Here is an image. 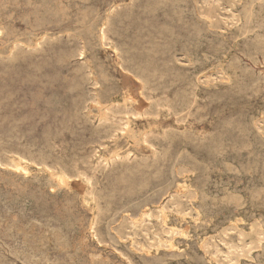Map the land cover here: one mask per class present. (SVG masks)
<instances>
[{
  "label": "rangeland",
  "instance_id": "1",
  "mask_svg": "<svg viewBox=\"0 0 264 264\" xmlns=\"http://www.w3.org/2000/svg\"><path fill=\"white\" fill-rule=\"evenodd\" d=\"M1 5L0 7H2L0 9V24L4 25V34L1 38H0V201L3 202L4 200H8V201H4V204L0 202V217H2V219L0 218V264H55V262L57 263L59 261V263L57 264H70L72 261L74 263L71 264H93L94 262L96 264H102V262L104 264H225V261H223L222 259H217L214 260L212 258V255H210L209 253H202L201 251V244H202V239L205 238H210V237H215L217 239V237L220 236V231L226 226L225 221H227L229 218H231L232 216H238V218L242 219V223H240L241 226H244V228L246 229L248 227V225H250L252 222H254L255 220H259L262 221L264 223V191L262 193L263 189V181H264V169H262L264 167V62H262L264 59H262L261 56L264 57V45L257 43L258 42V38H256L254 36V34H252V37L250 34H246L248 35V37H244L243 33L244 30L240 29L239 30V26L243 24L244 26V19L243 21L239 22V24L231 26L228 22H230V17L231 16V12L232 11L234 13V15H243L244 17V12L246 8H248L250 5V0L248 2V0H168V3L166 0H146L148 1V3L145 0H33V1H29V0H0ZM13 1V2H12ZM15 1V2H14ZM20 1V3H19ZM28 1V2H27ZM39 1V3H38ZM44 1V2H42ZM48 1V3L46 2ZM55 1L57 3L61 4H57L55 3ZM82 1V2H80ZM109 1V2H108ZM115 1V2H114ZM135 1V2H134ZM138 1V2H137ZM143 1V2H141ZM173 1H175L173 3ZM184 1V3L182 4V2ZM189 4H187L186 2ZM194 1V3L192 2ZM217 1V2H216ZM232 1V2H231ZM243 3H242V2ZM247 1V2H246ZM27 2V3H26ZM37 2V3H36ZM63 4H62V3ZM71 4H69V3ZM78 2V3H76ZM91 2H95V3H91ZM124 2V3H123ZM131 2V3H130ZM137 2V3H136ZM161 4H160V3ZM171 2V3H169ZM196 2V3H195ZM201 2V3H200ZM240 2V3H239ZM11 3V4H9ZM44 3V4H43ZM47 3V6L46 4ZM52 3V4H51ZM54 3V4H53ZM75 3V4H74ZM108 3V4H106ZM112 3V4H111ZM138 3H140L142 5L141 6ZM146 8H145V5ZM156 3V4H155ZM159 3V4H158ZM176 3V4H175ZM5 4V5H2ZM26 4V6H25ZM30 4V6H29ZM34 4V5H32ZM37 4V5H36ZM41 4V5H38ZM51 4V6L49 5ZM57 4V5H56ZM81 6H80V5ZM83 4V6H82ZM89 6H88V5ZM118 4V5H117ZM123 4V5H122ZM135 4V5H134ZM170 4V5H169ZM179 4L181 6H179ZM186 4V5H185ZM195 4V5H194ZM229 4V5H228ZM239 4V5H238ZM243 4V5H242ZM256 4V2H255ZM8 5H11L9 7H7ZM14 5V6H13ZM16 5V6H15ZM20 5V6H19ZM24 5V6H23ZM53 5V6H52ZM66 5V7H65ZM70 5V6H69ZM77 5V6H74ZM93 5V7H91ZM113 7H112V6ZM169 5V6H168ZM175 5V7H174ZM179 6L178 8H176L177 6ZM185 5V6H182ZM194 5V7H193ZM212 5V6H211ZM232 5V6H231ZM242 5V6H241ZM249 5V6H247ZM264 4H262V7H260L259 10V19L261 20V18H263V12H264ZM19 6V7H17ZM37 7V8H34ZM41 6V7H39ZM44 6V7H43ZM72 8H69L71 7ZM80 6V7H79ZM99 8H95V7ZM102 11H101V8ZM119 6V7H118ZM135 6V7H134ZM165 8H162V7ZM168 6V7H167ZM171 6V7H170ZM189 6V7H188ZM211 6V7H210ZM6 7V8H5ZM12 7V8H10ZM21 7V9H19ZM30 7V8H29ZM32 7L34 9H32ZM47 7H50L47 8ZM52 7V8H51ZM56 7L58 9V7L62 10V9H66L68 10L65 12L64 10H62V13L60 9L54 8ZM76 7V8H75ZM86 7V8H85ZM89 7V8H88ZM110 7V8H109ZM112 7V8H111ZM118 7V8H117ZM127 7V8H126ZM139 10H137V8ZM144 7V8H142ZM159 7V8H158ZM170 7V8H169ZM174 7V8H173ZM185 11H184V9ZM239 7V8H238ZM242 9H241V8ZM44 9L45 11H43L42 9ZM106 8V9H105ZM115 8V9H114ZM143 10H142V9ZM153 8V9H151ZM169 8V9H167ZM180 8H182L180 10ZM193 8V9H192ZM206 9V8H210L214 15H215V22L212 26L209 25L205 20H203L202 18H200L199 14L201 12L202 9ZM238 8V9H237ZM245 8V9H244ZM263 8V9H262ZM23 9H25V11H23ZM32 9V10H31ZM47 9V10H46ZM49 9V10H48ZM74 9V10H73ZM77 9V10H76ZM80 9V10H79ZM105 11H104V10ZM109 11H108V10ZM146 9V10H145ZM148 9V10H147ZM156 9V10H155ZM158 9V10H157ZM161 9V10H160ZM165 9V10H163ZM174 9V10H172ZM188 11H187V10ZM225 9V10H224ZM261 9L263 11H261ZM30 12H29V11ZM36 10V12H35ZM39 10V12H38ZM43 12H42V11ZM52 10L54 12H52ZM114 10V11H112ZM152 10V11H150ZM175 12H172V11ZM239 10V11H238ZM5 11V12H4ZM23 11V12H22ZM41 11V12H40ZM50 11V15L48 12ZM77 11V12H76ZM98 11V13H97ZM142 11V12H141ZM144 11V12H143ZM156 13H155V12ZM162 11V12H159ZM170 11V12H168ZM179 11V12H178ZM181 11H184L182 13H180ZM238 11V12H237ZM260 11L263 13L261 14ZM19 12V13H18ZM46 14H45V13ZM52 12V13H51ZM56 12V13H55ZM74 14H73V13ZM82 12V13H81ZM109 12V13H108ZM138 12L140 14H138ZM148 12V13H147ZM153 12V13H152ZM178 12V13H177ZM187 12V14L185 13ZM190 12V14H189ZM228 12V13H227ZM12 13V14H11ZM26 13V14H25ZM33 13V16L32 14ZM35 13V14H34ZM40 15H39V14ZM44 13V14H43ZM49 15H48V14ZM58 16H56L57 14H59ZM67 13V14H66ZM85 13H86V18L85 17ZM107 13V14H106ZM135 13V14H134ZM137 13V14H136ZM142 13V14H141ZM166 13V14H163ZM174 13V14H173ZM180 13V14H179ZM184 13V14H183ZM194 15H193V14ZM218 13V14H217ZM242 13V14H241ZM7 14V16H6ZM11 16H10V15ZM19 16H18V15ZM29 14L28 18H26V20H24L23 18L27 17L24 15ZM37 14V15H36ZM64 14H66L64 16ZM100 14V15H99ZM103 14V15H102ZM147 14V15H146ZM157 14V15H156ZM169 14V15H168ZM177 14V15H176ZM179 14V15H178ZM186 14V15H185ZM220 14V15H219ZM261 14V15H260ZM2 15V17H1ZM21 15V16H20ZM39 15V16H38ZM46 15V16H45ZM61 15H63L61 17ZM69 17H68V16ZM80 15V16H79ZM98 15V16H97ZM102 15V16H101ZM106 15V16H105ZM108 15V16H107ZM125 17H123V16ZM130 15V16H129ZM138 15V16H137ZM147 16V19L146 16ZM149 15V16H148ZM156 15V16H154ZM184 15V16H183ZM188 15V16H187ZM225 15V16H224ZM227 15V16H226ZM15 16V17H14ZM50 16V17H48ZM81 18L80 20H85V21H80L79 17ZM101 18H100V17ZM161 16L163 18H161ZM168 18H166V17ZM171 16H172V20H171ZM176 16H178V18H176ZM20 17V18H18ZM34 17L36 18L34 20ZM39 17H42L40 19H37ZM46 17V18H45ZM58 17V18H56ZM65 17V19L63 18ZM90 17V21L88 20V18ZM98 17V18H97ZM138 17V19H137ZM143 17V18H140ZM145 17V18H144ZM153 17V18H152ZM165 17V18H164ZM227 17V18H225ZM14 18V19H13ZM45 18V19H44ZM54 20H53V19ZM56 18V19H55ZM68 18V19H67ZM96 18V19H95ZM105 18V19H103ZM118 18L120 20H118ZM132 18V19H130ZM160 18V19H159ZM170 18V19H169ZM186 18V19H184ZM192 18V19H191ZM30 19V20H29ZM52 19V21H51ZM60 19V20H59ZM62 19V20H61ZM64 19V20H63ZM93 19V21L91 20ZM127 19V20H126ZM149 19V22H148ZM158 21H157V20ZM164 19V20H163ZM177 19V20H175ZM180 19H182L183 21L178 22V20L180 21ZM191 19V20H190ZM196 19V21H195ZM20 20H23L20 22ZM47 20V21H46ZM49 20L51 22H49ZM59 22H58V21ZM88 20V21H87ZM97 20V21H96ZM144 20V23L143 21ZM172 22H171V21ZM221 20V21H220ZM64 24H62V22ZM66 21V22H65ZM77 21V22H76ZM100 21V22H98ZM122 21V23H121ZM148 23H147V22ZM150 21L152 23H150ZM170 21V24L169 22ZM176 21V22H175ZM187 21V22H186ZM191 21H193L191 23ZM228 21V22H227ZM263 24H264V18H263ZM9 22V23H8ZM31 22V23H29ZM35 22V23H34ZM42 22V24H41ZM46 22V24H45ZM76 22V23H75ZM86 22V23H85ZM92 25H91V23ZM98 22V23H97ZM105 22L107 23V28L105 31L106 34V39L105 40H101L100 37H98L99 34V30L101 27V25ZM124 22V23H123ZM133 22V23H132ZM158 24H157V23ZM165 22V25H163ZM168 24H167V23ZM175 22V23H174ZM178 22V23H177ZM183 22V24H182ZM197 24H196V23ZM206 22V23H205ZM219 24H218V23ZM11 23V24H10ZM15 23V24H14ZM75 23V24H74ZM78 23V24H77ZM80 23V25H79ZM88 23V25H87ZM97 23V24H96ZM119 23V24H118ZM135 23V24H134ZM149 25H147V24ZM155 23V24H154ZM160 23V24H159ZM172 23V24H171ZM186 23V24H184ZM205 23V24H204ZM225 23V24H224ZM14 24V25H13ZM27 24V25H26ZM35 24L37 25V27L35 28ZM77 24V25H76ZM84 24V26H83ZM95 24V25H94ZM138 24V25H137ZM144 24V25H143ZM152 24L155 25V28L153 26L150 25ZM175 24V25H174ZM190 24V25H189ZM192 24V25H191ZM199 24V26H197ZM204 26H202V25ZM9 25V26H8ZM31 25V26H30ZM47 25V26H46ZM91 25V26H89ZM125 25V26H124ZM136 25V26H134ZM161 25H163V27L165 26V28H163ZM168 27H167V26ZM170 25L171 28H170ZM179 25V26H178ZM181 25H183L181 27ZM189 25V26H188ZM11 26V27H10ZM13 26V27H12ZM28 26V27H27ZM34 26V27H33ZM68 26H71L70 28H68ZM93 26V27H92ZM97 28H96V27ZM151 26V27H150ZM157 26V27H156ZM174 26L177 27L174 29ZM186 26V27H185ZM193 27L190 29V27ZM197 28H194V27ZM225 26V27H224ZM228 26V27H227ZM30 27V28H29ZM46 27V28H45ZM91 27V28H89ZM95 27V28H94ZM141 27V29H139ZM144 29H143V28ZM180 27V28H179ZM184 27V28H183ZM199 27V28H198ZM201 27V28H200ZM15 30H12V29ZM17 28V29H16ZM25 28V30H23ZM34 28V29H33ZM90 30H88V29ZM134 28V29H133ZM137 28H138V32H137ZM154 29V31L152 29ZM169 28V29H168ZM173 28V29H172ZM210 30H209V29ZM227 28V29H226ZM237 30L240 31V33ZM27 29V30H26ZM72 29V30H70ZM147 29V30H145ZM160 29V30H156ZM172 29V30H171ZM190 29V30H189ZM198 29V30H196ZM203 29V30H202ZM33 30V31H32ZM74 30V31H73ZM76 30V31H75ZM84 30V31H81ZM91 30L95 31L91 34ZM142 30V31H141ZM152 30V31H151ZM163 30H167L165 31V35ZM171 30V31H170ZM177 30V31H176ZM179 30V31H178ZM185 30V31H184ZM189 30V31H188ZM201 31L202 34H200ZM218 30L219 33L217 32ZM225 30V31H224ZM243 30V31H242ZM14 31V32H13ZM22 33H21V32ZM25 31V32H23ZM27 31V32H26ZM29 31V32H28ZM32 31V34H31ZM42 31V32H41ZM64 31V32H62ZM70 31V32H69ZM78 31V32H77ZM81 31V33H80ZM150 31V32H148ZM181 31V32H180ZM183 31V32H182ZM206 31V32H204ZM12 32V33H11ZM36 32V33H35ZM41 32V34L39 33ZM45 32H48L49 34L47 35V33L45 34ZM53 32V33H52ZM56 32V33H55ZM62 35V36H60ZM68 32V34H67ZM85 32V33H84ZM142 32V33H141ZM146 32V33H145ZM154 32V33H153ZM159 32V33H158ZM163 35H161L162 33ZM172 32L174 34L177 35V39L176 37H174L175 35L172 34ZM200 34L198 37V35ZM225 32V33H224ZM234 33V34H230V33ZM62 33V34H61ZM72 33H77L76 35L79 36H75ZM79 33V34H78ZM96 33V34H95ZM119 33V34H118ZM121 33V34H120ZM171 33V34H170ZM179 33V34H178ZM192 33V34H191ZM204 33V34H203ZM206 33V34H205ZM14 34V35H12ZM30 34V35H29ZM35 34V35H34ZM64 34V35H63ZM72 34V35H71ZM85 34V35H84ZM89 34V35H87ZM113 36H112V35ZM152 34V35H151ZM154 34V35H153ZM158 34V35H157ZM188 34V35H187ZM230 34V35H228ZM25 35V36H23ZM38 35V36H37ZM46 35V36H45ZM59 35V36H58ZM94 35V37H93ZM95 35H97L95 37ZM134 35V36H133ZM141 35V36H140ZM172 35H174L172 37ZM179 35V36H178ZM187 35V36H186ZM210 35V36H209ZM213 35V36H211ZM240 35V36H238ZM245 35V34H244ZM245 35V36H246ZM20 36V37H19ZM32 36V37H31ZM43 36V37H42ZM49 36V37H48ZM58 36V37H57ZM147 36V37H145ZM150 36V38L148 37ZM152 36L156 37L155 39L152 40ZM189 36V37H188ZM193 37L194 39H192L191 37ZM234 36L236 38H234ZM10 37V38H9ZM17 37V38H16ZM25 37V38H23ZM29 37V38H27ZM35 37V38H34ZM44 38L43 43H41L38 47H35V42L40 39V38ZM51 37V38H50ZM53 37V39H52ZM67 37V38H66ZM80 37V38H79ZM91 37V38H90ZM135 37V39H134ZM139 37V38H138ZM153 37V38H154ZM170 37V38H169ZM188 37V38H187ZM207 37V38H206ZM213 37V38H212ZM254 37V38H253ZM19 38V39H18ZM21 38V39H20ZM23 38V39H22ZM27 38V40H26ZM37 38V39H36ZM50 38V40H49ZM79 38V40H78ZM95 38V40H94ZM99 38V39H97ZM110 42L107 43V41ZM149 38V39H148ZM173 38V39H172ZM179 38V39H178ZM182 38V39H181ZM196 38H199L198 40ZM207 40H204V39ZM215 38V39H214ZM216 38H219L218 40ZM223 38L225 41H223ZM240 38V40L238 39ZM241 38H243L241 40ZM247 38V39H244ZM14 39V40H12ZM29 39V40H28ZM31 39V40H30ZM48 39V41H47ZM52 39V41H51ZM64 39V40H63ZM93 39V40H92ZM181 39V40H180ZM188 39V40H187ZM209 39L210 42L209 43ZM238 42H237V40ZM252 40L249 41V40ZM256 39V40H254ZM11 40V42H10ZM36 40V41H35ZM56 40V41H55ZM88 40V42L86 41ZM98 40V41H97ZM136 40V41H135ZM151 40V41H150ZM157 40V41H156ZM160 40V41H159ZM165 40V41H164ZM190 40V41H189ZM201 40V41H200ZM212 40V41H211ZM217 40V41H216ZM222 40V41H221ZM236 41L234 43V41ZM244 40V42H243ZM248 42H245V41ZM14 41H18L20 44L22 43V45L19 44V47L13 51V55L10 54L11 52V48L12 45L14 43ZM31 41L33 43H31ZM81 41V42H80ZM105 41V42H104ZM116 41V42H115ZM164 41V42H162ZM177 41V42H176ZM180 41V42H179ZM203 41V42H202ZM229 41V42H228ZM240 41V42H239ZM257 41V42H255ZM2 42H7V43H3L1 46ZM9 42V43H8ZM53 42L56 44H53ZM65 42V43H64ZM68 42V44H66ZM74 44H73V43ZM100 42V43H99ZM127 42V43H126ZM170 44H169V43ZM184 42V43H183ZM188 42H193V43H188ZM197 42V44H196ZM207 42V43H206ZM222 48H220L221 46ZM227 42V43H226ZM35 43V44H34ZM90 43V44H89ZM99 43V44H98ZM113 43V44H112ZM180 43V45L178 44ZM226 45H225V44ZM239 43V44H238ZM246 43V46H244L245 48L248 45V49L244 47H242V44ZM254 43V44H253ZM29 44V45H28ZM65 44V46H64ZM89 44V45H87ZM150 44V45H149ZM157 44V45H156ZM163 44V45H162ZM173 44V45H171ZM176 44V45H175ZM183 44V45H182ZM187 44V45H186ZM195 44V45H194ZM229 44V45H228ZM250 44V45H249ZM255 46H253V45ZM10 45V46H9ZM63 45V46H62ZM74 45V46H73ZM82 45H84V47H82ZM86 45V46H85ZM93 45V46H92ZM96 45V46H95ZM118 45H120L118 47ZM149 45V46H148ZM156 45V46H155ZM170 45V47H169ZM191 48L188 50V48ZM201 45V47H200ZM234 45L232 48L231 46ZM239 45V46H238ZM245 45V44H243ZM253 47H252V46ZM258 45V46H256ZM7 46V47H6ZM30 48H29V47ZM56 46V47H55ZM61 46V47H58ZM67 46L69 48H67ZM78 46V47H77ZM100 46V47H99ZM116 46V47H114ZM152 46V48H151ZM177 46V47H176ZM186 46V47H185ZM197 46V47H196ZM225 46V48H224ZM231 49H228V47ZM238 46V47H237ZM251 46V47H250ZM263 46V47H262ZM5 49H4V48ZM55 47V48H54ZM60 48V50L58 48ZM62 47H66L62 48ZM73 47H75L74 49H72ZM93 47V48H91ZM96 47V49H95ZM102 47V49H101ZM105 47V48H104ZM107 47V48H106ZM146 47V48H145ZM182 47V50L180 49ZM185 47V49H184ZM195 47V49H194ZM212 49H210V48ZM215 47V49H214ZM242 47V48H241ZM250 47V48H249ZM261 47V48H260ZM34 48V49H33ZM78 48V49H77ZM124 48V49H123ZM136 48V49H134ZM154 48V49H153ZM158 48V49H157ZM168 48V49H167ZM171 48V50H170ZM179 48V49H178ZM201 48V49H200ZM219 48V49H218ZM239 48V49H237ZM255 50H253V49ZM263 48V49H262ZM53 49V50H52ZM63 49V51H62ZM77 49V50H76ZM86 49V50H85ZM138 49V50H137ZM150 49V50H149ZM175 49V50H174ZM178 49V50H177ZM184 49V50H183ZM200 49V50H199ZM217 49V50H216ZM241 49V50H240ZM9 50V51H8ZM58 50V51H57ZM65 50V51H64ZM74 50V51H73ZM76 50V51H75ZM83 50V51H82ZM121 50V51H120ZM134 50V51H133ZM141 52H140V51ZM153 50V52H152ZM159 50V51H158ZM188 50V51H187ZM198 50V51H197ZM223 50H225V52H222ZM244 50V52L242 51ZM259 50V51H258ZM66 51L68 54H66ZM70 51V52H69ZM88 51V52H87ZM97 51V52H94ZM105 51V52H104ZM140 53H138V52ZM146 51V52H145ZM151 51V52H150ZM158 51V52H155ZM168 53H167V52ZM173 51V52H172ZM178 51V52H177ZM183 53L180 54L179 53ZM186 51V52H185ZM205 51V52H204ZM207 51L209 52L207 54ZM231 51V52H230ZM233 51V52H232ZM247 51V52H246ZM255 51V52H253ZM53 52V54H52ZM56 52V54H55ZM64 52V53H62ZM80 54H79V53ZM84 52V53H82ZM87 52V53H86ZM101 52V53H100ZM145 52V54L143 53ZM162 52V53H161ZM164 52V54H163ZM166 52V53H165ZM170 52V53H169ZM219 52V53H218ZM222 52V53H221ZM238 52V54H237ZM251 52V53H250ZM35 53V54H34ZM44 53V54H43ZM60 54V59L59 58V54ZM95 53V54H94ZM105 53V54H103ZM115 53V54H114ZM121 53V54H120ZM150 53V54H149ZM156 53V55H154ZM189 53V55L187 54ZM196 53V54H195ZM218 53V54H217ZM229 53V54H228ZM232 53V54H231ZM235 53V54H234ZM244 53V54H243ZM249 53V55H247ZM253 53V54H252ZM255 53V54H254ZM263 53V54H262ZM94 54V55H93ZM143 54V55H142ZM169 54V55H168ZM170 54H174V55H170ZM177 54V55H176ZM195 54V55H194ZM237 54V55H236ZM241 54V55H240ZM246 54V55H245ZM262 54V55H261ZM68 55V56H67ZM81 55V56H79ZM84 55V56H83ZM93 55V56H92ZM100 55V57H99ZM135 55V57H133ZM137 55V56H136ZM145 55V56H144ZM205 55V56H203ZM213 55V56H212ZM217 55V57L215 56ZM234 55L236 58H234ZM245 55V57L243 56ZM255 56L254 59L252 56ZM10 56V57H9ZM42 56V57H41ZM58 56V58H57ZM64 56V57H62ZM97 56V57H96ZM145 58H143V57ZM147 56V57H146ZM168 56V58H167ZM171 56V57H169ZM181 58H180V57ZM184 56V57H183ZM191 56V57H189ZM209 56V57H208ZM223 56V57H222ZM229 56V57H226ZM241 56V57H240ZM257 56V57H256ZM67 57V59H66ZM80 57V59H79ZM94 57V59H93ZM107 57V58H106ZM130 57V59H129ZM137 57V58H136ZM164 57V58H163ZM196 57V58H195ZM198 57V58H197ZM206 57V59H204ZM222 57V58H221ZM226 57V59H225ZM252 57V58H251ZM61 58H63L61 60ZM91 60H90V59ZM96 58V60H95ZM100 58V59H98ZM118 58V59H117ZM136 58V59H135ZM140 58V59H139ZM153 58V59H151ZM163 60L162 59H165ZM172 61H170L171 59ZM175 58V59H174ZM187 58V59H186ZM190 58V59H189ZM203 58V59H202ZM212 58V59H211ZM214 58V59H213ZM229 58V59H228ZM233 60H232V59ZM239 58V59H238ZM245 58V59H244ZM251 58V59H250ZM258 58V59H257ZM124 59V61H123ZM144 59V60H143ZM157 59V60H155ZM159 59V61H158ZM169 59V60H168ZM189 59V60H188ZM192 59H196L194 61H192ZM241 59V60H240ZM248 59V60H247ZM249 59L251 61H249ZM252 59L257 63H255L254 61H252ZM257 59V60H256ZM261 59V60H260ZM84 60V62H83ZM89 60V61H88ZM100 60L102 61L100 63ZM118 60V61H117ZM142 60V61H141ZM153 63H150L152 62ZM206 62H204V61ZM209 60V61H208ZM211 60V61H210ZM215 62L216 60V64L213 62ZM35 61V62H34ZM60 61V62H59ZM82 61V62H81ZM87 61V62H86ZM121 61V62H120ZM144 61V62H143ZM149 61V62H148ZM158 61V63H157ZM184 61V62H183ZM190 61V63H189ZM218 61V62H217ZM224 61V62H221ZM226 61V62H225ZM229 61H231L229 63ZM237 64H236V62ZM242 61V63H241ZM55 62V63H54ZM81 62V63H80ZM89 62V63H88ZM104 62V63H103ZM106 62V63H105ZM126 62L128 64H126ZM137 62H139L137 64ZM170 62V63H169ZM194 62V63H192ZM200 64H199V63ZM211 62V63H210ZM221 62V63H220ZM234 62V63H233ZM240 62V63H239ZM253 62V64H252ZM83 63V64H82ZM87 63V64H86ZM93 63V64H91ZM97 63V64H95ZM100 63V65H98ZM108 63V64H107ZM110 63L112 65H110ZM148 63V64H147ZM167 66H170L167 67ZM175 63V64H174ZM178 63V64H177ZM204 63V65H203ZM208 63V64H207ZM213 63V64H212ZM218 63V65H217ZM225 65H224V64ZM247 63V64H246ZM31 64V65H30ZM50 64V65H49ZM74 64V65H73ZM92 66H91V65ZM102 64V65H101ZM105 64V65H103ZM125 64V65H123ZM197 64V65H195ZM199 64V65H198ZM215 64V66H213ZM220 64V66H219ZM224 66H223V65ZM232 64H234V68L232 66ZM242 64V65H241ZM8 65V66H7ZM16 65V66H15ZM69 65V66H68ZM98 65V66H96ZM117 67H116V66ZM129 65V66H128ZM141 65V66H140ZM149 65V66H148ZM161 65V66H160ZM211 65V66H210ZM232 66V68H230L229 66ZM252 67H251V66ZM254 65V66H253ZM256 65V68H255ZM262 65V66H261ZM89 66V67H88ZM91 66V67H90ZM106 69H105V67ZM109 66V68H108ZM131 66V67H130ZM140 66V67H138ZM159 66V67H158ZM165 68H164V67ZM174 66V67H172ZM194 66V67H193ZM198 66V67H197ZM210 66V67H208ZM222 66V67H221ZM240 66V67H239ZM245 66V67H242ZM250 66V67H249ZM12 67V68H11ZM24 67V68H23ZM28 67V68H27ZM53 67V68H52ZM67 67V68H66ZM111 67V69H110ZM121 69H120V68ZM126 67V68H125ZM148 67V68H147ZM173 69H172V68ZM197 69H196V68ZM202 67V69H201ZM210 68V69H206V68ZM215 67V68H213ZM225 67V71H224V75L220 74L221 68ZM249 67V68H248ZM5 68H8L5 70ZM14 68V69H13ZM23 68V69H22ZM27 68V69H26ZM80 68V70H79ZM93 68V70L91 69ZM99 71H98V69ZM113 68V69H112ZM125 68V69H124ZM157 68V69H156ZM160 70H159V69ZM168 68V70H167ZM179 68V69H178ZM213 68V69H212ZM220 68V69H219ZM236 68V70H235ZM241 68V69H240ZM246 70H245V69ZM10 69V70H9ZM45 69V70H44ZM62 69V71H61ZM86 69V70H85ZM110 69V70H109ZM120 69V70H119ZM123 69V70H122ZM127 69V70H126ZM152 69V70H151ZM175 69V70H174ZM177 69L179 70V72L177 71ZM182 69V70H181ZM185 69V70H184ZM193 69V70H192ZM215 69V70H214ZM230 71H229V70ZM239 72H238V70ZM17 70V71H16ZM21 70V73H20ZM25 70V71H23ZM27 70V71H26ZM61 73H58L60 71ZM68 70V71H67ZM94 72H92V71ZM102 70V71H100ZM105 70V72L103 71ZM157 70V71H156ZM163 70V71H162ZM189 70V71H188ZM207 70V71H205ZM235 72H233V71ZM244 70V71H243ZM57 71V72H56ZM66 71V72H65ZM75 71V72H74ZM80 71V72H79ZM111 71V74L113 75L112 77L110 76L111 74L109 73ZM113 71V72H112ZM116 75H115V72ZM159 71V73H158ZM177 71V72H176ZM186 71V72H185ZM188 71V72H187ZM200 71V72H199ZM205 71V72H204ZM237 71V73H236ZM242 71V72H240ZM246 71V72H245ZM3 72V75H2ZM19 72V73H18ZM63 72V74H62ZM69 72L71 74H69ZM122 72V73H121ZM125 72V73H124ZM128 74H127V73ZM145 72V73H144ZM170 72V73H168ZM174 72V73H173ZM194 72V73H192ZM204 74H203V73ZM232 72V74L230 73ZM253 72V73H252ZM259 72V73H257ZM15 73V75H14ZM24 73V74H23ZM25 73L27 75H25ZM43 73V75H42ZM57 73V74H56ZM71 75V76H69ZM114 73V74H113ZM121 73V74H120ZM153 75H152V74ZM163 73V74H162ZM165 73L170 74V76ZM178 73V74H177ZM184 73V74H183ZM196 73V74H195ZM201 73V74H200ZM228 73V74H227ZM242 73V75H241ZM247 76H243V75ZM261 73V74H260ZM7 74V75H5ZM56 74V75H55ZM62 74V75H61ZM65 74H67L68 76H66ZM93 74V75H92ZM96 74V75H95ZM102 74H104V78L102 76ZM108 74V75H107ZM119 74V75H118ZM125 74V75H124ZM147 74V75H146ZM150 74V75H149ZM182 76L180 77L179 76ZM189 76H188V75ZM191 74V75H190ZM193 74V75H192ZM200 74V75H199ZM230 74V75H229ZM236 76L234 78V75ZM21 75V76H20ZM29 75V76H28ZM42 75V76H41ZM45 75V77H44ZM47 75V76H46ZM49 75V76H48ZM61 77H60V76ZM74 75H76V79L74 77ZM82 75V76H81ZM131 75V76H130ZM161 75V76H160ZM163 75L165 77H163ZM176 75V76H175ZM187 75V76H184ZM218 75V76H217ZM250 75V77H249ZM260 75V77H259ZM38 76V77H37ZM66 76V77H65ZM90 76V77H89ZM95 78H94V77ZM124 76V77H123ZM130 76V77H129ZM149 76V77H148ZM172 76V77H171ZM184 76V77H183ZM194 78H193V77ZM200 76V78H199ZM204 76V77H203ZM211 76V78H210ZM226 76V77H224ZM230 78H229V77ZM23 77V78H22ZM73 77V80H71ZM79 77V78H78ZM94 79H93V78ZM111 77V79H110ZM135 77V78H134ZM157 77V78H156ZM177 77V78H175ZM180 77V78H179ZM197 77V78H196ZM213 77V78H212ZM215 77V78H214ZM231 77L234 79H231ZM239 77H241L240 79H238ZM256 77L257 81L259 79V81L261 82H257L256 79L254 78ZM37 78V79H36ZM61 78L62 81H64L65 83L63 84V82L59 79ZM67 78V79H66ZM71 78V79H70ZM97 78V79H96ZM104 78V80H103ZM117 78V79H115ZM120 78V79H119ZM124 78V79H123ZM148 78V79H147ZM162 78V79H161ZM183 78V79H182ZM188 78L190 80H188ZM204 78V81H203ZM228 78V80H227ZM246 78V79H245ZM251 78V79H249ZM23 79V80H22ZM32 79V80H31ZM59 79V80H58ZM69 79V80H68ZM78 79V80H77ZM115 79V81L113 80ZM131 79V80H130ZM141 79V81H140ZM153 79V80H152ZM164 79V80H163ZM178 79V80H177ZM186 79V81H185ZM233 81H231V80ZM236 79V81H235ZM238 80H242V81H237ZM254 81H253V80ZM5 80V82H4ZM97 80V81H95ZM113 80V81H112ZM138 80V81H137ZM191 82V86L190 85V81ZM208 80V81H207ZM216 80V81H215ZM224 82H223V81ZM250 80V82H249ZM252 80V81H251ZM19 81V82H18ZM58 81V82H57ZM61 81V82H60ZM68 81V83H66ZM75 82L77 85H75V83H71V82ZM79 81V82H78ZM140 81V82H139ZM146 83H145V82ZM165 81V82H164ZM198 81V82H197ZM229 83H225L228 82ZM244 81V82H243ZM78 82V83H77ZM94 82V83H93ZM154 82V83H153ZM167 82V83H166ZM174 82V83H173ZM187 82V83H186ZM234 82V83H233ZM249 82V83H248ZM253 82V86L252 83ZM16 83V84H15ZM59 83L63 84V88L62 91L60 90V85H58ZM111 85H109V84ZM142 83V84H141ZM153 83V84H152ZM189 83V85L187 86V84ZM198 83V84H197ZM207 83V84H206ZM212 83V84H211ZM225 83V84H224ZM233 83V84H232ZM238 84L237 88H236V84ZM245 85L244 86L242 85ZM251 83V84H250ZM260 83V84H259ZM51 86H48L50 85ZM80 84L82 86H80ZM95 84V85H94ZM99 84V85H98ZM114 84L116 87H114ZM117 84V85H116ZM138 84V85H137ZM186 84V85H184ZM218 84V85H217ZM246 84H248L249 86H247ZM256 84V85H255ZM56 85L58 86L56 88ZM68 85L70 87L67 86ZM72 85V86H70ZM87 85V86H86ZM127 85V86H126ZM137 85V86H136ZM144 85V86H143ZM193 85V86H192ZM198 85V86H197ZM202 85V86H201ZM206 85H208L206 87ZM211 85V86H210ZM228 85V86H227ZM232 85V86H231ZM234 85V86H233ZM239 85H240V89L243 91L241 92L239 89ZM258 89V87L261 89H258V93L256 92V88ZM261 85V86H260ZM37 86V87H36ZM75 86V88H74ZM107 86V87H106ZM111 86V87H110ZM119 86V88H118ZM157 86L159 88H157ZM186 86V87H185ZM197 86V88H195ZM243 86V87H241ZM26 87V88H25ZM36 87V88H35ZM81 87V88H80ZM83 87V88H82ZM88 87V88H87ZM95 89H93V88ZM121 87V89H120ZM127 87V88H126ZM138 87V88H137ZM142 87V89H141ZM169 87V88H168ZM171 87V89H170ZM193 87V88H192ZM201 87V88H200ZM215 90V88H217ZM223 87V88H221ZM224 87H228V88H224ZM234 87V88H233ZM252 89H251V88ZM31 90H30V89ZM33 90L35 91H32ZM39 88V89H38ZM68 88V90H67ZM72 88V91H70ZM80 88V89H79ZM111 90H110V89ZM118 88V89H117ZM144 88V89H143ZM199 88V89H198ZM236 88V89H235ZM38 89V90H37ZM58 89V90H56ZM82 89V90H81ZM109 89V90H108ZM117 89V90H116ZM128 89V90H126ZM147 89V90H146ZM167 89V91H166ZM191 89V90H190ZM196 89V90H195ZM210 89V90H209ZM223 89V90H221ZM225 89V90H224ZM231 89V91H230ZM251 89V90H250ZM256 89V90H255ZM23 90V91H22ZM41 90V91H40ZM43 90V92H42ZM51 90V91H50ZM84 90V91H83ZM87 90V91H86ZM89 90V91H88ZM99 90V91H98ZM120 90V91H119ZM125 90V91H124ZM144 90V91H142ZM160 90V91H159ZM162 90V91H161ZM202 90V92H201ZM212 90V92H210ZM235 90V91H234ZM237 90V91H236ZM255 90V91H253ZM66 91V92H65ZM75 91V92H74ZM81 93H80V92ZM96 91V92H93ZM110 91V92H109ZM112 91V92H111ZM133 91V93H132ZM139 91V92H138ZM153 91V92H152ZM182 91V92H180ZM188 91V92H187ZM196 91V92H195ZM205 91H209L207 93H205ZM214 91H217L214 92ZM224 91V92H223ZM227 93H226V92ZM229 91V92H228ZM240 91V92H239ZM246 91V92H245ZM253 91V92H252ZM261 91V92H260ZM30 92V93H28ZM54 92V93H53ZM61 96V100L60 96ZM61 92V93H60ZM70 92V93H69ZM83 92V93H82ZM89 94L87 95L86 94ZM131 92V93H130ZM138 92V93H137ZM195 92V93H194ZM199 92V93H198ZM223 92V94H222ZM231 92V93H230ZM239 92V93H238ZM256 95H255V93ZM33 93V94H32ZM40 93V94H39ZM49 93V94H48ZM54 95H53V94ZM76 93V94H75ZM78 93V94H77ZM79 93L81 95H79ZM92 93V94H91ZM124 93V94H123ZM171 93V94H170ZM189 93V94H188ZM205 93V94H204ZM209 93V94H208ZM212 95H211V94ZM216 93V94H215ZM218 93H220L218 95ZM234 93V95H233ZM238 93V94H236ZM244 93H248V95L244 94ZM260 93V94H259ZM261 93H263L261 95ZM28 94V95H27ZM58 94V95H56ZM63 94V95H61ZM68 94V95H66ZM75 94V95H73ZM82 94H84L82 96ZM97 94V95H96ZM103 94V95H102ZM138 94L140 95V98L138 96ZM180 94V95H179ZM186 94V95H185ZM195 94H197L195 96ZM200 94V95H199ZM213 94L217 95V96H213ZM222 94V95H221ZM229 94V96H228ZM260 96H259V95ZM30 95V96H29ZM34 95V96H33ZM37 95V96H36ZM43 95V97H42ZM51 95V96H50ZM73 95L75 97V99L71 100L72 98H74ZM87 95V97L85 96ZM100 95V96H99ZM128 95V96H127ZM145 95V98H144ZM175 95V96H174ZM194 95V96H193ZM207 95V96H206ZM225 95H227V97H225ZM233 95V96H232ZM240 95H243L242 97ZM259 96L258 98L256 96ZM41 96V97H40ZM46 96V97H45ZM54 96V98H53ZM57 96V97H56ZM66 96V99L64 98ZM69 96V98H68ZM95 96H99L101 97V99L103 100H107L108 98H116V99H122L125 97L130 98V100L128 101V107L130 109V111L135 114L136 116L132 117L133 121H134V125L135 128L138 132L140 133H145L147 135L148 138V144H139L135 147H132L126 142L124 141V139L122 138H116L118 132H114V125L111 124L110 122H103V121H99L98 115H97V111H95V109H91V106H88L89 104L92 105L91 102H93ZM104 96V98H102ZM109 96V97H108ZM184 96V97H183ZM189 96V97H188ZM201 96V97H200ZM222 96V98H221ZM231 96V97H230ZM245 96V97H244ZM50 97V98H49ZM63 97V98H62ZM71 97V98H70ZM134 97V98H132ZM143 97V98H142ZM177 97V98H175ZM183 97V98H182ZM195 97V98H193ZM233 97V98H232ZM254 97V99L252 98ZM34 98V99H33ZM37 98V99H36ZM82 98V99H81ZM92 98V99H91ZM157 98V99H156ZM200 98V100H199ZM211 98V99H209ZM227 98V99H226ZM232 98V99H231ZM240 98V100H239ZM243 98V99H242ZM251 98L254 102H250ZM30 99V100H29ZM41 99V100H40ZM52 99V101H51ZM54 99V100H53ZM67 99H69L67 101ZM77 99V100H76ZM156 101H155V100ZM177 99V100H176ZM206 101H205V100ZM226 99V100H225ZM247 101L245 102L244 101ZM35 100V102H34ZM60 100V101H59ZM66 100V101H65ZM86 100V101H85ZM138 100V101H137ZM147 100V101H146ZM151 100H153L152 102H150ZM184 100V102H183ZM224 100V101H223ZM231 100V102H230ZM236 100V101H235ZM242 100V102H241ZM257 100V101H256ZM33 101V102H31ZM39 101V102H38ZM71 101V102H69ZM72 101L74 102V104H70L72 103ZM82 101V102H80ZM136 102L135 104L132 102ZM195 101V102H194ZM216 101V102H215ZM233 101V102H232ZM260 101V102H259ZM263 101V102H262ZM29 102V103H28ZM38 102V103H37ZM56 103L55 105L53 103ZM59 102V103H58ZM61 102V104H60ZM77 102V103H76ZM79 102V103H78ZM89 102V103H88ZM148 102V103H147ZM163 102V103H162ZM182 102V103H181ZM250 102V103H249ZM262 102V103H261ZM33 103V104H32ZM86 103V104H85ZM153 103V104H152ZM166 103V104H165ZM194 103L195 104L194 106ZM229 105H227V104ZM231 103V104H230ZM235 103V104H234ZM237 103V104H236ZM25 104L27 105L25 107ZM32 104V105H31ZM35 104V106H34ZM53 104V105H52ZM60 105L61 107H59L58 105ZM79 104V105H78ZM140 104V105H139ZM181 104V105H180ZM224 104H226L224 106ZM242 108H241V106ZM251 104V105H250ZM39 105V106H38ZM52 105V106H51ZM75 107V108H70V107ZM153 105V107H151ZM156 105V106H154ZM158 105V106H157ZM180 105V106H178ZM198 105V106H197ZM207 105V108H206ZM238 107V108H236ZM249 105V106H248ZM263 105V106H262ZM13 106V107H12ZM45 106V107H44ZM55 106V107H54ZM70 106V107H69ZM77 106V107H76ZM138 106V107H137ZM145 106V107H144ZM172 106V107H171ZM192 106V107H191ZM232 106V107H231ZM234 106V108H233ZM262 106V107H261ZM39 107V110H38ZM65 107V109H63ZM67 107V108H66ZM85 107H87V111L85 109ZM143 107V108H142ZM161 107V109H160ZM183 107V108H182ZM229 107V108H228ZM245 107V108H244ZM49 108V110H48ZM57 108V109H56ZM150 108V109H149ZM165 108V109H164ZM190 110H189V109ZM241 108V109H240ZM244 108V109H243ZM247 108V109H246ZM253 110H252V109ZM44 109V111H42ZM60 109V110H59ZM63 109V110H62ZM69 109V111H68ZM73 109V110H71ZM91 109V110H88ZM163 109V110H162ZM168 109V110H167ZM174 109V111H173ZM221 109V110H220ZM240 109V110H238ZM246 109V112H244ZM51 110V111H50ZM54 110V111H53ZM56 110V112H55ZM154 110V111H152ZM176 110V111H175ZM188 110V111H187ZM231 110V111H229ZM262 110V111H261ZM28 111V112H26ZM42 111V112H41ZM49 113H48V112ZM53 111V112H52ZM78 111V113H77ZM135 111V112H134ZM147 111V112H146ZM172 111V112H170ZM186 113H183L185 112ZM227 111V112H226ZM229 111V112H228ZM242 111V113H241ZM254 111V112H253ZM58 112V113H57ZM60 112V114H59ZM67 112V113H66ZM87 112V113H86ZM91 112V113H90ZM189 114L185 115V114ZM190 112V113H189ZM226 112V114H225ZM235 112V114H234ZM251 112V113H250ZM260 112V113H259ZM263 112V113H262ZM77 113V114H76ZM89 113V114H88ZM92 113H95L92 116ZM152 113V114H151ZM180 113V114H179ZM234 115H231V114ZM257 113V114H256ZM50 114V115H48ZM52 114V115H51ZM75 114V115H74ZM84 114V115H83ZM144 114V116L142 115ZM184 114V115H183ZM237 114V115H236ZM238 114L241 116H238ZM245 114V115H244ZM38 115V117H37ZM56 115V116H55ZM63 115V116H62ZM70 115V116H69ZM149 115V116H148ZM153 115V116H151ZM229 115V116H228ZM40 116V117H39ZM51 116V117H49ZM62 116V120H60V117ZM87 118H86V117ZM91 116V117H90ZM146 116V117H145ZM180 116V117H177ZM195 116V117H194ZM235 116V117H233ZM253 116V117H252ZM259 116V117H256ZM45 117L47 118L45 120ZM59 119H58V118ZM71 117V118H70ZM96 117V118H95ZM188 117V118H187ZM192 117V118H191ZM231 117V119L229 118ZM233 117V118H232ZM250 117V119L248 118ZM44 118V119H43ZM53 118V120H52ZM74 118V119H72ZM86 118V119H85ZM145 118V119H144ZM201 118V120H200ZM218 118V119H217ZM228 118V120H226ZM245 121H244V119ZM257 120H253V119ZM260 118V119H259ZM262 118V119H261ZM56 119V120H55ZM85 119V120H84ZM182 119V120H181ZM233 119V124L230 120ZM238 119V120H236ZM240 119V121H239ZM249 119V122H248ZM52 120V122H51ZM60 120V121H59ZM66 120V122L64 121ZM91 120V121H90ZM93 120V122H92ZM176 120V121H175ZM184 120V121H183ZM215 120V121H214ZM220 120H221V124H220ZM260 120V121H259ZM20 121V122H19ZM36 121V122H35ZM38 121V122H37ZM98 123H97V122ZM175 121V122H174ZM179 121V122H178ZM210 121V123H209ZM253 123L252 125L250 124ZM253 121V122H252ZM259 121V123L257 122ZM60 122V124H59ZM185 122V123H184ZM216 122V123H215ZM228 127H227V125ZM227 122H230L229 124ZM238 122V123H237ZM36 123V124H35ZM43 123V124H42ZM57 123V124H56ZM65 123L66 126H65ZM176 123V124H175ZM180 123V124H179ZM240 123V124H239ZM242 123V124H241ZM262 125H261V124ZM48 126H47V125ZM97 124V125H96ZM184 124V125H183ZM219 124V125H218ZM233 124V125H231ZM238 124V126H237ZM246 124V125H245ZM257 127H256V125ZM41 125V127H40ZM218 125V128H217ZM225 125V126H224ZM230 125V126H229ZM236 125V126H235ZM245 125V126H244ZM251 125V126H250ZM255 125V127H254ZM259 125V126H258ZM47 126V127H46ZM110 126V127H109ZM234 126V129H233ZM241 126H244L243 128ZM46 127V128H45ZM50 127V129H49ZM70 127H72L70 129ZM153 127V128H152ZM168 127V128H167ZM222 127V128H221ZM227 129H226V128ZM231 127V128H230ZM241 127V128H240ZM247 127V128H246ZM253 127V129H252ZM4 128V129H3ZM13 128V129H12ZM45 128V130H44ZM75 128V130H74ZM77 128V129H76ZM220 128V130H219ZM239 130H236L238 129ZM247 129L246 132L245 129ZM57 129V130H56ZM70 129V130H69ZM81 129V131H80ZM147 129V130H146ZM251 129V130H250ZM38 130V131H37ZM68 130V131H67ZM73 130V131H72ZM77 130V131H76ZM79 130V131H78ZM168 130V131H167ZM177 130V131H176ZM185 130V131H184ZM187 130L189 131V133L187 132ZM196 130V131H194ZM198 130V132H197ZM227 130V132H225ZM230 130V131H229ZM241 130H243V132H241ZM254 130V131H253ZM41 131V132H39ZM146 131V132H144ZM174 131V132H173ZM180 131L181 134L178 132ZM191 131V132H190ZM194 131V132H193ZM203 131V132H202ZM224 131V132H223ZM240 131V134H239ZM245 131V132H244ZM17 132V133H16ZM39 134H38V133ZM110 132V133H109ZM165 132V133H164ZM187 132V133H186ZM195 134H193V133ZM200 132V135H199ZM205 132V133H204ZM238 132V133H237ZM257 132V133H256ZM45 133V134H44ZM115 133V134H114ZM186 135H184V134ZM206 133H209L210 135H207ZM216 133V134H214ZM218 133V136H217ZM220 133V135H219ZM226 135H223L225 134ZM229 135H228V134ZM237 135L236 138L235 134ZM43 134V135H42ZM78 134V135H77ZM194 136H193V135ZM222 134V135H221ZM232 134V136H231ZM239 134V136H238ZM242 134H244L243 136L247 135L246 138H249L248 141L245 137V139H243ZM253 136H252V135ZM259 135L258 137L256 135ZM114 135V136H112ZM165 135V136H164ZM176 135V137H175ZM184 135V136H183ZM199 135V136H198ZM203 135V136H202ZM214 135V136H213ZM227 135L229 137H227ZM250 137H249V136ZM55 136V137H54ZM70 136V137H69ZM207 136V137H206ZM225 136V137H224ZM235 136V138H234ZM65 137V138H64ZM111 137H114L113 140L111 139ZM184 137H187L186 139ZM193 137V138H192ZM198 139H195V138ZM201 139H200V138ZM203 137V138H202ZM210 137V138H209ZM220 137V138H217ZM233 137V139H235V141L231 138ZM241 137V139H240ZM254 141H253V139ZM263 137V138H262ZM109 138V139H108ZM223 138V139H222ZM227 138V139H226ZM229 138V139H228ZM231 138V140H230ZM10 139V140H9ZM34 139V140H33ZM37 139V140H36ZM42 139V140H41ZM65 139V140H64ZM176 139V140H175ZM183 139V140H182ZM193 139V140H192ZM211 139V140H210ZM224 141H222V140ZM225 139V140H224ZM243 139V141H241ZM259 139V140H258ZM262 139V140H261ZM12 140V141H11ZM86 140V141H85ZM105 140V141H104ZM109 140V141H108ZM115 140V141H114ZM116 140H118L116 142ZM205 140V141H201ZM210 140V141H209ZM215 142H212V141ZM220 140V141H219ZM228 140V141H226ZM239 140V142H238ZM246 140L248 141L249 144H247ZM180 141V142H179ZM197 141V142H196ZM263 143H261V142ZM5 142V143H4ZM172 142V144H171ZM195 142V143H194ZM210 142H212L210 144ZM222 142V143H221ZM241 142V143H240ZM243 142V143H242ZM246 142V143H245ZM251 142H253L251 144ZM260 142V144H259ZM29 143V144H28ZM115 143L114 145L111 146V144ZM177 143H180L179 145ZM183 143V144H181ZM189 143V144H186ZM201 143V144H200ZM216 143V144H215ZM219 143V146L218 144ZM226 145H225V144ZM240 143V144H239ZM25 144V145H24ZM99 144V145H98ZM168 144V147H167ZM188 145V146H184ZM193 144V145H192ZM198 144V145H197ZM205 144V145H204ZM207 144V145H206ZM221 144V147H220ZM233 144V145H232ZM236 144V145H235ZM244 144V148L243 145ZM256 144V145H254ZM96 145V146H95ZM105 145V146H104ZM107 145V146H106ZM151 145V146H150ZM157 145V146H156ZM181 145H183V147H181ZM213 145V146H212ZM218 148H217V146ZM225 145V146H224ZM242 147H241V146ZM248 145V146H247ZM250 145V146H249ZM253 147H252V146ZM261 145V146H260ZM28 146V147H27ZM57 146V147H56ZM100 146V148H99ZM105 147V149L101 148ZM116 146V147H115ZM128 146V147H127ZM156 146V148H155ZM173 146V147H172ZM190 146V148H189ZM198 146V147H197ZM203 146V148H202ZM205 146H207L206 148V152H210L208 155L207 153H205L203 151V149H205ZM215 146V147H214ZM227 146H228V151H230V153L227 151ZM230 146V147H229ZM236 146V151H233L232 149H234L233 147ZM238 146V147H237ZM247 146V147H246ZM257 146V147H256ZM14 147V148H13ZM33 147V148H32ZM107 147V151L106 150ZM170 147V148H169ZM181 147V149H180ZM208 147H209V151H208ZM212 147V148H211ZM224 147V148H223ZM260 147V148H259ZM5 148V149H4ZM40 148V149H39ZM45 148V149H44ZM121 148V149H120ZM126 148V150H125ZM131 148L132 152L127 155V151L128 149ZM151 148V149H150ZM177 148V150L175 149ZM187 150H185V149ZM220 148V149H219ZM223 148V149H222ZM231 148V150L229 149ZM238 148V149H237ZM240 148V149H239ZM245 150H243V149ZM254 148V149H253ZM263 148V149H262ZM119 149V150H118ZM170 149V150H169ZM178 149L180 150V152L178 151ZM182 149H184V153L182 151ZM191 149V150H190ZM214 149V151L212 150ZM251 149V150H250ZM14 150V151H13ZM41 150V151H40ZM155 150V151H154ZM189 150V151H188ZM202 150V151H201ZM212 153H211V151ZM225 150V151H224ZM241 150V151H240ZM250 150V151H249ZM258 150V152L255 151ZM10 151V152H9ZM97 151V152H95ZM99 151V152H98ZM114 151V152H113ZM121 151V152H120ZM191 151V153H190ZM194 151V152H193ZM196 151V152H195ZM240 154H239V152ZM245 151H247L245 153ZM262 151V152H261ZM5 152V154H4ZM12 152V153H11ZM37 152V153H36ZM158 152V153H157ZM177 152V153H175ZM182 152V153H181ZM187 152V153H186ZM189 152V153H188ZM203 152V153H202ZM221 152V153H220ZM227 154H226V153ZM231 152H233L231 154ZM234 152H237L234 154ZM251 152L252 154L250 155ZM253 152H255L256 154H254ZM9 153V155H8ZM50 153V154H49ZM109 153V154H108ZM114 153H118L119 157L117 160L115 161H110L109 158H111V156ZM214 153V155H212ZM217 153V154H216ZM225 153L226 156L230 155V157H227L224 155H221ZM245 153V154H243ZM7 154V155H6ZM33 154V155H32ZM49 154V155H48ZM158 154V155H156ZM176 154V155H175ZM183 154V155H182ZM187 154V155H186ZM192 154V155H191ZM259 154V155H258ZM263 154V156L261 155ZM87 155V156H86ZM150 155V156H149ZM152 155V156H151ZM153 155H155L156 157H154ZM175 155V157L173 156ZM191 155V156H190ZM196 155V158L194 157ZM212 155V156H210ZM240 155V156H239ZM256 155V156H255ZM258 155V156H257ZM18 156V157H17ZM20 156V157H19ZM97 156V157H96ZM158 156V157H157ZM178 156V157H177ZM201 156V157H200ZM205 156V157H204ZM209 156V158L207 157ZM215 156V158H214ZM219 156V157H218ZM221 156L223 158H221ZM236 156V157H235ZM239 156V157H238ZM25 157V158H24ZM101 157V159H100ZM106 157V158H105ZM125 157V158H124ZM133 157V158H132ZM155 159H154V158ZM170 157V158H168ZM198 157V158H197ZM226 159H225V158ZM235 157V158H234ZM241 157V158H240ZM250 157V158H248ZM254 159H253V158ZM257 157V158H256ZM258 157H260L258 159ZM17 158H21L26 161H28V174L24 175V174H19V172L13 167V164H11L12 160L17 159ZM104 158V159H103ZM153 158V159H152ZM165 160H163V159ZM176 158H178L177 161ZM185 158V161L184 159ZM211 158V159H210ZM219 158V159H218ZM222 160H221V159ZM240 158V159H239ZM247 158V160H246ZM9 159V160H8ZM28 159V160H27ZM121 159V160H120ZM170 159V160H169ZM173 159V161L171 160ZM196 159V161H195ZM228 159V161H227ZM238 159V160H237ZM242 159V160H241ZM253 159V160H252ZM256 159V160H255ZM59 160V161H58ZM187 160V161H186ZM235 160V162H234ZM240 160V161H239ZM259 160V161H257ZM9 161V162H8ZM31 161V162H30ZM184 161V162H183ZM203 163H201V162ZM211 162L210 164H215L210 167V164L208 162ZM214 161V162H213ZM225 161V162H223ZM237 161L239 163H237ZM248 162V163H244V162ZM254 161V162H253ZM33 162V163H32ZM146 162V164H144ZM181 162V164H179ZM188 162V163H187ZM189 162L193 163V164H189ZM220 162L222 163V167L220 166ZM233 162V165H232ZM250 162V163H249ZM257 162V164L255 163ZM261 162V163H260ZM32 163V164H31ZM44 163V164H43ZM178 163V164H175ZM197 165H196V164ZM225 163V164H224ZM242 165H241V164ZM254 164V165H251ZM259 163V166H258ZM263 163V165H262ZM3 164V165H2ZM37 164V165H36ZM48 164V165H47ZM102 164V166H101ZM105 164V165H104ZM110 164V165H109ZM112 164V165H111ZM138 164V165H137ZM175 164V165H174ZM207 164V165H206ZM225 166H224V165ZM230 164L231 167H228V165ZM7 165V166H6ZM32 165V166H31ZM40 165V166H39ZM99 165V166H98ZM141 165V167H140ZM161 165V166H160ZM170 165V166H169ZM183 165V166H182ZM197 167H196V166ZM204 165V166H203ZM229 165V166H230ZM241 165V166H240ZM245 165V166H244ZM262 165V167H261ZM46 166V167H45ZM111 166V168H110ZM139 166V167H138ZM201 166V167H200ZM207 166V168H206ZM243 168L240 169V167ZM252 171V168H254ZM37 167V168H36ZM48 167V168H47ZM77 167V168H76ZM100 167V168H99ZM152 167V168H151ZM189 167V169H188ZM219 167H221V169H218ZM234 167V169H232ZM248 168V171L251 170V174L250 172H248L246 170V168ZM252 167V168H250ZM257 167V168H256ZM94 168V169H93ZM99 168V169H98ZM106 168V169H105ZM176 168V170H175ZM194 168V169H193ZM209 171V175L206 172V170ZM218 170H217V169ZM225 168V169H224ZM236 168V171H234ZM250 168V169H249ZM260 168V169H259ZM4 169V170H3ZM9 169V170H7ZM12 169V170H11ZM34 169V170H33ZM51 169V170H49ZM75 169V170H74ZM118 169V170H117ZM169 169V171H168ZM203 171H202V170ZM215 169V170H214ZM223 169V170H222ZM231 169V170H228ZM239 169V171H238ZM262 169V172H261ZM93 170V172H92ZM136 172H135V171ZM217 170V171H216ZM245 170L247 171V173H245ZM13 171V172H11ZM17 173H16V172ZM45 171V172H44ZM49 171V173H48ZM54 171V172H53ZM86 174H84V172ZM129 171V172H128ZM201 171V172H200ZM229 174H224V173H228ZM233 171V172H231ZM244 171V172H243ZM255 171V172H254ZM31 172V173H30ZM38 172V174L36 173ZM43 172V173H41ZM65 173L67 176H69L72 179V187H68L69 189H65L63 188H57L56 185L54 184H50L48 183L50 180V177L48 176L50 173ZM82 176H80V173ZM83 172V173H82ZM96 172V174H94ZM122 172V173H121ZM140 172V173H139ZM165 172V173H164ZM170 172V173H168ZM212 174H211V173ZM214 172V173H213ZM219 172V173H218ZM237 172L239 174H237ZM242 172V173H240ZM253 172V173H252ZM4 173V174H2ZM45 173V174H44ZM104 173V174H103ZM121 173V175H120ZM147 173V174H146ZM156 173V174H154ZM194 173V174H193ZM202 173L204 178L202 177ZM216 173V176L213 174ZM218 173V174H217ZM234 173V174H232ZM257 173V174H254ZM77 174V175H76ZM79 174V176H78ZM93 174L95 177H93ZM158 174V175H157ZM166 174V175H165ZM177 174V177H176ZM201 174V175H200ZM207 174V176L205 175ZM224 175V177L222 175ZM253 174V175H252ZM11 175V176H9ZM45 175V176H44ZM88 182L90 183V181L92 180V183L89 184L86 180V177ZM102 175V176H101ZM150 175V176H149ZM187 177L190 180V183L192 185V189L193 190H198V192L200 193V195H204L206 194V196H208L207 198V209L204 210V215L202 216V221H197L196 220V215L195 213L191 210L190 212V208H191V202H193L192 199H190L189 195H186L185 193L180 194L179 197H175V204H170L171 199L167 196V194H164L165 188L169 185H173L174 183L177 182H181L180 179L182 176ZM220 175V177H219ZM236 175V176H234ZM243 176L241 178V176ZM249 175V176H248ZM256 175V176H255ZM263 175V176H262ZM24 180H22L23 178ZM31 176V177H29ZM35 178H34V177ZM40 176V177H39ZM73 178H72V177ZM91 176V177H90ZM124 176V177H123ZM135 176V177H134ZM166 176V177H165ZM210 176V177H209ZM222 176V177H221ZM239 178H238V177ZM4 177V178H2ZM13 177V178H10ZM16 177V178H15ZM19 177V178H18ZM39 177V178H38ZM49 177V178H48ZM90 177V179H89ZM93 177V178H92ZM143 177V178H142ZM151 177V178H150ZM161 177V178H160ZM169 177V179H168ZM216 177V178H215ZM263 177V178H262ZM7 178H10L7 179ZM26 178V179H25ZM85 178V179H84ZM126 178V179H125ZM172 178V179H171ZM198 178V179H197ZM200 178V179H199ZM208 178V179H207ZM214 178V179H213ZM233 178V179H232ZM241 178V179H240ZM253 178V179H252ZM258 178V179H257ZM14 179V181H13ZM16 179V180H15ZM18 179H21L18 181ZM30 179V180H29ZM35 179V181H34ZM37 179V181H36ZM38 179L40 181H38ZM48 179V180H47ZM120 179V180H119ZM144 179V180H143ZM170 182H168L167 180ZM202 179V180H201ZM208 182H207V180ZM211 179V181H210ZM213 179V180H212ZM218 181H217V180ZM221 179V180H220ZM229 179V181H227ZM232 179V180H231ZM257 179V180H255ZM3 180V181H2ZM127 180V181H126ZM158 180V181H157ZM225 180V181H224ZM234 180V182H233ZM258 180H260L259 182H257ZM18 181V184L17 182ZM21 181H24L22 183H24V185L21 183ZM46 181V182H45ZM121 181V182H120ZM206 181V182H205ZM216 181V182H215ZM245 183H243V182ZM250 181V183H249ZM253 181V182H252ZM12 182V183H11ZM15 182V184H14ZM26 182V183H25ZM37 182V183H36ZM134 182V183H133ZM211 182V183H210ZM213 182V183H212ZM224 182V183H223ZM225 182H226V186H225ZM238 184H236V183ZM255 182V183H254ZM262 182V183H261ZM45 183V184H44ZM155 185H154V184ZM157 183V184H156ZM168 183V184H167ZM210 183V184H209ZM216 183V184H215ZM223 183V184H222ZM229 183V185H228ZM231 183V185H230ZM242 183V184H241ZM252 183H254V185H252ZM258 183V184H257ZM3 184V185H2ZM6 184V185H5ZM9 184V185H8ZM14 186H12V185ZM20 184V185H19ZM31 184V186H30ZM34 184H36V188L35 186H33ZM37 184H39V186H37ZM42 186H41V185ZM47 184V185H46ZM87 184V186H86ZM94 184V186H93ZM120 184V185H119ZM208 184V185H207ZM217 184H221L218 185ZM236 184V185H235ZM263 184V185H262ZM24 188H23V186ZM46 185V186H45ZM50 185V186H49ZM92 185L93 188H91L90 186ZM140 185V186H139ZM147 185V186H146ZM154 185V187H152ZM163 185V188H162ZM165 185V186H164ZM205 185V188L203 187ZM211 185V188H209V186ZM218 187H216V186ZM223 185L225 187H223ZM248 185V186H247ZM257 185V186H256ZM260 185V186H259ZM7 186V187H6ZM9 186V188H8ZM12 186V188H10ZM16 186V188H15ZM26 186V187H25ZM48 186V188H47ZM161 186V188L159 187ZM208 186V187H207ZM216 188H214V187ZM236 186V192H234L235 188L232 189V187ZM238 186V187H237ZM14 187V188H13ZM29 187V189H28ZM38 187H42V189H39ZM53 189H52V188ZM90 187V188H89ZM131 187V188H130ZM141 187V188H140ZM229 187V188H226ZM247 190H245V188ZM253 188L252 190H250L251 188ZM35 188V190L33 189ZM45 188V190H44ZM51 188V190H50ZM55 188V189H54ZM87 188V189H86ZM96 188V189H95ZM124 188V189H123ZM156 188V189H155ZM159 188V189H157ZM222 188V190H221ZM225 188V189H224ZM242 188V189H241ZM250 188V189H249ZM257 190H256V189ZM5 189V190H4ZM16 191H15V190ZM21 189H24V191L22 190L20 192V194H22V196L19 193V191ZM27 189V190H26ZM32 189V190H31ZM48 189V190H46ZM61 189V190H60ZM72 189V190H71ZM209 189V191L207 190ZM232 189V190H230ZM260 189V190H258ZM262 189V190H261ZM2 190V191H1ZM12 193L10 196V192ZM30 190L32 191V193L30 192ZM41 190V191H40ZM59 190V191H58ZM89 190H93L96 194L97 198V204L96 206H94L92 203L87 201V192ZM122 190V191H121ZM151 190V191H150ZM205 190V191H204ZM211 190V191H210ZM215 190V191H214ZM218 190V191H217ZM40 191V192H39ZM45 193H44V192ZM59 193H58V192ZM70 191V192H69ZM204 191V192H203ZM211 193H208V192ZM227 191H230L231 193H228ZM243 191V192H241ZM246 191V192H244ZM247 191H250L247 193ZM253 191V194H252ZM255 191V192H254ZM258 191V193L256 192ZM261 191V192H260ZM44 195H43V193ZM69 192V194H68ZM154 192V193H153ZM218 195V199L215 193ZM223 192V193H222ZM234 192V193H233ZM239 192V193H238ZM5 195H2L4 194ZM7 193V194H6ZM38 193V194H37ZM52 193V194H51ZM85 193V194H84ZM112 193V194H111ZM151 193V194H150ZM154 195H153V194ZM222 193V194H220ZM225 193V194H224ZM228 195H227V194ZM235 195L236 199L237 196L240 195L238 197L237 200H235V197L233 196V194ZM242 193V194H241ZM251 193V194H250ZM47 194V195H46ZM84 194V195H83ZM214 194L215 197L214 198ZM230 194V196H229ZM232 194V195H231ZM258 194V195H255ZM263 194V197H261ZM12 195H14L12 197ZM30 195V196H29ZM46 195V196H45ZM51 195V196H50ZM67 195V196H66ZM148 195V196H147ZM213 195V196H211ZM224 195V197H222ZM228 197H227V196ZM237 195V196H236ZM246 195V197H245ZM251 197H250V196ZM253 195V196H252ZM261 195V196H260ZM5 196V199H4ZM19 196V198H18ZM27 196V197H26ZM41 196V199H39V197ZM50 196V197H48ZM55 196V197H54ZM64 196V197H63ZM186 196V197H185ZM211 196V198H210ZM256 196V198L254 197ZM259 196V200L257 199V197ZM11 197L13 200H11ZM28 200H25V198ZM37 197V198H36ZM53 197V198H52ZM66 197V198H65ZM67 197L69 199H67ZM84 197V198H83ZM108 197V198H107ZM111 197V198H110ZM121 197V198H120ZM144 197V198H143ZM164 197V199H163ZM227 197V199L225 198ZM231 197V198H230ZM249 197V199H248ZM252 197H254L256 200H254ZM7 198V199H6ZM31 198V199H30ZM99 198V199H98ZM182 198V199H181ZM189 198V199H188ZM213 198V199H212ZM221 198V199H220ZM223 198V199H222ZM225 198V199H224ZM232 198H234L232 200ZM242 198V200H241ZM244 198V199H243ZM246 198V199H245ZM251 198V199H250ZM261 198V199H260ZM10 199V201H9ZM24 199V201H23ZM51 199V200H50ZM57 199V200H56ZM79 199V200H78ZM84 200L83 202L81 201ZM121 199V200H120ZM123 199V201H122ZM232 201H231V200ZM18 200V202L16 201ZM31 200V201H30ZM38 200V201H37ZM47 200V201H46ZM50 200V201H49ZM54 200V201H52ZM59 200V201H58ZM67 200V201H66ZM70 200V201H69ZM86 200V201H85ZM162 200V201H161ZM167 200V201H166ZM170 200V201H169ZM201 198L198 201V204L201 205ZM235 200V201H234ZM247 200V201H246ZM254 202H252V201ZM262 200V201H261ZM16 201V202H13ZM23 201V202H21ZM28 201V202H27ZM45 201V202H44ZM58 203H56V202ZM120 201V202H119ZM139 201V202H138ZM165 201V202H164ZM244 201V202H243ZM250 201V202H249ZM261 201V202H260ZM8 202V204H7ZM11 202V204L9 203ZM45 204H44V203ZM48 205H47V203ZM56 204H55V203ZM65 202V203H62ZM69 202V203H66ZM108 202V203H107ZM138 202V203H137ZM189 202V203H188ZM243 202V203H242ZM21 203V204H20ZM31 203V204H30ZM54 203L56 207V205H58L56 208H53L52 204ZM61 205H60V204ZM75 207H73V205ZM136 205H135V204ZM242 203V204H241ZM256 203V204H255ZM261 203V204H260ZM263 203V205H262ZM10 204V206H9ZM25 204V205H24ZM35 204V208L34 205ZM67 204V205H66ZM87 204V205H86ZM123 204V205H122ZM149 205V207L154 208L157 207L158 204L161 207H165L167 208V210H171L173 211L174 208L177 206V209H181L185 214L190 213L191 216L186 215L185 218L183 217L182 220L180 219V217H176L174 215V212H172V214H170V220L168 221V225L174 229V230H178L174 233H169L167 227H164V224H162L160 222V219L157 218V214H155V211H153V217L150 218V220H147L146 222L142 223L141 226L139 227H132L131 222H130V218H134V214L138 211V209L143 206V205ZM246 206H244V205ZM252 204V205H251ZM257 204H260L257 206ZM5 205V206H4ZM12 205V206H11ZM23 205V206H22ZM28 207H27V206ZM30 205V206H29ZM38 205V206H37ZM46 205V206H45ZM52 205V206H51ZM64 207H63V206ZM71 206L70 208H65L66 206ZM115 205V206H114ZM117 205H119L117 207ZM152 205V206H151ZM235 205H238L235 207ZM8 206L10 207V209L8 208ZM20 209H19V207ZM25 206V207H24ZM33 206V207H32ZM43 206V207H41ZM125 206V207H124ZM249 206V207H248ZM262 206V207H261ZM2 207V208H1ZM6 207V208H4ZM14 207V208H12ZM37 207V208H36ZM48 208V210L46 208ZM61 207H63L61 209ZM79 207V209H78ZM97 209H96V208ZM122 207V208H121ZM243 207V208H242ZM247 207V208H245ZM254 207L256 210H254ZM7 208L9 210H12L9 212V210H7ZM24 208V209H22ZM34 208V209H32ZM85 208V209H84ZM100 208V212L99 213V209ZM106 208V209H105ZM115 208V209H114ZM222 208V209H221ZM224 208V209H223ZM22 209V210H21ZM36 209V210H35ZM40 209V210H39ZM55 209V210H54ZM61 209V210H60ZM68 209H70L72 212H70V210L68 211ZM77 209L79 211H77ZM119 211H118V210ZM223 210V211H220ZM226 209V210H225ZM245 209V210H244ZM260 209V210H259ZM44 210V211H43ZM60 210V211H59ZM105 210V211H104ZM114 210V211H113ZM230 210V211H229ZM235 210V211H234ZM242 210V211H240ZM250 210V211H248ZM254 210V212H252ZM259 210V212L257 211ZM27 211V212H26ZM37 211V213H36ZM42 211V212H41ZM49 211V212H48ZM64 213H63V212ZM75 211V212H74ZM121 211V212H120ZM133 211V212H131ZM240 211V212H239ZM246 211V212H245ZM3 212V214H2ZM18 212V213H17ZM30 212V213H29ZM34 212V213H32ZM44 212V214H43ZM58 212V213H55ZM59 212L61 213L60 215ZM70 212V213H69ZM78 212L80 213L78 215ZM86 212V213H85ZM99 214H98V213ZM119 212V213H118ZM221 212V213H220ZM223 212V213H222ZM229 212V213H228ZM251 212L253 214H251ZM22 213V214H21ZM48 213V214H47ZM70 215H69V214ZM93 215H92V214ZM108 213V214H107ZM114 213V215H112ZM125 213V214H124ZM128 213V214H127ZM244 213V214H243ZM13 214V215H12ZM20 214V215H19ZM26 214V215H25ZM38 214V215H37ZM43 214V215H41ZM75 214V216H74ZM103 214V215H102ZM124 214V215H123ZM227 214V215H226ZM12 215V217H11ZM29 215V216H27ZM35 217H34V216ZM45 215V218H44ZM49 215V216H48ZM69 215V216H68ZM83 215V216H81ZM127 215L128 218H127ZM155 215V216H154ZM263 215V216H262ZM24 216V217H23ZM43 216V217H42ZM47 216V217H46ZM56 216V217H55ZM71 216V217H70ZM86 218H85V217ZM93 216V217H92ZM116 216V217H115ZM257 218H256V217ZM15 217V218H14ZM29 219H28V218ZM32 217V218H31ZM40 217V220H39ZM61 217V219H60ZM69 217V218H67ZM98 221H97V218ZM42 218V219H41ZM58 218V219H57ZM66 218V219H65ZM83 219L82 222L81 219L77 220V219ZM95 218V219H94ZM111 218V219H110ZM158 220H157V219ZM228 218V219H227ZM16 219H19L16 220ZM27 219V220H26ZM33 219V222L30 221ZM35 219V221H34ZM63 219V221H62ZM69 219V220H68ZM73 219V220H72ZM120 219V220H118ZM123 219V220H122ZM15 220V221H14ZM50 220V221H49ZM54 220V221H53ZM62 223L65 220V225L66 227H68V229L65 227L64 223L59 225V221ZM76 220V221H75ZM108 220V222H107ZM110 220V221H109ZM37 221V222H36ZM43 221V223H42ZM80 221V222H79ZM90 221V222H88ZM95 221L96 222V229H95V233H92V231H90V224ZM2 222V224H1ZM7 222V223H6ZM45 222V223H44ZM48 222V224H47ZM57 222V223H56ZM77 222V223H76ZM80 225H79V223ZM82 222V225H81ZM105 222V223H104ZM9 223V225H8ZM29 223H31L32 225H30ZM40 223V224H39ZM52 223V224H51ZM107 223V224H106ZM147 223V224H145ZM19 224V225H18ZM42 224V225H41ZM46 224V225H44ZM70 224V225H69ZM73 224V225H71ZM126 224V225H125ZM145 224V225H144ZM153 224V225H152ZM13 225V227H12ZM30 225V226H29ZM35 225V226H34ZM64 225V227H63ZM68 225V226H67ZM88 225V226H87ZM209 225V226H208ZM55 226V227H53ZM59 226V227H58ZM78 226L79 229H78ZM87 226V227H85ZM99 226V227H98ZM104 226V227H103ZM112 226V227H111ZM131 226V227H130ZM19 227V228H18ZM33 227V228H31ZM38 229H37V228ZM48 227V228H47ZM61 227V228H60ZM71 231H70V229ZM85 228L88 229L83 231V229ZM98 227V228H97ZM161 227V228H159ZM12 228V229H11ZM30 228V231H29ZM35 228V229H34ZM52 228V229H50ZM53 228H56L57 230L55 231V229L53 230ZM60 228V229H59ZM111 230H110V229ZM141 228V229H140ZM16 229H22L23 232H21L22 230H20V234L19 230L15 231ZM48 229H50L48 232H52V234L47 233ZM67 229V230H66ZM73 229V230H72ZM101 229V230H100ZM106 232H105V230ZM154 229V230H153ZM167 229V230H166ZM181 229V230H180ZM27 230V231H26ZM41 230V233H40ZM45 230V231H44ZM65 230L67 231L66 234ZM104 230V231H103ZM132 230V232H130ZM182 235H181V233ZM183 230V231H182ZM34 231V232H32ZM44 231V232H43ZM61 231V233H60ZM64 231V232H63ZM82 231V232H81ZM102 231V232H101ZM113 231V232H112ZM6 232V233H5ZM9 232V233H8ZM17 232V233H16ZM29 232V233H28ZM38 232V233H36ZM46 232V233H45ZM57 232V233H56ZM66 237V241L64 240ZM72 234L70 235L69 234ZM72 232V233H71ZM77 232V234H76ZM88 232V233H87ZM90 232V233H89ZM105 232V233H104ZM112 232V233H111ZM135 232V233H134ZM178 232V233H177ZM184 232V233H183ZM3 233V234H2ZM13 233V235H12ZM24 233H28L27 235H25ZM55 233V234H53ZM81 233V234H80ZM102 233V234H101ZM159 233V235H157ZM199 233V234H198ZM18 234V237L16 236ZM42 234V235H40ZM45 234V235H44ZM58 234V235H57ZM62 234V235H60ZM84 234V235H83ZM88 234V235H87ZM98 234V235H97ZM104 234H106L107 236H105ZM115 234L117 236H115ZM152 234V235H151ZM154 234V235H153ZM163 234V235H162ZM173 234V235H172ZM209 234V235H208ZM214 234V235H213ZM232 235V241L235 242L236 241V236L234 235L233 232L230 233ZM4 235V236H2ZM12 235V237H10ZM25 235L26 238H23V236ZM33 235V236H30ZM50 235V236H49ZM55 235V237H54ZM81 235V236H80ZM93 235V236H92ZM103 235V236H102ZM147 235V236H146ZM162 235V236H160ZM185 235V236H184ZM188 235V237H187ZM211 235V236H210ZM217 235V236H216ZM39 236H41L39 238ZM44 237V240L43 237ZM46 236V238H45ZM59 236V237H58ZM61 236V237H60ZM100 236V238L98 237ZM128 236V237H127ZM131 236V237H129ZM134 236V238H133ZM139 236V237H138ZM158 236V238H157ZM178 236V237H177ZM189 236L190 239H189ZM20 237V238H19ZM29 240H28V238ZM78 237V238H75ZM81 237H83L81 239ZM89 237V238H87ZM94 237V238H93ZM174 237V238H173ZM177 237V238H176ZM187 237V238H186ZM234 237V238H233ZM32 238V239H30ZM42 238V239H41ZM58 238V239H56ZM62 238V239H61ZM71 238H75V239H71ZM97 238V239H96ZM108 238V240L106 239ZM118 238H120L119 242ZM16 239V240H14ZM19 239V240H18ZM24 239V240H23ZM26 239V240H25ZM37 241L36 244L34 241ZM54 239L59 240L60 242L64 241L65 243L68 244H62L59 243V241L54 242ZM85 239V240H83ZM92 239H95L92 241ZM122 239V240H121ZM130 239V240H129ZM158 239V241H157ZM165 239V240H164ZM234 239V240H233ZM22 240V241H21ZM46 240V241H45ZM70 241V243L68 241ZM100 240V241H98ZM107 240V241H106ZM133 240V243L132 241ZM151 240V241H150ZM160 240V241H159ZM18 242V244L16 242ZM25 241V242H23ZM52 243H49V242ZM75 243H74V242ZM86 241H87V245L86 246ZM123 241V242H122ZM165 241V242H164ZM168 241V242H167ZM5 242V244H3ZM15 242V243H14ZM27 242V243H26ZM48 242V243H47ZM54 242V243H53ZM74 244H73V243ZM90 242V243H89ZM97 242V243H95ZM103 242V243H102ZM111 242V243H110ZM159 242H163L162 244L158 243ZM172 242V244L170 243ZM24 243V247L26 246L27 248L23 247ZM37 243H39V247H37ZM41 243V244H40ZM44 243V244H43ZM47 243V245L45 244ZM58 243V244H57ZM83 243V244H82ZM135 243V244H134ZM201 243V244H200ZM216 244H218V249H221L222 251L226 250L223 245L221 243H218V240H216L215 242ZM14 246H11L13 245ZM17 244V245H16ZM35 244V245H34ZM52 244V245H51ZM70 244V245H69ZM77 244V245H75ZM100 244V245H99ZM132 244V245H131ZM169 245V247L167 245ZM200 244V245H199ZM4 245V246H3ZM7 245V246H6ZM22 245V246H21ZM34 245V246H33ZM37 245V246H36ZM43 245V246H42ZM56 249H55V246ZM65 245V246H64ZM69 245V246H68ZM83 245V246H82ZM131 245V246H130ZM136 245V246H135ZM157 245V246H156ZM16 246V247H15ZM18 246V247H17ZM42 246V247H40ZM51 246V247H50ZM54 246V248H53ZM63 246V249L60 248ZM70 248V250L67 249ZM72 246V247H71ZM78 248H77V247ZM173 246V249L170 248ZM7 247V248H6ZM34 254H32L33 252L31 251L32 249ZM37 247V248H36ZM43 247H45L43 249ZM50 247V248H49ZM66 247V248H65ZM84 251H83V248ZM87 247V248H86ZM91 249H90V248ZM107 247V248H106ZM132 247V248H130ZM2 248V249H1ZM9 248V249H8ZM36 248V249H35ZM49 248V249H48ZM60 248V249H59ZM65 248V249H64ZM89 248V249H88ZM114 248V249H113ZM137 248V250H136ZM142 248V249H140ZM157 248V250L155 249ZM169 248V249H168ZM178 248V249H176ZM215 248V247H213ZM18 249V251H17ZM24 249V251H23ZM31 249V250H30ZM40 249V250H38ZM46 249V250H45ZM56 250L57 252H55L54 250ZM58 249V250H57ZM76 249V250H75ZM79 249V250H78ZM87 249V250H86ZM103 249V250H101ZM133 249V250H132ZM135 249V250H134ZM144 249V250H143ZM172 249V250H171ZM181 249H183L182 251H180ZM9 250V251H8ZM11 250V251H10ZM14 250V251H13ZM28 250V251H25ZM44 250V251H43ZM61 250V251H60ZM65 250V251H64ZM93 250V251H92ZM114 250V251H113ZM124 250V251H123ZM150 250V251H149ZM169 250V251H168ZM212 250V249H210ZM209 250V252H210ZM6 251V253H4ZM16 251V252H15ZM23 251V252H22ZM46 251V252H45ZM73 251V252H72ZM77 251V254H76ZM106 251V252H105ZM145 251V252H143ZM256 251V252H255ZM10 252V253H9ZM20 252V254H18ZM25 252V253H24ZM28 254H32V255H28L30 257V260L27 258L28 256L26 255ZM30 252V253H29ZM60 252V253H59ZM75 252L76 255H71ZM85 252V253H84ZM105 252V253H103ZM122 252V253H121ZM17 253V254H15ZM22 253V256H21ZM38 253V254H37ZM40 253V254H39ZM42 253V254H41ZM50 253V254H49ZM81 253V254H80ZM91 255H89V254ZM94 253V254H93ZM115 253V254H114ZM117 253V255H116ZM127 253V254H126ZM141 253V254H140ZM145 253V254H144ZM11 254V255H10ZM15 254V255H14ZM24 254V255H23ZM44 254V255H43ZM46 254V255H45ZM86 254H88L86 256ZM97 254H100L99 256H96ZM107 254V255H106ZM121 255V257H119ZM125 254V256L123 257V255ZM148 254V255H147ZM13 255V256H12ZM34 255V256H33ZM38 255V256H37ZM41 257H40V256ZM54 255V257H53ZM105 255V256H104ZM147 255V256H146ZM218 256L220 254H217ZM24 258H20L23 257ZM33 256V260L31 259ZM40 257V262L39 260L35 259ZM44 256V257H43ZM46 256V257H45ZM49 256V257H48ZM51 256V257H50ZM55 256H57V258H55ZM65 256V257H64ZM72 258H71V257ZM82 256V257H81ZM85 256V257H84ZM90 256V257H89ZM97 258V260H94ZM103 256V257H101ZM128 256V258H127ZM186 256V257H185ZM214 256V255H213ZM221 256V255H220ZM64 257V258H63ZM69 257V258H68ZM93 257V258H91ZM106 257V258H105ZM126 257V258H125ZM254 257V258H253ZM17 258V259H16ZM42 258L44 260H42ZM47 258V259H45ZM71 258V259H70ZM74 258V260H73ZM83 258V259H82ZM101 259V262L100 259ZM109 258V259H108ZM134 258V259H133ZM186 258V259H185ZM2 259V260H1ZM5 259V260H4ZM58 259V260H57ZM60 259V260H59ZM62 259V260H61ZM66 259V261H65ZM69 259V260H68ZM91 259L90 261L87 260ZM93 259V260H92ZM128 259L129 263H128ZM141 259V260H138ZM175 259V260H172ZM183 259V260H182ZM20 260V261H19ZM27 260V261H26ZM29 260V261H28ZM35 260V261H34ZM49 260V261H48ZM51 260V262H50ZM54 260V261H53ZM57 260V261H56ZM110 260V261H109ZM131 260V261H130ZM180 260V261H178ZM201 260V261H200ZM214 260V261H213ZM33 261V262H32ZM37 261L39 263H37ZM63 261V262H62ZM109 261V262H107ZM173 261V262H172ZM176 261V262H175ZM263 261V262H262ZM46 262V263H45ZM81 262V263H79ZM99 262V263H98ZM126 262V263H125ZM190 262V263H188ZM94 263V264H95ZM240 264H264V247L263 249H256L252 251V254L250 255H245L243 257L240 258L239 261Z\"/></svg>",
  "mask_w": 264,
  "mask_h": 264
},
{
  "label": "bare ground",
  "instance_id": "2",
  "mask_svg": "<svg viewBox=\"0 0 264 264\" xmlns=\"http://www.w3.org/2000/svg\"><path fill=\"white\" fill-rule=\"evenodd\" d=\"M2 1H3V0H2ZM17 1H18V0H17ZM29 1H30V0H29ZM31 1H33V0H31ZM31 1H30V2H31ZM36 1H37V0H36ZM40 1H41V0H40ZM50 1H51V0H50ZM59 1H60V0H59ZM65 1H66V0H65ZM67 1H68V0H67ZM67 1H66V2H67ZM72 1H73V0H72ZM82 1H84V0H82ZM82 1H80V2H82ZM86 1H87V0H86ZM88 1H89V0H88ZM88 1H87V2H88ZM90 1H91V0H90ZM93 1H94V0H93ZM104 1H105V0H104ZM138 1H139V0H138ZM138 1H137V2H138ZM145 1H146V0H145ZM148 1H149V0H148ZM148 1H146V2L148 3ZM160 1H161V0H160ZM166 1H167V3H168V0H166ZM187 1H188V0H187ZM194 1H196V0H194ZM194 1H192V2L194 3ZM218 1H219V0H218ZM0 2H1V1H0ZM12 2H13V1H12ZM14 2H15V1H14ZM27 2H28V1H27ZM27 2H26V3H27ZM42 2H44V1H42ZM46 2L48 3V1H46ZM51 2H52V1H51ZM108 2H109V1H108ZM114 2H115V1H114ZM134 2H135V1H134ZM137 2H136V3H137ZM141 2H143V1H141ZM162 2H163V0H162ZM174 2H175V1H173V3H174ZM178 2H179V0H178ZM181 2H182V1H181ZM185 2H186V1H185ZM216 2H217V1H216ZM231 2H232V1H231ZM241 2H242V1H241ZM243 2H244V1H243ZM243 2H242V3H243ZM246 2H247V1H246ZM248 2H249V0H248ZM255 2H256V4H255ZM7 3H8V0H7ZM19 3H20V1H19ZM21 3H22V2H21ZM21 3H20V4H21ZM36 3H37V2H36ZM38 3H39V1H38ZM47 3H45L46 6H47ZM55 3H57V2L55 1ZM61 3H62V2H61ZM68 3H69V2H68ZM76 3H78V2H76ZM91 3H95V2H91ZM123 3H124V2H123ZM130 3H131V2H130ZM159 3H160V2H159ZM159 3H158V4H159ZM169 3H171V2H169ZM183 3H184V1L182 2V4H183ZM186 3H187V2H186ZM195 3H196V2H195ZM200 3H201V2H200ZM207 3H208V0H207ZM239 3H240V2H239ZM244 3H245V2H244ZM9 4H11V3H9ZM43 4H44V3H43ZM51 4H52V3H51ZM51 4H49V5L51 6ZM53 4H54V3H53ZM57 4H60V3H57ZM57 4H56V5H57ZM62 4H63V3H62ZM69 4H71V3H69ZM74 4H75V3H74ZM95 4H97V3H95ZM106 4H108V3H106ZM111 4H112V3H111ZM139 4H140V3H138V6H139ZM155 4H156V3H155ZM160 4H161V3H160ZM175 4H176V3H175ZM187 4H188V3H187ZM262 4H264V0H250V4H249L250 6L247 5V6H249V7L246 8V9L244 8L245 11H242V12H244V17H243V15H234V13H233L232 11H230V12H231V14H230L231 16H228V17H230V22H228V21H227V22H228L231 26H234V25H236V24L238 25L239 22L243 21V19H244V26H243V24H242V25H240V26L238 27L239 30H240V29H243V30H244L243 36H244V37H248V35H246V34H250V33H252V34H254V36H255L256 38H258V42H257V41H255V42L264 45V24H263V21H262L263 18H264V16H263V18H261V20H260V19H259V15H258L259 10H260V7H262ZM0 5H1V3H0ZM2 5H5V4H2ZM32 5H34V4H32ZM36 5H37V4H36ZM38 5H41V4H38ZM79 5H80V4H79ZM87 5H88V4H87ZM117 5H118V4H117ZM122 5H123V4H122ZM134 5H135V4H134ZM140 5H141V4H140ZM142 5H143V3H142ZM142 5H141V6H142ZM144 5H145V3H144ZM169 5H170V4H169ZM169 5H168V6H169ZM185 5H186V4H185ZM185 5H182V6H185ZM188 5H189V4H188ZM194 5H195V4H194ZM194 5H193V7H194ZM228 5H229V4H228ZM238 5H239V4H238ZM242 5H243V4H242ZM242 5H241V6H242ZM9 6H11V5H8L7 7H9ZM13 6H14V5H13ZM15 6H16V5H15ZM19 6H20V5H19ZM19 6H17V7H19ZM23 6H24V5H23ZM25 6H26V4H25ZM29 6H30V4H29ZM52 6H53V5H52ZM69 6H70V5H69ZM74 6H77V5H74ZM80 6H81V5H80ZM80 6H79V7H80ZM82 6H83V4H82ZM88 6H89V5H88ZM111 6H112V5H111ZM168 6H167V7H168ZM176 6H177V5H176ZM179 6H181V5L179 4ZM179 6H177L176 8H178ZM211 6H212V5H211ZM211 6H210V7H211ZM231 6H232V5H231ZM263 6H264V5H263ZM26 7H27V6H26ZM37 7H38V6H37ZM37 7L34 6V8H37ZM39 7H41V6H39ZM43 7H44V6H43ZM59 7H61V4H60ZM59 7H58V9H60ZM65 7H66V5H65ZM91 7H93V5H92ZM94 7H95V6H94ZM112 7H113V6H112ZM112 7H111V8H112ZM118 7H119V6H118ZM118 7H117V8H118ZM134 7H135V6H134ZM170 7H171V6H170ZM170 7H169V8H170ZM174 7H175V5H174ZM174 7H173V8H174ZM188 7H189V6H188ZM1 8H2V7H0V9H1ZM5 8H6V7H5ZM10 8H12V7H10ZM29 8H30V7H29ZM34 8L32 7V9H34ZM47 8L50 9V7H47ZM51 8H52V7H51ZM53 8H54V7H53ZM55 8H56V7H55ZM55 8H54V9H55ZM61 8H62V7H61ZM66 8H67V7H66ZM69 8H72V6L69 7ZM75 8H76V7H75ZM85 8H86V7H85ZM88 8H89V7H88ZM95 8H97V7H95ZM98 8H99V6H98ZM98 8H97V9H98ZM100 8H101V6H100ZM109 8H110V7H109ZM126 8H127V7H126ZM136 8H137V10H139L138 7H136ZM142 8H144V7H142ZM142 8H141V9H142ZM145 8H146V5H145ZM158 8H159V7H158ZM162 8H165V7L163 6ZM169 8H167V9H169ZM238 8H239V7H238ZM238 8H237V9H238ZM240 8H241V7H240ZM19 9H21V7H20ZM32 9H31V10H32ZM41 9H42V8H41ZM49 9H48V10H49ZM56 9H57V8H56ZM58 9H57V11H58ZM105 9H106V8H105ZM114 9H115V8H114ZM151 9H153V8H151ZM181 9H182V8H180V10H181ZM183 9H184V7H183ZM192 9H193V8H192ZM241 9H242V8H241ZM258 9H259V10H258ZM262 9H263V8H262ZM262 9H261V11H263ZM42 10L45 11L44 9H42ZM42 10H41V11H42ZM46 10H47V9H46ZM50 10H51V9H50ZM60 10H61V9H60ZM62 10H64L65 12L67 11V13H68V10H66L65 8L62 9ZM62 10H61V12H62ZM73 10H74V9H73ZM76 10H77V9H76ZM79 10H80V9H79ZM103 10H104V9H103ZM107 10H108V9H107ZM109 10H110V9H109ZM109 10H108V11H109ZM142 10H143V9H142ZM145 10H146V9H145ZM147 10H148V9H147ZM155 10H156V9H155ZM157 10H158V9H157ZM160 10H161V9H160ZM163 10H165V9H163ZM172 10H174V9H172ZM172 10H171V11H172ZM186 10H187V9H186ZM224 10H225V9H224ZM23 11H25V9H23ZM23 11H22V12H23ZM28 11H29V10H28ZM41 11H40V12H41ZM43 11H42V12H43ZM54 11H55V10H54ZM54 11L52 10V12H54ZM101 11H102V8H101ZM104 11H105V10H104ZM112 11H114V10H112ZM150 11H152V10H150ZM184 11H185V9H184ZM184 11H181L180 13H182V12H184ZM187 11H188V10H187ZM238 11H239V10H238ZM238 11H237V12H238ZM261 11H260V13L263 14L264 12L262 13ZM4 12H5V11H4ZM29 12H30V11H29ZM35 12H36V10H35ZM38 12H39V10H38ZM47 12H48V11H47ZM52 12H51V13H52ZM58 12H60V11H58ZM65 12H62V13H65ZM76 12H77V11H76ZM141 12H142V11H141ZM143 12H144V11H143ZM154 12H155V11H154ZM159 12H162V11H159ZM168 12H170V11H168ZM172 12H175V11H172ZM178 12H179V11H178ZM178 12H177V13H178ZM18 13H19V12H18ZM44 13H45V12H44ZM44 13H43V14H44ZM48 13L50 14V11H49ZM48 13H47V14H48ZM55 13H56V12H55ZM67 13H66V14H67ZM72 13H73V12H72ZM81 13H82V12H81ZM97 13H98V11H97ZM108 13H109V12H108ZM147 13H148V12H147ZM152 13H153V12H152ZM155 13H156V12H155ZM170 13H171V12H170ZM180 13H179V14H180ZM185 13L187 14V12H185ZM227 13H228V12H227ZM11 14H12V13H11ZM25 14H26V13H25ZM31 14H32V16H33V13H31ZM34 14H35V13H34ZM38 14H39V13H38ZM45 14H46V13H45ZM49 14H48V15H49ZM52 14H54V13H52ZM52 14H50V15H52ZM66 14H64V16H65ZM73 14H74V13H73ZM106 14H107V13H106ZM134 14H135V13H134ZM136 14H137V13H136ZM138 14H140V13L138 12ZM141 14H142V13H141ZM162 14H163V13H162ZM164 14H166V13H164ZM164 14H163V15H164ZM173 14H174V13H173ZM179 14H178V15H179ZM183 14H184V13H183ZM186 14H185V15H186ZM189 14H190V12H189ZM192 14H193V13H192ZM217 14H218V13H217ZM241 14H242V13H241ZM261 14H260V15H261ZM9 15H10V14H9ZM17 15H18V14H17ZM28 15H29V14L24 15V16H27V17H25V18H23V19L26 20V18L29 17ZM36 15H37V14H36ZM39 15H40V14H39ZM39 15H38V16H39ZM58 15H60V13L57 14L56 16H58ZM99 15H100V14H99ZM102 15H103V14H102ZM102 15H101V16H102ZM146 15H147V14H146ZM146 15H145V16H146ZM156 15H157V14H156ZM156 15H154V16H156ZM168 15H169V14H168ZM176 15H177V14H176ZM193 15H194V14H193ZM219 15H220V14H219ZM263 15H264V14H263ZM6 16H7V14H6ZM10 16H11V15H10ZM18 16H19V15H18ZM20 16H21V15H20ZM45 16H46V15H45ZM62 16H63V15H61V17H62ZM67 16H68V15H67ZM79 16H80V15H79ZM79 16H78V17H79ZM97 16H98V15H97ZM105 16H106V15H105ZM107 16H108V15H107ZM122 16H123V15H122ZM129 16H130V15H129ZM137 16H138V15H137ZM148 16H149V15H148ZM183 16H184V15H183ZM187 16H188V15H187ZM199 16H200V18H202L203 20H205V21H206L209 25H211V26H212L214 23H216V22H215V15H214L213 11H212L210 8H206V9L203 8V9L201 10ZM224 16H225V15H224ZM226 16H227V15H226ZM1 17H2V15H1ZM7 17H8V16H7ZM14 17H15V16H14ZM48 17H50V16H48ZM58 17H59V16H58ZM58 17H56V18H58ZM68 17H69V16H68ZM99 17H100V16H99ZM123 17H124V16H123ZM165 17H166V16H165ZM165 17H164V18H165ZM18 18H20V17H18ZM40 18H42V17H39V18H37V19H40ZM45 18H46V17H45ZM45 18H44V19H45ZM56 18H55V19H56ZM63 18L65 19V17H63ZM84 18H86V13H85V17H84ZM87 18H88V17H87ZM97 18H98V17H97ZM100 18H101V17H100ZM124 18H125V17H124ZM140 18H143V17H140ZM144 18H145V17H144ZM152 18H153V17H152ZM161 18H163V17L161 16ZM166 18H168V17H166ZM176 18H178V16H176ZM225 18H227V17H225ZM13 19H14V18H13ZM20 19H21V18H20ZM35 19H36V18L34 17V20H35ZM52 19H53V18H52ZM52 19H51V21H52ZM64 19H63V20H64ZM67 19H68V18H67ZM80 19H81V18L79 17V20H80ZM89 19H90V17L88 18V20H89ZM95 19H96V18H95ZM103 19H105V18H103ZM130 19H132V18H130ZM137 19H138V17H137ZM145 19H147V16H146ZM159 19H160V18H159ZM169 19H170V18H169ZM184 19H186V18H184ZM191 19H192V18H191ZM191 19H190V20H191ZM29 20H30V19H29ZM53 20H54V19H53ZM59 20H60V19H59ZM61 20H62V19H61ZM85 20H86V19H85ZM85 20H83V21H85ZM88 20H87V21H88ZM91 20L93 21V19H91ZM118 20H120V19L118 18ZM126 20H127V19H126ZM156 20H157V19H156ZM163 20H164V19H163ZM171 20H172V16H171ZM171 20H170V21H171ZM175 20H177V19H175ZM21 21H23V20H20V22H21ZM46 21H47V20H46ZM51 21L49 20V22H51ZM57 21H58V20H57ZM81 21H82V20H80V21H78V22H81ZM83 21H82V22H83ZM89 21H90V20H89ZM96 21H97V20H96ZM142 21H143V23H144V20H142ZM157 21H158V20H157ZM170 21H168L169 24H170ZM181 21H183V20H182V19H180V21L178 20V22H180V23H181ZM195 21H196V19H195ZM220 21H221V20H220ZM58 22H59V21H58ZM61 22H62V24H64L63 21H61ZM65 22H66V21H65ZM76 22H77V21H76ZM76 22H75V23H76ZM98 22H100V21H98ZM98 22H97V23H98ZM146 22H147V21H146ZM148 22H149V19H148ZM148 22H147V23H148ZM171 22H172V21H171ZM175 22H176V21H175ZM175 22H174V23H175ZM178 22H177V23H178ZM186 22H187V21H186ZM192 22H193V21H191V23H192ZM206 22H205V23H206ZM0 23H1V22H0ZM8 23H9V22H8ZM29 23H31V22H29ZM34 23H35V22H34ZM75 23H74V24H75ZM85 23H86V22H85ZM90 23H91V22H90ZM97 23H96V24H97ZM107 23H108V22H105V23H103V24L101 25V27H99L100 30H99L98 37H100L101 40H105V39H106L105 31H107V30H106V28H107ZM121 23H122V21H121ZM123 23H124V22H123ZM132 23H133V22H132ZM147 23H146V24H147ZM150 23H152V22L150 21ZM156 23H157V22H156ZM166 23H167V22H166ZM195 23H196V22H195ZM197 23H198V22H197ZM197 23H196V24H197ZM205 23H204V24H205ZM217 23H218V22H217ZM10 24H11V23H10ZM14 24H15V23H14ZM14 24H13V25H14ZM31 24H32V23H31ZM41 24H42V22H41ZM45 24H46V22H45ZM77 24H78V23H77ZM77 24H76V25H77ZM118 24H119V23H118ZM134 24H135V23H134ZM154 24H155V23H154ZM157 24H158V23H157ZM159 24H160V23H159ZM167 24H168V23H167ZM171 24H172V23H171ZM182 24H183V22H182ZM184 24H186V23H184ZM192 24H193V23H192ZM192 24H191V25H192ZM218 24H219V23H218ZM224 24H225V23H224ZM26 25H27V24H26ZM79 25H80V23H79ZM87 25H88V23H87ZM91 25H92V23H91ZM91 25H89V26H91ZM94 25H95V24H94ZM137 25H138V24H137ZM143 25H144V24H143ZM147 25H148V24H147ZM150 25L152 26V24H150ZM163 25H165V22H164ZM163 25H161V26L163 27ZM174 25H175V24H174ZM189 25H190V24H189ZM189 25H188V26H189ZM201 25H202V24H201ZM3 26H4V25H1V24H0V38H1L3 35H5V34H4L5 32H4V28H3ZM8 26H9V25H8ZM30 26H31V25H30ZM46 26H47V25H46ZM83 26H84V24H83ZM124 26H125V25H124ZM134 26H136V25H134ZM148 26H149V25H148ZM151 26H150V27H151ZM153 26H154V28H155V25H153ZM153 26H152V28H153ZM166 26H167V25H166ZM168 26H169V25H168ZM168 26H167V27H168ZM171 26H172V25H170V28H171ZM178 26H179V25H178ZM182 26H183V25H181V27H182ZM197 26H199V24H198ZM202 26H204V25H202ZM213 26H214V25H213ZM4 27H5V26H4ZM10 27H11V26H10ZM12 27H13V26H12ZM27 27H28V26H27ZM33 27H34V26H33ZM36 27H37V25L35 24V28H36ZM70 27H71V26H68V28H70ZM92 27H93V26H92ZM95 27H96V26H95ZM95 27H94V28H95ZM156 27H157V26H156ZM172 27H173V26H172ZM185 27H186V26H185ZM224 27H225V26H224ZM227 27H228V26H227ZM29 28H30V27H29ZM45 28H46V27H45ZM89 28H91V27H89ZM96 28H97V27H96ZM142 28H143V27H142ZM144 28H145V27H144ZM144 28H143V29H144ZM152 28H150V29H152ZM163 28H165V26H164ZM175 28H177V27L174 26V29H175ZM179 28H180V27H179ZM183 28H184V27H183ZM191 28H192V30H193V27H192V26L190 27V29H191ZM194 28H197V27L195 26ZM198 28H199V27H198ZM200 28H201V27H200ZM16 29H17V28H16ZM33 29H34V28H33ZM87 29H88V28H87ZM133 29H134V28H133ZM139 29H141V27H140ZM168 29H169V28H168ZM172 29H173V28H172ZM172 29H171V30H172ZM190 29H189V30H190ZM208 29H209V28H208ZM226 29H227V28H226ZM12 30H15V29L13 28ZM23 30H25V28H24ZM26 30H27V29H26ZM70 30H72V29H70ZM88 30H89V29H88ZM145 30H147V29H145ZM152 30L154 31V29H152ZM152 30H151V31H152ZM155 30H156V29H155ZM157 30H160V29H157ZM157 30H156V31H157ZM171 30H170V31H171ZM189 30H188V31H189ZM196 30H198V29H196ZM202 30H203V29H202ZM209 30H210V29H209ZM239 30H237V28H236V31H238V32L240 33ZM243 30H242V31H243ZM32 31H33V30H32ZM32 31H31V34H32ZM73 31H74V30H73ZM75 31H76V30H75ZM81 31H84V30H81ZM81 31H80V33H81ZM89 31H90V30H89ZM95 31H96V30H95ZM95 31H92V30H91V34H90V36H91L92 33L95 32ZM141 31H142V30H141ZM165 31H167V30H165ZM165 31L163 30L164 35L166 34ZM176 31H177V30H176ZM178 31H179V30H178ZM184 31H185V30H184ZM198 31H199V30H198ZM219 31H220V30H218L217 32L219 33ZM224 31H225V30H224ZM13 32H14V31H13ZM20 32H21V31H20ZM23 32H25V31H23ZM26 32H27V31H26ZM28 32H29V31H28ZM41 32H42V31H41ZM41 32H39V33L41 34ZM62 32H64V31H62ZM69 32H70V31H69ZM77 32H78V31H77ZM137 32H138V28H137ZM148 32H150V31H148ZM180 32H181V31H180ZM182 32H183V31H182ZM200 32H201L200 34H202L203 31L200 30ZM204 32H206V31H204ZM11 33H12V32H11ZM21 33H22V32H21ZM35 33H36V32H35ZM46 33H47V35L49 34L48 32H45V34H46ZM52 33H53V32H52ZM55 33H56V32H55ZM84 33H85V32H84ZM141 33H142V32H141ZM145 33H146V32H145ZM153 33H154V32H153ZM158 33H159V32H158ZM161 33H162V32H161ZM192 33H195V32H192ZM192 33H191V34H192ZM224 33H225V32H224ZM229 33H230V32H229ZM231 33H232V32H231ZM231 33H230V34H231ZM234 33H237V32H234ZM234 33H232V34H234ZM58 34H59V32H58ZM61 34H62V33H61ZM67 34H68V32H67ZM72 34H73V35H74V34L76 35L77 33H72ZM72 34H71V35H72ZM78 34H79V33H78ZM93 34H94V33H93ZM95 34H96V33H95ZM118 34H119V33H118ZM120 34H121V33H120ZM170 34H171V33H170ZM172 34H174V33L172 32ZM178 34H179V33H178ZM200 34H199V35H200ZM203 34H204V33H203ZM205 34H206V33H205ZM219 34H220V33H219ZM230 34H228V35H230ZM240 34H241V33H240ZM244 34H245L246 36H245ZM252 34H250L251 36H249V37H252V36H253ZM12 35H14V34H12ZM29 35H30V34H29ZM34 35H35V34H34ZM59 35H60V34H59ZM59 35H58V36H59ZM63 35H64V34H63ZM75 35H74V36H75ZM84 35H85V34H84ZM87 35H89V34H87ZM111 35H112V34H111ZM151 35H152V34H151ZM153 35H154V34H153ZM157 35H158V34H157ZM161 35H163V33H162ZM164 35H163V36H164ZM174 35H175V36H174ZM174 35H172V37L174 36V37H176V39H177V35H176V34H174ZM187 35H188V34H187ZM187 35H186V36H187ZM195 35H196V33H195ZM197 35H198V34H197ZM197 35H196V36H197ZM199 35H198V37H200ZM234 35H235V34H234ZM23 36H25V35H23ZM37 36H38V35H37ZM45 36H46V35H45ZM58 36H57V37H58ZM60 36H62V35H60ZM76 36H79V35H76ZM96 36H97V35H95V37H96ZM112 36H113V35H112ZM133 36H134V35H133ZM140 36H141V35H140ZM165 36H166V35H165ZM167 36H168V35H167ZM167 36H166V38H167ZM178 36H179V35H178ZM209 36H210V35H209ZM211 36H213V35H211ZM230 36H231V35H230ZM238 36H240V35H238ZM19 37H20V36H19ZM31 37H32V36H31ZM42 37H43V36H42ZM42 37H41L40 39H38L37 41L35 40V41H36V42H35L36 44L34 43V44H35V47H36V46L38 47L41 43H43L44 38H42ZM48 37H49V36H48ZM93 37H94V35H93ZM145 37H147V36H145ZM148 37L150 38V36H148ZM153 37H154V36H152V40L156 38V37H154V38H153ZM174 37H173V38H174ZM188 37H189V36H188ZM188 37H187V38H188ZM190 37H191V36H190ZM193 37H194V36H193ZM193 37H191V38L194 39ZM231 37H232V36H231ZM236 37H237V36H236ZM236 37L234 36V38H236ZM9 38H10V37H9ZM16 38H17V37H16ZM23 38H25V37H23ZM23 38H22V39H23ZM27 38H29V37H27ZM27 38H26V40H27ZM34 38H35V37H34ZM50 38H51V37H50ZM50 38H49V40H50ZM66 38H67V37H66ZM79 38H80V37H79ZM79 38H78V40H79ZM90 38H91V37H90ZM138 38H139V37H138ZM149 38H148V39H149ZM169 38H170V37H169ZM173 38H172V39H173ZM206 38H207V37H206ZM212 38H213V37H212ZM253 38H254V37H253ZM18 39H19V38H18ZM20 39H21V38H20ZM36 39H37V38H36ZM52 39H53V37H52ZM52 39H51V41H52ZM97 39H99V38H97ZM100 39H99V40H100ZM107 39H109V38H107ZM134 39H135V37H134ZM150 39H151V38H150ZM178 39H179V38H178ZM181 39H182V38H181ZM181 39H180V40H181ZM196 39L198 40L199 38H196ZM203 39H204V38H203ZM214 39H215V38H214ZM216 39L218 40L219 38H216ZM238 39L240 40V38H238ZM242 39H243V38H241V40H242ZM244 39H247V38H244ZM12 40H14V39H12ZM28 40H29V39H28ZM30 40H31V39H30ZM63 40H64V39H63ZM92 40H93V39H92ZM94 40H95V38H94ZM101 40H100V42H101ZM187 40H188V39H187ZM204 40H207V39H204ZM217 40H216V41H217ZM236 40H237V39H236ZM248 40H249V39H248ZM251 40H252V39H251ZM251 40H249V41H251ZM254 40H256V39H254ZM0 41H1V40H0ZM47 41H48V39H47ZM55 41H56V40H55ZM86 41L88 42V40H86ZM97 41H98V40H97ZM135 41H136V40H135ZM150 41H151V40H150ZM156 41H157V40H156ZM159 41H160V40H159ZM164 41H165V40H164ZM164 41H162V42H164ZM189 41H190V40H189ZM200 41H201V40H200ZM211 41H212V40H211ZM221 41H222V40H221ZM223 41H225L224 38H223ZM233 41H234V40H233ZM10 42H11V40H10ZM80 42H81V41H80ZM100 42H99V43H100ZM104 42H105V41H104ZM108 42H110V39H109V41H107V43H108ZM115 42H116V41H115ZM176 42H177V41H176ZM179 42H180V41H179ZM202 42H203V41H202ZM228 42H229V41H228ZM235 42H236V41H234V43H235ZM237 42H238V40H237ZM239 42H240V41H239ZM243 42H244V40H243ZM245 42H248V41L246 40ZM252 42H253V40H252ZM3 43H7V42H2V43H1V46H4V45H2ZM8 43H9V42H8ZM11 43H12V42H11ZM31 43H33V42L31 41ZM64 43H65V42H64ZM72 43H73V42H72ZM99 43H98V44H99ZM101 43H102V42H101ZM126 43H127V42H126ZM168 43H169V42H168ZM183 43H184V42H183ZM188 43H193V42H188ZM206 43H207V42H206ZM209 43H211V42H210V39H209L208 44H209ZM226 43H227V42H226ZM248 43H250V42H248ZM19 44H20V43H19L18 41H16V42L14 41V43H13V45H12V48H11L12 50L10 51V52H11L10 54L13 55V51H15V50L19 47ZM53 44H55V43L53 42ZM66 44H68V42H67ZM73 44H74V43H73ZM89 44H90V43H89ZM89 44H87V45H89ZM112 44H113V43H112ZM169 44H170V43H169ZM178 44L180 45V43H178ZM196 44H197V42H196ZM211 44H212V43H211ZM220 44H223V43H220V42H219V45H220ZM224 44H225V43H224ZM238 44H239V43H238ZM243 44H245V45H243ZM243 44H242V47L246 46V43H243ZM253 44H254V43H253ZM253 44H252V45H253ZM20 45H22V43H21ZM28 45H29V44H28ZM55 45H56V44H55ZM149 45H150V44H149ZM149 45H148V46H149ZM156 45H157V44H156ZM156 45H155V46H156ZM162 45H163V44H162ZM171 45H173V44H171ZM175 45H176V44H175ZM182 45H183V44H182ZM186 45H187V44H186ZM194 45H195V44H194ZM209 45H210V44H209ZM225 45H226V44H225ZM228 45H229V44H228ZM249 45H250V44H249ZM252 45H251V46H252ZM9 46H10V45H9ZM22 46H23V45H22ZM62 46H63V45H62ZM64 46H65V44H64ZM73 46H74V45H73ZM85 46H86V45H85ZM92 46H93V45H92ZM95 46H96V45H95ZM119 46H120V45H118V47H119ZM220 46H221V45H220ZM233 46H234V45H232L231 48H232ZM238 46H239V45H238ZM238 46H237V47H238ZM251 46H250V47H251ZM253 46H254V45H253ZM253 46H252V47H253ZM256 46H258V45H256ZM6 47H7V46H6ZM28 47H29V46H28ZM55 47H56V46H55ZM55 47H54V48H55ZM58 47H61V46H58ZM58 47H57V48H58ZM77 47H78V46H77ZM82 47H84V45H82ZM89 47H90V45H89ZM99 47H100V46H99ZM114 47H116V46H114ZM120 47H121V46H120ZM169 47H170V45H169ZM176 47H177V46H176ZM185 47H186V46H185ZM185 47H184V49H185ZM196 47H197V46H196ZM200 47H201V45H200ZM227 47H228V49H231V48H229V46H227ZM242 47H241V48H242ZM250 47H249V48H250ZM254 47H255V46H254ZM262 47H263V46H262ZM3 48H4V47H3ZM29 48H30V47H29ZM62 48H65V49H66V47H62ZM67 48H69V47L67 46ZM74 48H75V47H73L72 49H74ZM91 48H93V47H91ZM104 48H105V47H104ZM106 48H107V47H106ZM145 48H146V47H145ZM151 48H152V46H151ZM190 48H191V45H190V47L188 48V50H189ZM201 48H202V47H201ZM201 48H200V49H201ZM209 48H210V47H209ZM220 48H222V46H221ZM224 48H225V46H224ZM244 48H245V47H244ZM246 48L248 49V45H247ZM246 48H245V50H246ZM260 48H261V47H260ZM4 49H5V48H4ZM33 49H34V48H33ZM58 49L60 50V48H58ZM77 49H78V48H77ZM77 49H76V50H77ZM95 49H96V47H95ZM101 49H102V47H101ZM123 49H124V48H123ZM134 49H136V48H134ZM153 49H154V48H153ZM157 49H158V48H157ZM167 49H168V48H167ZM178 49H179V48H178ZM178 49H177V50H178ZM180 49L182 50V47H181ZM184 49H183V50H184ZM194 49H195V47H194ZM200 49H199V50H200ZM210 49H211V48H210ZM214 49H215V47H214ZM218 49H219V48H218ZM237 49H239V48H237ZM252 49H253V48H252ZM255 49H256V48H255ZM255 49H253V50H255ZM262 49H263V48H262ZM0 50H2V49H0ZM52 50H53V49H52ZM66 50H68V49H66ZM76 50H75V51H76ZM85 50H86V49H85ZM137 50H138V49H137ZM149 50H150V49H149ZM170 50H171V48H170ZM174 50H175V49H174ZM185 50H186V49H185ZM188 50H187V51H188ZM211 50H212V49H211ZM216 50H217V49H216ZM240 50H241V49H240ZM263 50H264V49H263ZM8 51H9V50H8ZM57 51H58V50H57ZM62 51H63V49H62ZM64 51H65V50H64ZM73 51H74V50H73ZM82 51H83V50H82ZM120 51H121V50H120ZM133 51H134V50H133ZM139 51H140V50H139ZM158 51H159V50H158ZM158 51H155V52H158ZM197 51H198V50H197ZM242 51L244 52V50H242ZM258 51H259V50H258ZM69 52H70V51H69ZM87 52H88V51H87ZM87 52H86V53H87ZM94 52H97V51H94ZM104 52H105V51H104ZM137 52H138V51H137ZM140 52H141V51H140ZM145 52H146V51H145ZM145 52H144V53L142 52V53L145 54ZM150 52H151V51H150ZM152 52H153V50H152ZM166 52H167V51H166ZM166 52H165V53H166ZM172 52H173V51H172ZM177 52H178V51H177ZM185 52H186V51H185ZM204 52H205V51H204ZM222 52H225V50H223ZM222 52H221V53H222ZM230 52H231V51H230ZM232 52H233V51H232ZM246 52H247V51H246ZM253 52H255V51H253ZM262 52H264V51H262ZM62 53H64V52H62ZM78 53H79V52H78ZM82 53H84V52H82ZM100 53H101V52H100ZM138 53H139V52H138ZM158 53H159V52H158ZM161 53H162V52H161ZM167 53H168V52H167ZM169 53H170V52H169ZM179 53H180V51H179ZM183 53H184V52H183ZM183 53H180V54L183 55ZM208 53H209V52L207 51V54H208ZM218 53H219V52H218ZM218 53H217V54H218ZM225 53H226V52H225ZM250 53H251V52H250ZM34 54H35V53H34ZM43 54H44V53H43ZM52 54H53V52H52ZM55 54H56V52H55ZM58 54H59V53H58ZM66 54H68L67 51H66ZM79 54H80V53H79ZM94 54H95V53H94ZM94 54H93V55H94ZM103 54H105V53H103ZM114 54H115V53H114ZM120 54H121V53H120ZM139 54H140V53H139ZM143 54H142V55H143ZM149 54H150V53H149ZM163 54H164V52H163ZM187 54L189 55V53H187ZM195 54H196V53H195ZM195 54H194V55H195ZM228 54H229V53H228ZM231 54H232V53H231ZM234 54H235V53H234ZM237 54H238V52H237ZM237 54H236V55H237ZM243 54H244V53H243ZM252 54H253V53H252ZM254 54H255V53H254ZM262 54H263V53H262ZM262 54H261V55H262ZM53 55H54V54H53ZM64 55H65V53H64ZM93 55H92V56H93ZM154 55H156V53H155ZM168 55H169V54H168ZM170 55L172 56V55H174V54H170ZM176 55H177V54H176ZM240 55H241V54H240ZM245 55H246V54H245ZM245 55H243V56L245 57ZM247 55H249V53H248ZM67 56H68V55H67ZM79 56H81V55H79ZM83 56H84V55H83ZM136 56H137V55H136ZM144 56H145V55H144ZM171 56H169V57H171ZM203 56H205V55H203ZM212 56H213V55H212ZM215 56L217 57V55H215ZM232 56H234V55H232ZM0 57H1V56H0ZM9 57H10V56H9ZM41 57H42V56H41ZM60 57H61V56H60V54H59V58H58V56H57V58L60 59ZM62 57H64V56H62ZM81 57H82V56H81ZM96 57H97V56H96ZM99 57H100V55H99ZM133 57H135V55H134ZM142 57H143V56H142ZM146 57H147V56H146ZM179 57H180V56H179ZM183 57H184V56H183ZM189 57H191V56H189ZM208 57H209V56H208ZM222 57H223V56H222ZM222 57H221V58H222ZM226 57H229V56H226ZM226 57H225V59H226ZM240 57H241V56H240ZM252 57H253V59H254L255 56L253 55ZM252 57H251V58H252ZM256 57H257V56H256ZM261 57H262V59H264L263 56H261ZM106 58H107V57H106ZM136 58H137V57H136ZM136 58H135V59H136ZM143 58H144V57H143ZM163 58H164V57H163ZM167 58H168V56H167ZM167 58L162 59V61H163V60H166ZM180 58H181V57H180ZM195 58H196V57H195ZM197 58H198V57H197ZM234 58H236V57L234 56ZM234 58H233V59H234ZM251 58H250V59H251ZM62 59H63V58H61V60H62ZM66 59H67V57H66ZM79 59H80V57H79ZM89 59H90V58H89ZM93 59H94V57H93ZM98 59H100V58H98ZM117 59H118V58H117ZM129 59H130V57H129ZM139 59H140V58H139ZM144 59H145V58H144ZM144 59H143V60H144ZM151 59H153V58H151ZM170 59H171V58H170ZM174 59H175V58H174ZM186 59H187V58H186ZM189 59H190V58H189ZM189 59H188V60H189ZM202 59H203V58H202ZM204 59H206V57H205ZM211 59H212V58H211ZM213 59H214V58H213ZM228 59H229V58H228ZM231 59H232V58H231ZM233 59H232V60H233ZM238 59H239V58H238ZM244 59H245V58H244ZM250 59H249V61H251ZM253 59H252V61H254ZM257 59H258V58H257ZM257 59H256V60H257ZM90 60H91V59H90ZM95 60H96V58H95ZM153 60H154V59H153ZM153 60H152V62H150V63H153ZM155 60H157V59H155ZM168 60H169V59H168ZM194 60H196V59H194ZM194 60L192 59V61H194ZM206 60H207V59H206ZM234 60H235V59H234ZM240 60H241V59H240ZM247 60H248V59H247ZM260 60H261V59H260ZM88 61H89V60H88ZM117 61H118V60H117ZM123 61H124V59H123ZM141 61H142V60H141ZM158 61H159V59H158ZM158 61H157V63H158ZM166 61H167V60H166ZM170 61H172V59H171ZM203 61H204V60H203ZM208 61H209V60H208ZM210 61H211V60H210ZM212 61H213V60H212ZM34 62H35V61H34ZM59 62H60V61H59ZM81 62H82V61H81ZM81 62H80V63H81ZM83 62H84V60H83ZM86 62H87V61H86ZM101 62H102V61L100 60V63H101ZM120 62H121V61H120ZM143 62H144V61H143ZM148 62H149V61H148ZM172 62H173V61H172ZM183 62H184V61H183ZM204 62H206V61H204ZM213 62H214V61H213ZM217 62H218V61H217ZM221 62H224V61H221ZM221 62H220V63H221ZM225 62H226V61H225ZM230 62H231V61H229V63H230ZM235 62H236V61H235ZM237 62H238V61H237ZM237 62H236V64H237ZM254 62H255V61H254ZM262 62H264V60H263ZM54 63H55V62H54ZM84 63H85V62H84ZM88 63H89V62H88ZM100 63H99L98 65H100ZM103 63H104V62H103ZM105 63H106V62H105ZM138 63H139V62H137V64H138ZM169 63H170V62H169ZM189 63H190V61H189ZM192 63H194V62H192ZM198 63H199V62H198ZM210 63H211V62H210ZM214 63L216 64V60H215ZM233 63H234V62H233ZM239 63H240V62H239ZM241 63H242V61H241ZM255 63H257V61H256ZM82 64H83V63H82ZM86 64H87V63H86ZM91 64H93V63H91ZM91 64H90V65H91ZM95 64H97V63H95ZM107 64H108V63H107ZM126 64H128V63L126 62ZM147 64H148V63H147ZM163 64H164V63H163ZM166 64H167V63H166ZM166 64H164V65H166ZM174 64H175V63H174ZM177 64H178V63H177ZM199 64H200V63H199ZM199 64H198V65H199ZM207 64H208V63H207ZM212 64H213V63H212ZM215 64H214L213 66H215ZM223 64H224V63H223ZM223 64H222V65H223ZM230 64H231V63H230ZM246 64H247V63H246ZM252 64H253V62H252ZM30 65H31V64H30ZM49 65H50V64H49ZM73 65H74V64H73ZM98 65H96V66H98ZM101 65H102V64H101ZM103 65H105V64H103ZM110 65H112V64L110 63ZM123 65H125V64H123ZM167 65H168V64H167ZM167 65H166V66H167ZM195 65H197V64H195ZM203 65H204V63H203ZM217 65H218V63H217ZM224 65H225V64H224ZM224 65H223V66H224ZM233 65H234V64H232V66H233ZM241 65H242V64H241ZM7 66H8V65H7ZM15 66H16V65H15ZM68 66H69V65H68ZM91 66H92V65H91ZM91 66H90V67H91ZM115 66H116V65H115ZM128 66H129V65H128ZM140 66H141V65H140ZM140 66H138V67H140ZM148 66H149V65H148ZM160 66H161V65H160ZM166 66H165V67H166ZM204 66H205V65H204ZM210 66H211V65H210ZM210 66H208V67H210ZM219 66H220V64H219ZM228 66H229V65H228ZM232 66H229V67L232 68ZM250 66H251V65H250ZM250 66H249V67H250ZM253 66H254V65H253ZM261 66H262V65H261ZM263 66H264V65H263ZM88 67H89V66H88ZM98 67H99V66H98ZM104 67H105V66H104ZM116 67H117V66H116ZM130 67H131V66H130ZM158 67H159V66H158ZM163 67H164V66H163ZM165 67H164V68H165ZM167 67L170 68V66H167ZM172 67H174V66H172ZM172 67H171V68H172ZM177 67H178V66H177ZM177 67H176V68H177ZM193 67H194V66H193ZM197 67H198V66H197ZM221 67H222V66H221ZM239 67H240V66H239ZM242 67H245V66H242ZM249 67H248V68H249ZM251 67H252V66H251ZM11 68H12V67H11ZM23 68H24V67H23ZM23 68H22V69H23ZM27 68H28V67H27ZM27 68H26V69H27ZM52 68H53V67H52ZM66 68H67V67H66ZM108 68H109V66H108ZM119 68H120V67H119ZM125 68H126V67H125ZM125 68H124V69H125ZM147 68H148V67H147ZM174 68H175V67H174ZM176 68H175V69H176ZM195 68H196V67H195ZM205 68H206V67H205ZM210 68H211V67H210ZM210 68H206V69H210ZM213 68H215V67H213ZM213 68H212V69H213ZM233 68H234V66H233ZM255 68H256V65H255ZM6 69H8V68H5V70H6ZM13 69H14V68H13ZM91 69L93 70V68H91ZM97 69H98V68H97ZM99 69H101V68H99ZM99 69H98V71H99ZM105 69H106V67H105ZM110 69H111V67H110ZM110 69H109V70H110ZM112 69H113V68H112ZM120 69H121V68H120ZM120 69H119V70H120ZM156 69H157V68H156ZM158 69H159V68H158ZM172 69H173V68H172ZM175 69H174V70H175ZM178 69H179V68H178ZM178 69H177V71L179 72ZM196 69H197V68H196ZM201 69H202V67H201ZM219 69H220V68H219ZM240 69H241V68H240ZM240 69H239V70H240ZM244 69H245V68H244ZM262 69H264V68H262ZM9 70H10V69H9ZM44 70H45V69H44ZM79 70H80V68H79ZM85 70H86V69H85ZM92 70H91V71H92ZM122 70H123V69H122ZM126 70H127V69H126ZM151 70H152V69H151ZM159 70H160V69H159ZM167 70H168V68H167ZM181 70H182V69H181ZM184 70H185V69H184ZM192 70H193V69H192ZM214 70H215V69H214ZM228 70H229V69H228ZM230 70H231V69H230ZM230 70H229V71H230ZM235 70H236V68H235ZM237 70H238V69H237ZM239 70H238V72H239ZM245 70H246V69H245ZM16 71H17V70H16ZM23 71H25V70H23ZM26 71H27V70H26ZM58 71H60V70H58ZM61 71H62V69H61ZM61 71L58 72V73H61ZM67 71H68V70H67ZM100 71H102V70H100ZM103 71L105 72V70H103ZM156 71H157V70H156ZM162 71H163V70H162ZM168 71H169V70H168ZM177 71H176V72H177ZM188 71H189V70H188ZM188 71H187V72H188ZM205 71H207V70H205ZM205 71H204V72H205ZM224 71H225V67H224V68H221L220 74H223V75H224ZM232 71H233V70H232ZM243 71H244V70H243ZM56 72H57V71H56ZM65 72H66V71H65ZM74 72H75V71H74ZM79 72H80V71H79ZM92 72H94V71H92ZM112 72H113V71H112ZM114 72H115V71H114ZM185 72H186V71H185ZM199 72H200V71H199ZM233 72H235V71H233ZM240 72H242V71H240ZM245 72H246V71H245ZM262 72H264V71H262ZM18 73H19V72H18ZM20 73H21V70H20ZM109 73L111 74V71H110ZM121 73H122V72H121ZM121 73H120V74H121ZM124 73H125V72H124ZM126 73H127V72H126ZM144 73H145V72H144ZM158 73H159V71H158ZM168 73H170V72H168ZM168 73H165V74L167 75ZM173 73H174V72H173ZM179 73H180V72H179ZM192 73H194V72H192ZM202 73H203V72H202ZM230 73L232 74V72H230ZM236 73H237V71H236ZM252 73H253V72H252ZM257 73H259V72H257ZM23 74H24V73H23ZM56 74H57V73H56ZM56 74H55V75H56ZM62 74H63V72H62ZM62 74H61V75H62ZM67 74H68V73H67ZM67 74H65V75L68 76V75L71 74V73L69 72V74H68V75H67ZM113 74H114V73H113ZM127 74H128V73H127ZM151 74H152V73H151ZM162 74H163V73H162ZM177 74H178V73H177ZM183 74H184V73H183ZM195 74H196V73H195ZM200 74H201V73H200ZM200 74H199V75H200ZM203 74H204V73H203ZM227 74H228V73H227ZM260 74H261V73H260ZM2 75H3V72H2ZM5 75H7V74H5ZM14 75H15V73H14ZM25 75H27V74L25 73ZM42 75H43V73H42ZM42 75H41V76H42ZM92 75H93V74H92ZM95 75H96V74H95ZM107 75H108V74H107ZM115 75H116V72H115ZM118 75H119V74H118ZM124 75H125V74H124ZM146 75H147V74H146ZM149 75H150V74H149ZM152 75H153V74H152ZM166 75H165V76H166ZM168 75L170 76V74H168ZM187 75H188V74H187ZM187 75H184V76H187ZM190 75H191V74H190ZM192 75H193V74H192ZM229 75H230V74H229ZM233 75H234V74H233ZM241 75H242V73H241ZM247 75H248V74H247ZM247 75H246V73H245V75H243V76L245 77V76H247ZM20 76H21V75H20ZM28 76H29V75H28ZM46 76H47V75H46ZM48 76H49V75H48ZM59 76H60V75H59ZM66 76H65V77H66ZM69 76H71V75H69ZM75 76H76V75H74V77H75ZM81 76H82V75H81ZM102 76L104 77V74H102ZM110 76L112 77L113 75L111 74ZM130 76H131V75H130ZM130 76H129V77H130ZM160 76H161V75H160ZM165 76L163 75V77H165ZM175 76H176V75H175ZM179 76H180V74H179ZM184 76H183V77H184ZM188 76H189V75H188ZM217 76H218V75H217ZM37 77H38V76H37ZM44 77H45V75H44ZM60 77H61V76H60ZM89 77H90V76H89ZM93 77H94V76H93ZM93 77H92V78H93ZM95 77H96V76H95ZM95 77H94V78H95ZM111 77H110V79H111ZM123 77H124V76H123ZM148 77H149V76H148ZM171 77H172V76H171ZM180 77H182V76H180ZM180 77H179V78H180ZM192 77H193V76H192ZM203 77H204V76H203ZM224 77H226V76H224ZM228 77H229V76H228ZM235 77H236V76L234 75V78H235ZM249 77H250V75H249ZM259 77H260V75H259ZM22 78H23V77H22ZM78 78H79V77H78ZM94 78H93V79H94ZM104 78L107 79V77H104ZM104 78H103V80H104ZM134 78H135V77H134ZM156 78H157V77H156ZM175 78H177V77H175ZM193 78H194V77H193ZM196 78H197V77H196ZM199 78H200V76H199ZM210 78H211V76H210ZM212 78H213V77H212ZM214 78H215V77H214ZM229 78H230V77H229ZM240 78H241V77H239L238 79H240ZM254 78L256 79V77H254ZM260 78H261V77H260ZM36 79H37V78H36ZM59 79L61 80V78H59ZM59 79H58V80H59ZM66 79H67V78H66ZM70 79H71V78H70ZM75 79H76V77H75ZM75 79H74V80H75ZM96 79H97V78H96ZM115 79H117V78H115ZM115 79H113V80L115 81ZM119 79H120V78H119ZM123 79H124V78H123ZM147 79H148V78H147ZM161 79H162V78H161ZM182 79H183V78H182ZM231 79H233V78L231 77ZM231 79H230V80H231ZM238 79H237V81H242V80H238ZM245 79H246V78H245ZM249 79H251V78H249ZM263 79H264V78H263ZM22 80H23V79H22ZM31 80H32V79H31ZM68 80H69V79H68ZM71 80H73V77H72ZM74 80H73V81H74ZM77 80H78V79H77ZM113 80H112V81H113ZM130 80H131V79H130ZM152 80H153V79H152ZM163 80H164V79H163ZM177 80H178V79H177ZM188 80H190V79L188 78ZM227 80H228V78H227ZM233 80H234V79H233ZM233 80H231V81H233ZM252 80H253V79H252ZM252 80H251V81H252ZM61 81H62V80H61ZM61 81H60V82H61ZM95 81H97V80H95ZM137 81H138V80H137ZM140 81H141V79H140ZM140 81H139V82H140ZM185 81H186V79H185ZM193 81H194V80H193ZM193 81L191 80V81L189 82L190 85H189V83H188L187 86L189 85V87H190V86H191V82H193ZM203 81H204V78H203ZM207 81H208V80H207ZM215 81H216V80H215ZM222 81H223V80H222ZM235 81H236V79H235ZM253 81H254V80H253ZM256 81H257V79H256ZM258 81H259V79H258ZM258 81H257V82H258ZM261 81H264V80H261ZM261 81H259V82H261ZM4 82H5V80H4ZM18 82H19V81H18ZM57 82H58V81H57ZM62 82H63V84L65 83L64 81H62ZM69 82H71V81H69ZM75 82H76V81H75ZM75 82H71V83L73 84V83H75ZM78 82H79V81H78ZM78 82H77V83H78ZM144 82H145V81H144ZM164 82H165V81H164ZM197 82H198V81H197ZM223 82H224V81H223ZM243 82H244V81H243ZM249 82H250V80H249ZM249 82H248V83H249ZM66 83H68V81H67ZM93 83H94V82H93ZM145 83H146V82H145ZM153 83H154V82H153ZM153 83H152V84H153ZM166 83H167V82H166ZM173 83H174V82H173ZM186 83H187V82H186ZM225 83H229V81H228V82H225ZM225 83H224V84H225ZM233 83H234V82H233ZM233 83H232V84H233ZM251 83H252L251 86H253V82H251ZM251 83H250V84H251ZM15 84H16V83H15ZM57 84H58V83H57ZM60 84H61V83H59L58 85H60ZM63 84H61V86H60V90H61V91H62L61 88H63V87H62ZM68 84H69V83H68ZM108 84H109V83H108ZM141 84H142V83H141ZM197 84H198V83H197ZM206 84H207V83H206ZM211 84H212V83H211ZM235 84H236V83H235ZM241 84H242V83H241ZM259 84H260V83H259ZM75 85H77V84L75 83ZM82 85H83V84H82ZM82 85L80 84V86H82ZM94 85H95V84H94ZM98 85H99V84H98ZM109 85H111V84H109ZM116 85H117V84H116ZM137 85H138V84H137ZM137 85H136V86H137ZM184 85H186V84H184ZM217 85H218V84H217ZM237 85H238V84H236V88L238 87ZM242 85H243V84H242ZM246 85L249 86L248 84H246ZM255 85H256V84H255ZM255 85H254V86H255ZM48 86H51V84L48 85ZM67 86H68V85H66V87H67ZM70 86H72V85H70ZM86 86H87V85H86ZM126 86H127V85H126ZM143 86H144V85H143ZM192 86H193V85H192ZM197 86H198V85H197ZM197 86H196L195 88H197ZM201 86H202V85H201ZM207 86H208V85H206V87H207ZM210 86H211V85H210ZM227 86H228V85H227ZM231 86H232V85H231ZM233 86H234V85H233ZM243 86H244V88H245V85H243ZM243 86H241V87H243ZM260 86H261V85H260ZM36 87H37V86H36ZM36 87H35V88H36ZM57 87H58V86L56 85V88H57ZM68 87H69V86H68ZM72 87H73V86H72ZM106 87H107V86H106ZM110 87H111V86H110ZM114 87H116L115 84H114ZM185 87H186V86H185ZM25 88H26V87H25ZM74 88H75V86H74ZM80 88H81V87H80ZM80 88H79V89H80ZM82 88H83V87H82ZM87 88H88V87H87ZM92 88H93V87H92ZM118 88H119V86H118ZM118 88H117V89H118ZM126 88H127V87H126ZM137 88H138V87H137ZM157 88H159V87L157 86ZM168 88H169V87H168ZM192 88H193V87H192ZM200 88H201V87H200ZM221 88H223V87H221ZM224 88H228V87H224ZM233 88H234V87H233ZM236 88H235V89H236ZM250 88H251V87H250ZM255 88H256V86H255ZM29 89H30V88H29ZM38 89H39V88H38ZM38 89H37V90H38ZM69 89H70V87H69ZM93 89H95V88H93ZM109 89H110V88H109ZM109 89H108V90H109ZM111 89H112V88H111ZM111 89H110V90H111ZM117 89H116V90H117ZM120 89H121V87H120ZM141 89H142V87H141ZM143 89H144V88H143ZM170 89H171V87H170ZM198 89H199V88H198ZM216 89H218V87L215 88V90H216ZM239 89H240V85H239ZM241 89H242V88H241ZM241 89H240V91L243 92ZM251 89H252V88H251ZM251 89H250V90H251ZM256 89H257V88H256ZM256 89H255V90H256ZM258 89H261V87H260V88L258 87ZM258 89L256 90L257 93H258ZM30 90H31V89H30ZM56 90H58V89H56ZM67 90H68V88H67ZM81 90H82V89H81ZM121 90H122V89H121ZM126 90H128V89H126ZM146 90H147V89H146ZM190 90H191V89H190ZM195 90H196V89H195ZM209 90H210V89H209ZM221 90H223V89H221ZM224 90H225V89H224ZM255 90H253V91H255ZM261 90H262V89H261ZM22 91H23V90H22ZM32 91H35V90H33V88H32ZM40 91H41V90H40ZM50 91H51V90H50ZM58 91H59V90H58ZM70 91H72V88H71ZM83 91H84V90H83ZM86 91H87V90H86ZM88 91H89V90H88ZM98 91H99V90H98ZM119 91H120V90H119ZM124 91H125V90H124ZM142 91H144V90H142ZM159 91H160V90H159ZM161 91H162V90H161ZM166 91H167V89H166ZM230 91H231V89H230ZM234 91H235V90H234ZM236 91H237V90H236ZM240 91H239V92H240ZM253 91H252V92H253ZM262 91H263V90H262ZM42 92H43V90H42ZM65 92H66V91H65ZM74 92H75V91H74ZM79 92H80V91H79ZM93 92H96V91H93ZM109 92H110V91H109ZM111 92H112V91H111ZM138 92H139V91H138ZM138 92H137V93H138ZM152 92H153V91H152ZM180 92H182V91H180ZM187 92H188V91H187ZM195 92H196V91H195ZM195 92H194V93H195ZM201 92H202V90H201ZM207 92H209V91H207ZM207 92L205 91V93H207ZM210 92H212V90H211ZM214 92L217 93V91H214ZM223 92H224V91H223ZM223 92H222V94H223ZM225 92H226V91H225ZM228 92H229V91H228ZM239 92H238V93H239ZM245 92H246V91H245ZM260 92H261V91H260ZM28 93H30V92H28ZM53 93H54V92H53ZM53 93H52V94H53ZM57 93H58V92H57ZM60 93H61V92H60ZM62 93H63V91H62ZM69 93H70V92H69ZM80 93H81V92H80ZM80 93H79V95H81ZM82 93H83V92H82ZM130 93H131V92H130ZM132 93H133V91H132ZM198 93H199V92H198ZM205 93H204V94H205ZM216 93H215V94H216ZM226 93H227V92H226ZM230 93H231V92H230ZM238 93H236V94H238ZM254 93H255V92H254ZM32 94H33V93H32ZM39 94H40V93H39ZM48 94H49V93H48ZM58 94H59V93H58ZM58 94H56V95H58ZM75 94H76V93H75ZM75 94H73V95H75ZM77 94H78V93H77ZM86 94H87V92H86ZM91 94H92V93H91ZM123 94H124V93H123ZM170 94H171V93H170ZM188 94H189V93H188ZM208 94H209V93H208ZM210 94H211V93H210ZM215 94H213V96H214ZM219 94H220V93H218V95H219ZM222 94H221V95H222ZM244 94L248 95V93H244ZM259 94H260V93H259ZM259 94H258V95H259ZM262 94H263V93H261V95H262ZM27 95H28V94H27ZM53 95H54V94H53ZM61 95H63V94H61ZM66 95H68V94H66ZM73 95H72V96H73ZM83 95H84V94H82V96H83ZM87 95H89V94H87ZM87 95H85V96L87 97ZM96 95H97V94H96ZM102 95H103V94H102ZM179 95H180V94H179ZM185 95H186V94H185ZM196 95H197V94H195V96H196ZM199 95H200V94H199ZM211 95H212V94H211ZM233 95H234V93H233ZM233 95H232V96H233ZM249 95H250V94H249ZM249 95H248V96H249ZM255 95H256V93H255ZM258 95L256 96L257 98L260 96V95H259V96H258ZM29 96H30V95H29ZM33 96H34V95H33ZM36 96H37V95H36ZM50 96H51V95H50ZM59 96H60V94H59ZM70 96H71V95H70ZM72 96H71V97H72ZM99 96H100V95H99ZM99 96H95L93 102H91L92 105L89 104L88 106H91V109H93V110L95 109V111H97V115H98L99 121H103V122H105V124H106V122H110L111 124L114 125V129H113L114 132H115V133L118 132L116 138H122V139H124V141H126V142L132 147V149H133V147H135V146H137V145H139V144H141V143H142V145H143V144L149 145V144H148V138H147V135H146L145 133H140V132H138V131L136 130V128H135L134 121H133L132 117H134V116H136V115L133 114V113L130 111L129 107H128V101L130 100V98H128V97H125V98H122V99L108 98L107 100H103V99H101V97H99ZM127 96H128V95H127ZM138 96H139V98H140V95H139V94H138ZM174 96H175V95H174ZM193 96H194V95H193ZM206 96H207V95H206ZM215 96H217V95H215ZM215 96H214V97H215ZM228 96H229V94H228ZM240 96L242 97L243 95H240ZM40 97H41V96H40ZM42 97H43V95H42ZM45 97H46V96H45ZM56 97H57V96H56ZM71 97H70V98H71ZM73 97H74V96H73ZM83 97H84V96H83ZM108 97H109V96H108ZM183 97H184V96H183ZM183 97H182V98H183ZM188 97H189V96H188ZM200 97H201V96H200ZM225 97H227V95H225ZM230 97H231V96H230ZM244 97H245V96H244ZM263 97H264V95H263ZM49 98H50V97H49ZM53 98H54V96H53ZM62 98H63V97H62ZM64 98L66 99V96H65ZM68 98H69V96H68ZM102 98H104V96H103ZM132 98H134V97H132ZM142 98H143V97H142ZM144 98H145V95H144ZM175 98H177V97H175ZM193 98H195V97H193ZM221 98H222V96H221ZM232 98H233V97H232ZM232 98H231V99H232ZM249 98H250V96H249ZM252 98L254 99V97H252ZM252 98H251V101H250V102H254V101L252 100ZM33 99H34V98H33ZM36 99H37V98H36ZM54 99H55V98H54ZM54 99H53V100H54ZM60 99H61V96H60ZM73 99H75V97L72 98L71 100H73ZM81 99H82V98H81ZM91 99H92V98H91ZM156 99H157V98H156ZM209 99H211V98H209ZM222 99H223V98H222ZM226 99H227V98H226ZM226 99H225V100H226ZM242 99H243V98H242ZM29 100H30V99H29ZM40 100H41V99H40ZM61 100H63V99H61ZM68 100H69V99H67V101H68ZM76 100H77V99H76ZM154 100H155V99H154ZM176 100H177V99H176ZM199 100H200V98H199ZM204 100H205V99H204ZM239 100H240V98H239ZM51 101H52V99H51ZM59 101H60V100H59ZM65 101H66V100H65ZM85 101H86V100H85ZM137 101H138V100H137ZM146 101H147V100H146ZM149 101H150V100H149ZM152 101H153V100H151L150 102H152ZM155 101H156V100H155ZM205 101H206V100H205ZM223 101H224V100H223ZM235 101H236V100H235ZM244 101H245V99H244ZM256 101H257V100H256ZM31 102H33V101H31ZM34 102H35V100H34ZM38 102H39V101H38ZM38 102H37V103H38ZM69 102H71V101H69ZM74 102H75V101H74ZM74 102L72 101V103H70V104H74ZM80 102H82V101H80ZM183 102H184V100H183ZM194 102H195V101H194ZM215 102H216V101H215ZM230 102H231V100H230ZM232 102H233V101H232ZM241 102H242V100H241ZM245 102H247V101H245ZM250 102H249V103H250ZM259 102H260V101H259ZM262 102H263V101H262ZM262 102H261V103H262ZM28 103H29V102H28ZM58 103H59V102H58ZM76 103H77V102H76ZM78 103H79V102H78ZM88 103H89V102H88ZM132 103L135 104L136 102L133 101ZM147 103H148V102H147ZM162 103H163V102H162ZM181 103H182V102H181ZM32 104H33V103H32ZM32 104H31V105H32ZM53 104L55 105L56 103L54 102ZM53 104H52V105H53ZM60 104H61V102H60ZM85 104H86V103H85ZM152 104H153V103H152ZM165 104H166V103H165ZM191 104H192V103H191ZM195 104H197V103H194V105H195ZM226 104H227V103H226ZM226 104H224V106H225ZM230 104H231V103H230ZM234 104H235V103H234ZM236 104H237V103H236ZM52 105H51V106H52ZM57 105H58V104H57ZM78 105H79V104H78ZM139 105H140V104H139ZM180 105H181V104H180ZM180 105H178V106H180ZM192 105H193V104H192ZM194 105H193V106H194ZM227 105H229V104H227ZM250 105H251V104H250ZM263 105H264V104H263ZM263 105H262V106H263ZM26 106H27V105L25 104V107H26ZM34 106H35V104H34ZM38 106H39V105H38ZM55 106H56V105H55ZM55 106H54V107H55ZM58 106L61 107L60 105H58ZM71 106H72V105H71ZM154 106H156V105H154ZM157 106H158V105H157ZM197 106H198V105H197ZM234 106H235V105H234ZM234 106H233V108H234ZM240 106H241V104H240ZM248 106H249V105H248ZM262 106H261V107H262ZM12 107H13V106H12ZM44 107H45V106H44ZM69 107H70V106H69ZM76 107H77V106H76ZM137 107H138V106H137ZM144 107H145V106H144ZM151 107H153V105H152ZM171 107H172V106H171ZM191 107H192V106H191ZM231 107H232V106H231ZM235 107H236V106H235ZM61 108H62V107H61ZM66 108H67V107H66ZM70 108H75V107L72 106V107H70ZM86 108H87V107H85V109H86ZM142 108H143V107H142ZM182 108H183V107H182ZM206 108H207V105H206ZM228 108H229V107H228ZM236 108H238V107H236ZM241 108H242V106H241ZM241 108H240V109H241ZM244 108H245V107H244ZM244 108H243V109H244ZM56 109H57V108H56ZM63 109H65V107H64ZM63 109H62V110H63ZM75 109H76V108H75ZM91 109H88V110H91ZM149 109H150V108H149ZM160 109H161V107H160ZM164 109H165V108H164ZM188 109H189V108H188ZM240 109H238V110H240ZM246 109H247V108H246ZM246 109H245L244 112H246ZM251 109H252V108H251ZM38 110H39V107H38ZM48 110H49V108H48ZM59 110H60V109H59ZM65 110H67V109H65ZM71 110H73V109H71ZM162 110H163V109H162ZM167 110H168V109H167ZM189 110H190V109H189ZM220 110H221V109H220ZM252 110H253V109H252ZM39 111H40V110H39ZM42 111H44V109H43ZM42 111H41V112H42ZM50 111H51V110H50ZM53 111H54V110H53ZM53 111H52V112H53ZM68 111H69V109H68ZM73 111H74V110H73ZM86 111H87V109H86ZM91 111H92V110H91ZM152 111H154V110H152ZM173 111H174V109H173ZM175 111H176V110H175ZM187 111H188V110H187ZM229 111H231V110H229ZM229 111H228V112H229ZM261 111H262V110H261ZM26 112H28V111H26ZM47 112H48V111H47ZM55 112H56V110H55ZM134 112H135V111H134ZM146 112H147V111H146ZM170 112H172V111H170ZM226 112H227V111H226ZM226 112H225V114H226ZM231 112H232V111H231ZM253 112H254V111H253ZM263 112H264V111H263ZM263 112H262V113H263ZM48 113H49V112H48ZM57 113H58V112H57ZM66 113H67V112H66ZM77 113H78V111H77ZM77 113H76V114H77ZM86 113H87V112H86ZM90 113H91V112H90ZM183 113H186V111L183 112ZM189 113H190V112H189ZM241 113H242V111H241ZM250 113H251V112H250ZM259 113H260V112H259ZM59 114H60V112H59ZM88 114H89V113H88ZM93 114H95V113H92V116H95V115H93ZM151 114H152V113H151ZM179 114H180V113H179ZM230 114H231V113H230ZM234 114H235V112H234ZM234 114H231V115H234ZM256 114H257V113H256ZM48 115H50V114H48ZM51 115H52V114H51ZM74 115H75V114H74ZM83 115H84V114H83ZM142 115L144 116V114H142ZM183 115H184V114H183ZM185 115H188V117H189L188 112H187V114H185ZM236 115H237V114H236ZM240 115H241V114H240ZM240 115L238 114V116H240ZM244 115H245V114H244ZM55 116H56V115H55ZM62 116H63V115H62ZM62 116L60 117V120H62V119H61ZM69 116H70V115H69ZM148 116H149V115H148ZM151 116H153V115H151ZM228 116H229V115H228ZM37 117H38V115H37ZM39 117H40V116H39ZM49 117H51V116H49ZM85 117H86V116H85ZM90 117H91V116H90ZM145 117H146V116H145ZM177 117H180V116H177ZM188 117H187V118H188ZM194 117H195V116H194ZM233 117H235V116H233ZM233 117H232V118H233ZM252 117H253V116H252ZM256 117H259V116H256ZM57 118H58V117H57ZM70 118H71V117H70ZM86 118H87V117H86ZM86 118H85V119H86ZM95 118H96V117H95ZM191 118H192V117H191ZM229 118L231 119V117H229ZM240 118H241V116H240ZM248 118L250 119V117H248ZM43 119H44V118H43ZM46 119H47V118L45 117V120H46ZM58 119H59V118H58ZM72 119H74V118H72ZM85 119H84V120H85ZM144 119H145V118H144ZM217 119H218V118H217ZM243 119H244V118H243ZM249 119H248V122H249ZM251 119H253V118H251ZM259 119H260V118H259ZM261 119H262V118H261ZM52 120H53V118H52ZM52 120H51V122H52ZM55 120H56V119H55ZM60 120H59V121H60ZM181 120H182V119H181ZM200 120H201V118H200ZM226 120H228V118H227ZM236 120H238V119H236ZM253 120H257V118H256V119H253ZM64 121L66 122V120H64ZM90 121H91V120H90ZM175 121H176V120H175ZM175 121H174V122H175ZM183 121H184V120H183ZM214 121H215V120H214ZM230 121L233 123V119L230 120ZM239 121H240V119H239ZM244 121H245V119H244ZM259 121H260V120H259ZM259 121H257V122L259 123ZM263 121H264V120H263ZM19 122H20V121H19ZM35 122H36V121H35ZM37 122H38V121H37ZM92 122H93V120H92ZM96 122H97V121H96ZM178 122H179V121H178ZM222 122H223V121H222ZM222 122H221V120H220V124H221ZM252 122H253V121H252ZM97 123H98V122H97ZM184 123H185V122H184ZM209 123H210V121H209ZM215 123H216V122H215ZM227 123L229 124L230 122H227ZM237 123H238V122H237ZM35 124H36V123H35ZM42 124H43V123H42ZM56 124H57V123H56ZM59 124H60V122H59ZM66 124H67V123H65V126H66ZM175 124H176V123H175ZM179 124H180V123H179ZM225 124H226V122H225ZM233 124H236V123H233ZM233 124H231V125H233ZM239 124H240V123H239ZM241 124H242V123H241ZM250 124L252 125L253 123H251V121H250ZM260 124H261V123H260ZM46 125H47V124H46ZM96 125H97V124H96ZM183 125H184V124H183ZM218 125H219V124H218ZM218 125H217V128H218ZM226 125H227V124H226ZM245 125H246V124H245ZM245 125H244V126H245ZM251 125H250V126H251ZM255 125H256V124H255ZM255 125H254V127H255ZM261 125H262V124H261ZM47 126H48V125H47ZM47 126H46V127H47ZM224 126H225V125H224ZM229 126H230V125H229ZM235 126H236V125H235ZM237 126H238V124H237ZM244 126H241V127L243 128ZM258 126H259V125H258ZM40 127H41V125H40ZM46 127H45V128H46ZM109 127H110V126H109ZM227 127H228V125H227ZM241 127H240V128H241ZM256 127H257V125H256ZM45 128H44V130H45ZM71 128H72V127H70V129H71ZM152 128H153V127H152ZM167 128H168V127H167ZM221 128H222V127H221ZM225 128H226V127H225ZM230 128H231V127H230ZM246 128H247V127H246ZM3 129H4V128H3ZM12 129H13V128H12ZM49 129H50V127H49ZM70 129H69V130H70ZM76 129H77V128H76ZM226 129H227V128H226ZM233 129H234V126H233ZM244 129H245V128H244ZM252 129H253V127H252ZM56 130H57V129H56ZM74 130H75V128H74ZM146 130H147V129H146ZM219 130H220V128H219ZM236 130H239V128L236 129ZM250 130H251V129H250ZM37 131H38V130H37ZM67 131H68V130H67ZM72 131H73V130H72ZM76 131H77V130H76ZM78 131H79V130H78ZM80 131H81V129H80ZM167 131H168V130H167ZM176 131H177V130H176ZM184 131H185V130H184ZM194 131H196V130H194ZM194 131H193V132H194ZM220 131H221V130H220ZM229 131H230V130H229ZM245 131L248 132L247 129H245ZM245 131H244V132H245ZM253 131H254V130H253ZM39 132H41V131H39ZM144 132H146V131H144ZM173 132H174V131H173ZM178 132L181 134L180 131H178ZM187 132L189 133L188 130H187ZM187 132H186V133H187ZM190 132H191V131H190ZM193 132H192V133H193ZM197 132H198V130H197ZM202 132H203V131H202ZM223 132H224V131H223ZM225 132H227V130H226ZM241 132H243V130H241ZM16 133H17V132H16ZM37 133H38V132H37ZM109 133H110V132H109ZM115 133H114V134H115ZM164 133H165V132H164ZM204 133H205V132H204ZM237 133H238V132H237ZM248 133H249V132H248ZM256 133H257V132H256ZM38 134H39V133H38ZM44 134H45V133H44ZM183 134H184V133H183ZM193 134H195V133H193ZM193 134H192V135H193ZM206 134H207V135H210L209 133H206ZM214 134H216V133H214ZM227 134H228V133H227ZM234 134H235V133H234ZM239 134H240V131H239ZM239 134H238V136H239ZM42 135H43V134H42ZM77 135H78V134H77ZM184 135H186V134H184ZM184 135H183V136H184ZM199 135H200V132H199ZM199 135H198V136H199ZM219 135H220V133H219ZM221 135H222V134H221ZM223 135H226V133L223 134ZM228 135H229V134H228ZM228 135H227V137H229ZM243 135H244V134H242V137H243V139H245V138L247 137V135H245L246 137L243 136ZM251 135H252V134H251ZM255 135H256V134H255ZM259 135H260V134H259ZM259 135H256V136L258 137ZM112 136H114V135H112ZM164 136H165V135H164ZM193 136H194V135H193ZM202 136H203V135H202ZM213 136H214V135H213ZM217 136H218V133H217ZM231 136H232V134H231ZM235 136H236V138H238L236 134H235ZM235 136H234V138H235ZM240 136H241V134H240ZM248 136H249V135H248ZM252 136H253V135H252ZM260 136H261V135H260ZM54 137H55V136H54ZM69 137H70V136H69ZM175 137H176V135H175ZM206 137H207V136H206ZM224 137H225V136H224ZM244 137H245V138H244ZM249 137H250V136H249ZM64 138H65V137H64ZM113 138H114V137H111L112 140H113ZM184 138L186 139L187 137H184ZM192 138H193V137H192ZM194 138H195V137H194ZM199 138H200V137H199ZM202 138H203V137H202ZM209 138H210V137H209ZM216 138H217V137H216ZM218 138H220V137H218ZM218 138H217V139H218ZM231 138L233 139V137H231ZM231 138H230V140H231ZM236 138H235V139H236ZM258 138H259V137H258ZM262 138H263V137H262ZM108 139H109V138H108ZM195 139H197V138H195ZM200 139H201V138H200ZM222 139H223V138H222ZM222 139H221V140H222ZM226 139H227V138H226ZM228 139H229V138H228ZM235 139H233V140L235 141ZM238 139H239V138H238ZM240 139H241V137H240ZM243 139H242L241 141H243ZM246 139L248 140L249 138H246ZM252 139H253V137H252ZM9 140H10V139H9ZM33 140H34V139H33ZM36 140H37V139H36ZM41 140H42V139H41ZM64 140H65V139H64ZM175 140H176V139H175ZM182 140H183V139H182ZM192 140H193V139H192ZM210 140H211V139H210ZM210 140H209V141H210ZM224 140H225V139H224ZM247 140H246V142H247V144H249V143H248L249 140H248V141H247ZM258 140H259V139H258ZM261 140H262V139H261ZM11 141H12V140H11ZM85 141H86V140H85ZM104 141H105V140H104ZM108 141H109V140H108ZM114 141H115V140H114ZM117 141H118V140H116V142H117ZM197 141H198V139H197ZM197 141H196V142H197ZM200 141H201V140H200ZM202 141H205V140H202ZM202 141H201V142H202ZM215 141H216V140H215ZM215 141L213 140L212 142H215ZM219 141H220V140H219ZM222 141H223V140H222ZM226 141H228V140H226ZM244 141H245V140H244ZM244 141H243V142H244ZM250 141H251V140H250ZM250 141H249V142H250ZM253 141H254V139H253ZM179 142H180V141H179ZM212 142H210V144H211ZM216 142H217V141H216ZM223 142H224V141H223ZM228 142H229V141H228ZM230 142H231V141H230ZM230 142H229V143H230ZM238 142H239V140H238ZM243 142H242V143H243ZM246 142H245V143H246ZM260 142H261V141H260ZM260 142H259V144H260ZM4 143H5V142H4ZM194 143H195V142H194ZM221 143H222V142H221ZM240 143H241V142H240ZM240 143H239V144H240ZM252 143H253V142H251V144H252ZM261 143H263V142H261ZM28 144H29V143H28ZM114 144H115V143L111 144V146L114 145ZM171 144H172V142H171ZM177 144L179 145L180 143H177ZM181 144H183V143H181ZM186 144H189V143H186ZM200 144H201V143H200ZM215 144H216V143H215ZM217 144H218V146H219V143H217ZM224 144H225V143H224ZM24 145H25V144H24ZM98 145H99V144H98ZM192 145H193V144H192ZM197 145H198V144H197ZM204 145H205V144H204ZM206 145H207V144H206ZM225 145H226V144H225ZM225 145H224V146H225ZM232 145H233V144H232ZM235 145H236V144H235ZM242 145H243V148H244V144H242ZM254 145H256V144H254ZM254 145H253V146H254ZM95 146H96V145H95ZM104 146H105V145H104ZM106 146H107V145H106ZM150 146H151V145H150ZM156 146H157V145H156ZM156 146H155V148H156ZM179 146H180V145H179ZM184 146H188V145H185V144H184ZM212 146H213V145H212ZM216 146H217V145H216ZM218 146H217V148H218ZM240 146H241V145H240ZM247 146H248V145H247ZM247 146H246V147H247ZM249 146H250V145H249ZM251 146H252V145H251ZM253 146H252V147H253ZM260 146H261V145H260ZM27 147H28V146H27ZM56 147H57V146H56ZM115 147H116V146H115ZM127 147H128V146H127ZM167 147H168V144H167ZM172 147H173V146H172ZM181 147H183V145H181ZM181 147H180V149H181ZM197 147H198V146H197ZM214 147H215V146H214ZM220 147H221V144H220ZM229 147H230V146H229ZM237 147H238V146H237ZM241 147H242V146H241ZM256 147H257V146H256ZM263 147H264V146H263ZM13 148H14V147H13ZM32 148H33V147H32ZM99 148H100V146H99ZM101 148L105 149V147H102V146H101ZM169 148H170V147H169ZM189 148H190V146H189ZM202 148H203V146H202ZM206 148H207V146H205V149H203V151H204L205 153H207V152L205 151ZM211 148H212V147H211ZM223 148H224V147H223ZM223 148H222V149H223ZM233 148H234V149H232V150H233V151H236V149H235L236 146H234ZM243 148H242V149H243ZM259 148H260V147H259ZM4 149H5V148H4ZM39 149H40V148H39ZM44 149H45V148H44ZM120 149H121V148H120ZM132 149H131V148L128 149V151H127V155H129V154L132 152ZM150 149H151V148H150ZM175 149L177 150V148H175ZM184 149H185V148H184ZM184 149H182V151H183ZM187 149H188V148H187ZM187 149H185V150H187ZM219 149H220V148H219ZM226 149H227V151H228V146H227ZM229 149L231 150V148H229ZM237 149H238V148H237ZM239 149H240V148H239ZM245 149H246V148H245ZM245 149H243V150H245ZM253 149H254V148H253ZM262 149H263V148H262ZM118 150H119V149H118ZM125 150H126V148H125ZM169 150H170V149H169ZM185 150H184V151H185ZM190 150H191V149H190ZM211 150H212V149H211ZM211 150H210V151H211ZM232 150H231V151H232ZM250 150H251V149H250ZM250 150H249V151H250ZM263 150H264V149H263ZM13 151H14V150H13ZM40 151H41V150H40ZM105 151H107V147H106V150H105ZM154 151H155V150H154ZM178 151L180 152L179 149H178ZM184 151H183V153H184ZM188 151H189V150H188ZM201 151H202V150H201ZM208 151H209V147H208ZM212 151H214V149H213ZM212 151H211V153H212ZM224 151H225V150H224ZM240 151H241V150H240ZM254 151H255V150H254ZM9 152H10V151H9ZM95 152H97V151H95ZM98 152H99V151H98ZM113 152H114V151H113ZM120 152H121V151H120ZM193 152H194V151H193ZM195 152H196V151H195ZM228 152L230 153V151H228ZM228 152H227V153H228ZM238 152H239V151H238ZM246 152H247V151H245V153H246ZM255 152H258V150L255 151ZM255 152H253V153L256 154ZM261 152H262V151H261ZM11 153H12V152H11ZM36 153H37V152H36ZM157 153H158V152H157ZM175 153H177V152H175ZM181 153H182V152H181ZM186 153H187V152H186ZM188 153H189V152H188ZM190 153H191V151H190ZM202 153H203V152H202ZM209 153H210V152H208L207 155H208ZM220 153H221V152H220ZM225 153H226V152H225ZM225 153H223V154H221V155H224ZM227 153H226V154H227ZM232 153H233V152H231V154H232ZM235 153H237V152H234V154H235ZM245 153H243V154H245ZM249 153H250V155L252 154L251 152H249ZM4 154H5V152H4ZM49 154H50V153H49ZM49 154H48V155H49ZM108 154H109V153H108ZM216 154H217V153H216ZM226 154H225V156H226ZM239 154H240V152H239ZM6 155H7V154H6ZM8 155H9V153H8ZM32 155H33V154H32ZM156 155H158V154H156ZM175 155H176V154H175ZM175 155H174V156L172 155V156L175 157ZM182 155H183V154H182ZM186 155H187V154H186ZM191 155H192V154H191ZM191 155H190V156H191ZM212 155H214V153H213ZM212 155H210V156H212ZM235 155H236V154H235ZM258 155H259V154H258ZM258 155H257V156H258ZM261 155L263 156V154H261ZM86 156H87V155H86ZM149 156H150V155H149ZM151 156H152V155H151ZM153 156L156 157L155 155H153ZM239 156H240V155H239ZM239 156H238V157H239ZM255 156H256V155H255ZM17 157H18V156H17ZM19 157H20V156H19ZM96 157H97V156H96ZM118 157H119V154H118V153H114V154L111 156V158H109V159H110V161H115V160L118 159ZM154 157H153V158H154ZM157 157H158V156H157ZM177 157H178V156H177ZM194 157L196 158V155H195ZM200 157H201V156H200ZM204 157H205V156H204ZM207 157L209 158V156H207ZM218 157H219V156H218ZM227 157H230V155H229V156L227 155L226 158H227ZM235 157H236V156H235ZM235 157H234V158H235ZM24 158H25V157H24ZM24 158H23V159H21V158H20V159H19V158L14 159V160H12L11 164H13V167L19 172V174L22 173V174H24V175H27V174H28V170H29V169H28V166H27L28 161L24 160ZM105 158H106V157H105ZM124 158H125V157H124ZM132 158H133V157H132ZM153 158H152V159H153ZM168 158H170V157H168ZM197 158H198V157H197ZM214 158H215V156H214ZM221 158H223V157L221 156ZM221 158H220V159H221ZM224 158H225V157H224ZM226 158H225V159H226ZM240 158H241V157H240ZM240 158H239V159H240ZM248 158H250V157H248ZM252 158H253V157H252ZM254 158H255V157H254ZM254 158H253V159H254ZM256 158H257V157H256ZM259 158H260V157H258V159H259ZM100 159H101V157H100ZM103 159H104V158H103ZM154 159H155V158H154ZM162 159H163V158H162ZM183 159H184V161H185V158H183ZM210 159H211V158H210ZM218 159H219V158H218ZM253 159H252V160H253ZM263 159H264V157H263ZM8 160H9V159H8ZM27 160H28V159H27ZM120 160H121V159H120ZM163 160H164V159H163ZM169 160H170V159H169ZM171 160L173 161V159H171ZM177 160H178V158H176L175 161H177ZM221 160H222V159H221ZM237 160H238V159H237ZM241 160H242V159H241ZM246 160H247V158H246ZM255 160H256V159H255ZM58 161H59V160H58ZM164 161H165V160H164ZM184 161H183V162H184ZM186 161H187V160H186ZM195 161H196V159H195ZM227 161H228V159H227ZM239 161H240V160H239ZM257 161H259V160H257ZM8 162H9V161H8ZM30 162H31V161H30ZM173 162H174V161H173ZM200 162H201V161H200ZM213 162H214V161H213ZM215 162H216V161H215ZM215 162H214V164H215ZM223 162H225V161H223ZM234 162H235V160H234ZM253 162H254V161H253ZM32 163H33V162H32ZM32 163H31V164H32ZM187 163H188V162H187ZM190 163H191V162H189V164H190ZM201 163H203V162H201ZM208 163L210 164L211 162L209 161ZM225 163H226V162H225ZM225 163H224V164H225ZM237 163H239V162L237 161ZM244 163H248V162L245 161ZM249 163H250V162H249ZM255 163L257 164V162H255ZM255 163H254V164H255ZM260 163H261V162H260ZM43 164H44V163H43ZM144 164H146V162H145ZM175 164H178V163H175ZM175 164H174V165H175ZM179 164H181V162H180ZM191 164H193V163H191ZM195 164H196V163H195ZM197 164H198V163H197ZM197 164H196V165H197ZM214 164H213V165H214ZM221 164H222V163L220 162V166L222 167ZM224 164H223V165H224ZM240 164H241V163H240ZM254 164L251 163V165H254ZM0 165H1V164H0ZM2 165H3V164H2ZM28 165H29V164H28ZM36 165H37V164H36ZM47 165H48V164H47ZM104 165H105V164H104ZM109 165H110V164H109ZM111 165H112V164H111ZM137 165H138V164H137ZM196 165H195V166H196ZM206 165H207V164H206ZM211 165H212V164H210V167H208V168H211ZM213 165H212V166H213ZM227 165H228V164H227ZM229 165H230V164H229ZM229 165H228V167H231V165H230V166H229ZM232 165H233V162H232ZM241 165H242V164H241ZM241 165H240V166H241ZM262 165H263V163H262ZM262 165H261V167H262ZM6 166H7V165H6ZM31 166H32V165H31ZM39 166H40V165H39ZM98 166H99V165H98ZM101 166H102V164H101ZM160 166H161V165H160ZM169 166H170V165H169ZM182 166H183V165H182ZM203 166H204V165H203ZM224 166H225V165H224ZM240 166H239V167H240ZM244 166H245V165H244ZM244 166H243V167H244ZM258 166H259V163H258ZM45 167H46V166H45ZM138 167H139V166H138ZM140 167H141V165H140ZM196 167H197V166H196ZM200 167H201V166H200ZM221 167H219L218 169H221ZM243 167H242V168H243ZM36 168H37V167H36ZM47 168H48V167H47ZM76 168H77V167H76ZM99 168H100V167H99ZM99 168H98V169H99ZM110 168H111V166H110ZM151 168H152V167H151ZM206 168H207V166H206ZM206 168H205V170H206ZM242 168L240 167V169H242ZM245 168H246V167H245ZM250 168H252V167H250ZM250 168H249V169H250ZM256 168H257V167H256ZM93 169H94V168H93ZM105 169H106V168H105ZM188 169H189V167H188ZM193 169H194V168H193ZM216 169H217V168H216ZM218 169H217V170H218ZM224 169H225V168H224ZM232 169H234V167H233ZM253 169H255V166H254V168H252V171H253ZM259 169H260V168H259ZM262 169H264V167H263ZM262 169H261V172H262ZM3 170H4V169H3ZM7 170H9V169H7ZM11 170H12V169H11ZM33 170H34V169H33ZM49 170H51V169H49ZM74 170H75V169H74ZM117 170H118V169H117ZM175 170H176V168H175ZM201 170H202V169H201ZM207 170H209V169H207ZM207 170H206V172L208 173L209 171H207ZM214 170H215V169H214ZM217 170H216V171H217ZM222 170H223V169H222ZM228 170H231V169H228ZM246 170L248 171V168H246ZM246 170H245V173H247ZM255 170H256V169H255ZM257 170H258V169H257ZM257 170H256V171H257ZM134 171H135V170H134ZM168 171H169V169H168ZM202 171H203V170H202ZM234 171H236V168H235ZM238 171H239V169H238ZM11 172H13V171H11ZM15 172H16V171H15ZM44 172H45V171H44ZM53 172H54V171H53ZM83 172H84V171H83ZM83 172H82V173H83ZM92 172H93V170H92ZM128 172H129V171H128ZM135 172H136V171H135ZM200 172H201V171H200ZM229 172H230V171H228V173L226 172V173H224V174L227 175V174H229ZM231 172H233V171H231ZM243 172H244V171H243ZM248 172H250V174H251V170L248 171ZM254 172H255V171H254ZM13 173H14V172H13ZM16 173H17V172H16ZM30 173H31V172H30ZM36 173L38 174V172H36ZM41 173H43V172H41ZM48 173H49V171H48ZM79 173H80V172H79ZM121 173H122V172H121ZM121 173H120V175H121ZM139 173H140V172H139ZM164 173H165V172H164ZM168 173H170V172H168ZM210 173H211V172H210ZM213 173H214V172H213ZM218 173H219V172H218ZM218 173H217V174H218ZM240 173H242V172H240ZM252 173H253V172H252ZM263 173H264V172H263ZM2 174H4V173H2ZM44 174H45V173H44ZM84 174H86V173L84 172ZM94 174H96V172H95ZM94 174H93V177H95ZM103 174H104V173H103ZM146 174H147V173H146ZM154 174H156V173H154ZM193 174H194V173H193ZM211 174H212V173H211ZM232 174H234V173H232ZM237 174H239V173L237 172ZM242 174H243V173H242ZM254 174H257V173H254ZM4 175H5V174H4ZM76 175H77V174H76ZM82 175H83V174H82ZM82 175H81V173H80V176H82ZM157 175H158V174H157ZM165 175H166V174H165ZM200 175H201V174H200ZM204 175H205V174H204ZM208 175H209V173H208ZM214 175L216 176V173L213 174V176H214ZM221 175H222V174H221ZM243 175H244V174H243ZM252 175H253V174H252ZM0 176H1V173H0ZM9 176H11V175H9ZM44 176H45V175H44ZM48 176L50 177V180H49L48 183L56 185L57 188H60V187H61V188H63V190H64V187H65V189L67 188V189L70 190V188L72 187V186H71L72 183H73V182H72V179H71L69 176H67L65 173H62V172H60V173H50ZM78 176H79V174H78ZM80 176H79V177H80ZM101 176H102V175H101ZM149 176H150V175H149ZM205 176H207V174H206ZM222 176L224 177V175H222ZM222 176H221V177H222ZM234 176H236V175H234ZM240 176H241V175H240ZM244 176H245V175H244ZM248 176H249V175H248ZM255 176H256V175H255ZM262 176H263V175H262ZM29 177H31V176H29ZM33 177H34V176H33ZM39 177H40V176H39ZM39 177H38V178H39ZM49 177H48V178H49ZM71 177H72V176H71ZM85 177H86V175H85ZM87 177H88V175H87ZM87 177H86V180H87ZM90 177H91V176H90ZM90 177H89V179H90ZM93 177H92V178H93ZM123 177H124V176H123ZM134 177H135V176H134ZM165 177H166V176H165ZM176 177H177V174H176ZM209 177H210V176H209ZM216 177H217V176H216ZM216 177H215V178H216ZM219 177H220V175H219ZM237 177H238V176H237ZM242 177H243V176H241V178H242ZM245 177H246V176H245ZM2 178H4V177H2ZM10 178H13V177H10ZM10 178H7V179L10 180ZM15 178H16V177H15ZM18 178H19V177H18ZM22 178H23V176H22ZM34 178H35V177H34ZM72 178H73V177H72ZM142 178H143V177H142ZM150 178H151V177H150ZM160 178H161V177H160ZM201 178H204L203 173H202V177H201ZM238 178H239V177H238ZM241 178H240V179H241ZM262 178H263V177H262ZM25 179H26V178H25ZM84 179H85V178H84ZM125 179H126V178H125ZM168 179H169V177H168ZM171 179H172V178H171ZM197 179H198V178H197ZM199 179H200V178H199ZM204 179H205V178H204ZM207 179H208V178H207ZM207 179H206V180H207ZM213 179H214V178H213ZM213 179H212V180H213ZM232 179H233V178H232ZM232 179H231V180H232ZM252 179H253V178H252ZM257 179H258V178H257ZM257 179H255V180H257ZM263 179H264V178H263ZM4 180H5V178H4ZM15 180H16V179H15ZM19 180H21V179H18V181H19ZM22 180H24V178H23ZM29 180H30V179H29ZM47 180H48V179H47ZM119 180H120V179H119ZM143 180H144V179H143ZM166 180H167V179H166ZM201 180H202V179H201ZM216 180H217V179H216ZM220 180H221V179H220ZM0 181H1V180H0ZM2 181H3V180H2ZM13 181H14V179H13ZM18 181H16L17 184H18ZM34 181H35V179H34ZM36 181H37V179H36ZM38 181H40V180L38 179ZM126 181H127V180H126ZM157 181H158V180H157ZM167 181H168V180H167ZM180 181H181V182H177V183H174L173 185H169V186H167V187L165 188L164 194H167V196L171 199V201L169 200V201H170V204H175V201H176V200H175V197H179L180 194H182V193H185L186 195H189V196H190V199L193 200V202H191L190 212H191V210H192V211L195 213V215H196V216H195V217H196V220L201 222V221H202V216L205 214V213H204V210L207 209L206 206L209 205V204H207V198H208L209 195H208V196H206V194H204V195H200V193L198 192V190H193V189H192V185H191V183H190V180H189L187 177H185V175L181 177ZM210 181H211V179H210ZM217 181H218V180H217ZM224 181H225V180H224ZM227 181H229V179H228ZM259 181H260V180H258L257 182H259ZM22 182H24V181H21V183H22ZM45 182H46V181H45ZM87 182H88V180H87ZM120 182H121V181H120ZM168 182H169V181H168ZM205 182H206V181H205ZM207 182H208V180H207ZM215 182H216V181H215ZM233 182H234V180H233ZM242 182H243V181H242ZM252 182H253V181H252ZM11 183H12V182H11ZM25 183H26V182H25ZM36 183H37V182H36ZM88 183H89V182H88ZM91 183H92V180L90 181L89 184H91ZM133 183H134V182H133ZM169 183H170V182H169ZM210 183H211V182H210ZM210 183H209V184H210ZM212 183H213V182H212ZM223 183H224V182H223ZM223 183H222V184H223ZM235 183H236V182H235ZM243 183H245V182H243ZM249 183H250V181H249ZM254 183H255V182H254ZM254 183H252V185H254ZM261 183H262V182H261ZM263 183H264V181H263ZM14 184H15V182H14ZM22 184L24 185V183H22ZM44 184H45V183H44ZM153 184H154V183H153ZM156 184H157V183H156ZM167 184H168V183H167ZM215 184H216V183H215ZM236 184H238V183H236ZM236 184H235V185H236ZM241 184H242V183H241ZM257 184H258V183H257ZM2 185H3V184H2ZM5 185H6V184H5ZM8 185H9V184H8ZM11 185H12V184H11ZM19 185H20V184H19ZM23 185H22V186H23ZM35 185H36V184H34L33 186H35ZM40 185H41V184H40ZM46 185H47V184H46ZM46 185H45V186H46ZM119 185H120V184H119ZM154 185H155V184H154ZM154 185H153L152 187H154ZM207 185H208V184H207ZM218 185H221V184H217V186H218ZM228 185H229V183H228ZM230 185H231V183H230ZM238 185H239V184H238ZM262 185H263V184H262ZM0 186H1V185H0ZM12 186H14V185H12ZM12 186H11L10 188H12ZM30 186H31V184H30ZM37 186H39V184H37ZM41 186H42V185H41ZM49 186H50V185H49ZM86 186H87V184H86ZM89 186H90V185H89ZM93 186H94V184H93ZM139 186H140V185H139ZM146 186H147V185H146ZM164 186H165V185H164ZM215 186H216V185H215ZM217 186H216V187H217ZM225 186H226V182H225ZM225 186L223 185V187H225ZM247 186H248V185H247ZM256 186H257V185H256ZM259 186H260V185H259ZM263 186H264V185H263ZM6 187H7V186H6ZM25 187H26V186H25ZM68 187H70V188H68ZM90 187L93 188L92 185H91ZM90 187H89V188H90ZM159 187L161 188V186H159ZM203 187L205 188V185H204ZM207 187H208V186H207ZM212 187H214V186H212ZM216 187H214V188H216ZM237 187H238V186H237ZM8 188H9V186H8ZM13 188H14V187H13ZM15 188H16V186H15ZM23 188H24V186H23ZM35 188H36V186H35ZM35 188H34V189L32 188V189L35 190ZM38 188H39V189H42V187H41V188L38 187ZM47 188H48V186H47ZM51 188H52V187H51ZM51 188H50V190H51ZM130 188H131V187H130ZM140 188H141V187H140ZM162 188H163V185H162ZM209 188H211V185L209 186ZM217 188H218V187H217ZM226 188H229V187H226ZM233 188H235L234 192H236V186H235V187H232V189H233ZM244 188H245V187H244ZM246 188H247V187H246ZM246 188H245V190H247ZM250 188H251V187H250ZM250 188H249V189H250ZM0 189H1V188H0ZM16 189H17V188H16ZM24 189H25V188H24ZM24 189H21V190L19 189L20 191H19L18 194H20V192H21L22 190L24 191ZM28 189H29V187H28ZM32 189H31V190H32ZM52 189H53V188H52ZM54 189H55V188H54ZM86 189H87V188H86ZM95 189H96V188H95ZM123 189H124V188H123ZM155 189H156V188H155ZM157 189H159V188H157ZM205 189H206V188H205ZM224 189H225V188H224ZM232 189H230V190H232ZM241 189H242V188H241ZM252 189H253V188H251L250 190H252ZM255 189H256V188H255ZM263 189H264V187H263ZM4 190H5V189H4ZM14 190H15V189H14ZM26 190H27V189H26ZM31 190H30V192L32 193ZM44 190H45V188H44ZM46 190H48V189H46ZM60 190H61V189H60ZM71 190H72V189H71ZM207 190L209 191V189H207ZM221 190H222V188H221ZM253 190H254V189H253ZM256 190H257V189H256ZM258 190H260V189H258ZM261 190H262V189H261ZM1 191H2V190H1ZM8 191H9V190H8ZM15 191H16V190H15ZM40 191H41V190H40ZM40 191H39V192H40ZM58 191H59V190H58ZM58 191H57V192H58ZM121 191H122V190H121ZM150 191H151V190H150ZM204 191H205V190H204ZM204 191H203V192H204ZM208 191H207V192H208ZM210 191H211V190H210ZM214 191H215V190H214ZM217 191H218V190H217ZM232 191H233V190H232ZM263 191H264V190H262V193H263ZM9 192H10V191H9ZM24 192H25V191H24ZM43 192H44V191H43ZM43 192H42V193H43ZM69 192H70V191H69ZM69 192H68V194H69ZM227 192H228V193H231L230 191H227ZM234 192H233V193H234ZM241 192H243V191H241ZM244 192H246V191H244ZM248 192H250V191H247V193H248ZM254 192H255V191H254ZM256 192L258 193V191H256ZM260 192H261V191H260ZM44 193H45V192H44ZM44 193H43V195H44ZM58 193H59V192H58ZM153 193H154V192H153ZM153 193H152V194H153ZM208 193H211V192H208ZM213 193L216 194V192H213ZM222 193H223V192H222ZM222 193H220V194H222ZM233 193H232V194H233ZM238 193H239V192H238ZM6 194H7V193H6ZM11 194H12V193L10 192V196H11ZM37 194H38V193H37ZM51 194H52V193H51ZM84 194H85V193H84ZM84 194H83V195H84ZM86 194H87L86 196H87L88 204H89V202H90V203H92L94 206L98 205V204H97V198H96V197H98V196H96V194H95V192H94L93 190H92V191L89 190ZM111 194H112V193H111ZM150 194H151V193H150ZM215 194H214V198H216V197H215ZM224 194H225V193H224ZM226 194H227V193H226ZM232 194H231V195H232ZM241 194H242V193H241ZM250 194H251V193H250ZM252 194H253V191H252ZM2 195H5V193L2 194ZM20 195L22 196V194H20ZM46 195H47V194H46ZM46 195H45V196H46ZM153 195H154V194H153ZM227 195H228V194H227ZM227 195H226V196H227ZM255 195H258V194H255ZM261 195H262V196H261ZM261 195H260V196L263 197V194H261ZM13 196H14V195H12V197H13ZM29 196H30V195H29ZM50 196H51V195H50ZM50 196H48V197H50ZM66 196H67V195H66ZM147 196H148V195H147ZM211 196H213V195H211ZM211 196H210V198H211ZM216 196H217V199H218L219 197H218L217 194H216ZM229 196H230V194H229ZM233 196L235 197L234 194H233ZM236 196H237V195H236ZM239 196H240V195L237 196V199H238ZM249 196H250V195H249ZM252 196H253V195H252ZM12 197H11V200H13ZM14 197H15V196H14ZM26 197H27V196H26ZM54 197H55V196H54ZM63 197H64V196H63ZM185 197H186V196H185ZM222 197H224V195H223ZM227 197H228V196H227ZM227 197H225V198L227 199ZM245 197H246V195H245ZM250 197H251V196H250ZM254 197L256 198V196H254ZM254 197H252V198H253L254 200H256V201H257V199L259 198V196L257 197V199H255ZM18 198H19V196H18ZM24 198H25V197H24ZM36 198H37V197H36ZM52 198H53V197H52ZM65 198H66V197H65ZM83 198H84V197H83ZM107 198H108V197H107ZM110 198H111V197H110ZM120 198H121V197H120ZM143 198H144V197H143ZM200 198L202 199V200H201V202H202L201 205L198 204V201L200 200ZM225 198H224V199H225ZM230 198H231V197H230ZM239 198H240V197H239ZM4 199H5V196H4ZM6 199H7V198H6ZM30 199H31V198H30ZM39 199H41V196L39 197ZM67 199H69V198L67 197ZM98 199H99V198H98ZM163 199H164V197H163ZM181 199H182V198H181ZM188 199H189V198H188ZM212 199H213V198H212ZM220 199H221V198H220ZM222 199H223V198H222ZM233 199H234V198H232V200H233ZM237 199H236V197H235V200H237ZM243 199H244V198H243ZM245 199H246V198H245ZM248 199H249V197H248ZM250 199H251V198H250ZM260 199H261V198H260ZM2 200H3V199H2ZM2 200H1V201H2ZM25 200H28V199L25 198ZM50 200H51V199H50ZM50 200H49V201H50ZM56 200H57V199H56ZM78 200H79V199H78ZM120 200H121V199H120ZM174 200H175V201H174ZM230 200H231V199H230ZM232 200H231V201H232ZM235 200H234V201H235ZM238 200H239V199H238ZM241 200H242V198H241ZM254 200H253V201H254ZM258 200H259V199H258ZM1 201H0V202H1ZM4 201H8V200H4ZM4 201L1 202V205H2V203L4 204ZM9 201H10V199H9ZM16 201L18 202V200H16ZM16 201H13V202H16ZM23 201H24V199H23ZM23 201H21V202H23ZM30 201H31V200H30ZM37 201H38V200H37ZM46 201H47V200H46ZM52 201H54V200H52ZM58 201H59V200H58ZM58 201H57V202H58ZM66 201H67V200H66ZM69 201H70V200H69ZM81 201L83 202L84 200L81 199ZM85 201H86V200H85ZM122 201H123V199H122ZM161 201H162V200H161ZM166 201H167V200H166ZM246 201H247V200H246ZM251 201H252V200H251ZM253 201H252V202H253ZM261 201H262V200H261ZM261 201H260V202H261ZM24 202H25V201H24ZM24 202H23V203H24ZM27 202H28V201H27ZM44 202H45V201H44ZM44 202H43V203H44ZM55 202H56V201H55ZM55 202H54V203H55ZM57 202H56V203H57ZM119 202H120V201H119ZM138 202H139V201H138ZM138 202H137V203H138ZM164 202H165V201H164ZM243 202H244V201H243ZM243 202H242V203H243ZM249 202H250V201H249ZM9 203L11 204V202H9ZM18 203H19V202H18ZM46 203H47V202H46ZM54 203H52V204H54ZM56 203H55V204H56ZM61 203H62V202H61ZM63 203H65V202H63ZM63 203H62V204H63ZM66 203H69V202H66ZM107 203H108V202H107ZM188 203H189V202H188ZM242 203H241V204H242ZM253 203H254V202H253ZM263 203H264V200H263ZM263 203H262V205H263ZM7 204H8V202H7ZM10 204H9V206H10ZM20 204H21V203H20ZM30 204H31V203H30ZM44 204H45V203H44ZM55 204L53 205V208H56V207L58 206V205H56V207H54ZM57 204H58V203H57ZM59 204H60V203H59ZM69 204H70V203H69ZM71 204H72V203H71ZM73 204H74V203H73ZM73 204H72V205H73ZM134 204H135V203H134ZM255 204H256V203H255ZM260 204H261V203H260ZM260 204H257V206L260 205ZM24 205H25V204H24ZM33 205H34V208H35V204H33ZM47 205H48V203H47ZM60 205H61V204H60ZM66 205H67V204H66ZM86 205H87V204H86ZM122 205H123V204H122ZM135 205H136V204H135ZM243 205H244V204H243ZM251 205H252V204H251ZM4 206H5V205H4ZM9 206H8V208L10 209ZM11 206H12V205H11ZM22 206H23V205H22ZM26 206H27V205H26ZM29 206H30V205H29ZM37 206H38V205H37ZM45 206H46V205H45ZM51 206H52V205H51ZM62 206H63V205H62ZM64 206H65V205H64ZM64 206H63V207H64ZM114 206H115V205H114ZM118 206H119V205H117V207H118ZM151 206H152V205H151ZM236 206H238V205H235V207H236ZM244 206H246V205H244ZM18 207H19V206H18ZM24 207H25V206H24ZM27 207H28V206H27ZM32 207H33V206H32ZM41 207H43V206H41ZM63 207H61V209H62ZM70 207H71V206L69 205L68 207L66 206L65 208H70ZM73 207H75V206L73 205ZM124 207H125V206H124ZM248 207H249V206H248ZM261 207H262V206H261ZM1 208H2V207H1ZM4 208H6V207H4ZM8 208H7V210H9ZM12 208H14V207H12ZM34 208H32V209H34ZM36 208H37V207H36ZM44 208H46V207H44ZM57 208H58V207H57ZM95 208H96V207H95ZM121 208H122V207H121ZM242 208H243V207H242ZM245 208H247V207H245ZM19 209H20V207H19ZM22 209H24V208H22ZM22 209H21V210H22ZM46 209L48 210V208H46ZM61 209H60V210H61ZM78 209H79V207H78ZM78 209H77V211H79ZM84 209H85V208H84ZM96 209H97V208H96ZM98 209H99V213H101V212H100L101 209H100V208H98ZM105 209H106V208H105ZM114 209H115V208H114ZM221 209H222V208H221ZM221 209H220V211H223V210H221ZM223 209H224V208H223ZM247 209H248V208H247ZM256 209H258V208H256ZM256 209H255V207H254V210H256ZM261 209H264V208H261ZM35 210H36V209H35ZM39 210H40V209H39ZM54 210H55V209H54ZM60 210H59V211H60ZM69 210H70V209H68V211H69ZM117 210H118V209H117ZM225 210H226V209H225ZM244 210H245V209H244ZM254 210H253L252 212H254ZM259 210H260V209H259ZM259 210H257V211L259 212ZM10 211H12V210H9V212H10ZM43 211H44V210H43ZM72 211H73V210H72ZM72 211L70 210V212H72ZM104 211H105V210H104ZM113 211H114V210H113ZM118 211H119V210H118ZM153 211H155V214H157V218L160 219V222H161L162 224H164V227H165V226L167 227L169 233H174V232L178 231L177 229H176V230L172 229L173 227L171 228V227L168 225V221L170 220V217H169V216H170V214H172V212H174V215H175L176 217H180L181 220H182L183 217L185 218L186 215L191 216L190 213L185 214L181 209H177V206L174 208L173 211H171V210H167V208H165V207H161V206H159V204H158L157 207H154V208H151V207H149V205L146 204V205L141 206V207L138 209V211L134 214V218H130V219H129L130 222H131L132 227H133V228H134V227H139V226L142 225V223L146 222L147 220H150V218L153 217V213H154ZM229 211H230V210H229ZM234 211H235V210H234ZM240 211H242V210H240ZM240 211H239V212H240ZM248 211H250V210H248ZM262 211H264V210H262ZM26 212H27V211H26ZM41 212H42V211H41ZM48 212H49V211H48ZM62 212H63V211H62ZM70 212H69V213H70ZM74 212H75V211H74ZM120 212H121V211H120ZM131 212H133V211H131ZM245 212H246V211H245ZM252 212H251V214H253ZM17 213H18V212H17ZM29 213H30V212H29ZM32 213H34V212H32ZM36 213H37V211H36ZM55 213H58V212H55ZM63 213H64V212H63ZM69 213H68V214H69ZM85 213H86V212H85ZM97 213H98V212H97ZM99 213H98V214H99ZM118 213H119V212H118ZM220 213H221V212H220ZM222 213H223V212H222ZM228 213H229V212H228ZM259 213H260V212H259ZM2 214H3V212H2ZM21 214H22V213H21ZM43 214H44V212H43ZM43 214H41V215H43ZM47 214H48V213H47ZM60 214H61V213L59 212V214H57V215H60ZM79 214H80V213L78 212V215H79ZM91 214H92V213H91ZM107 214H108V213H107ZM124 214H125V213H124ZM124 214H123V215H124ZM127 214H128V213H127ZM243 214H244V213H243ZM12 215H13V214H12ZM12 215H11V217H12ZM19 215H20V214H19ZM25 215H26V214H25ZM37 215H38V214H37ZM69 215H70V214H69ZM69 215H68V216H69ZM92 215H93V214H92ZM102 215H103V214H102ZM112 215H114V213H113ZM226 215H227V214H226ZM27 216H29V215H27ZM33 216H34V215H33ZM48 216H49V215H48ZM60 216H61V215H60ZM74 216H75V214H74ZM79 216H80V215H79ZM81 216H83V215H81ZM128 216H129V215H127V218H128ZM154 216H155V215H154ZM262 216H263V215H262ZM23 217H24V216H23ZM34 217H35V216H34ZM42 217H43V216H42ZM46 217H47V216H46ZM55 217H56V216H55ZM70 217H71V216H70ZM84 217H85V216H84ZM92 217H93V216H92ZM115 217H116V216H115ZM255 217H256V216H255ZM0 218L2 219V217H0ZM14 218H15V217H14ZM27 218H28V217H27ZM31 218H32V217H31ZM44 218H45V215H44ZM67 218H69V217H67ZM85 218H86V217H85ZM85 218H83V219H85ZM96 218H97V217H96ZM157 218H156V219H157ZM256 218H257V217H256ZM28 219H29V218H28ZM41 219H42V218H41ZM57 219H58V218H57ZM60 219H61V217H60ZM65 219H66V218H65ZM76 219H77V218H76ZM80 219H81V218H80ZM80 219H77V220H80ZM83 219H81V221H82ZM94 219H95V218H94ZM110 219H111V218H110ZM158 219H157V220H158ZM227 219H228V218H227ZM16 220L19 221V219H16ZM26 220H27V219H26ZM39 220H40V217H39ZM68 220H69V219H68ZM72 220H73V219H72ZM118 220H120V219H118ZM122 220H123V219H122ZM14 221H15V220H14ZM30 221L33 222V219L30 220ZM34 221H35V219H34ZM49 221H50V220H49ZM53 221H54V220H53ZM58 221H59V220H58ZM60 221H61V220H60ZM60 221H59V222H60ZM62 221H63V219H62ZM75 221H76V220H75ZM85 221H86V220H85ZM85 221H82V222H85ZM97 221H98V218H97ZM109 221H110V220H109ZM120 221H121V220H120ZM36 222H37V221H36ZM64 222H65V220H64ZM64 222H62V223L60 222L59 225H60V224H63ZM79 222H80V221H79ZM79 222H78V223H79ZM82 222H81V225H82ZM88 222H90V221H88ZM107 222H108V220H107ZM6 223H7V222H6ZM42 223H43V221H42ZM44 223H45V222H44ZM56 223H57V222H56ZM76 223H77V222H76ZM104 223H105V222H104ZM225 223H226V226L220 231V236L217 237V239H216L215 237H210V238L202 239V244L200 243V244H201L200 247L202 248L201 251L203 250L205 254H206V253H209L210 255H212V258H213L214 260L222 259L223 261H225V264H240L239 261H240V258H241V257H243V256H245V255H250V254H252V251H253V250H256V249H263V247H264V223H263L262 221L255 220V221L252 222L250 225H248V227L245 229L244 226H241V225H240V223H242V219H240V218H238V216H235V215H234V216H232L231 218H229L227 221H225ZM1 224H2V222H1ZM29 224L32 225L31 223H29ZM39 224H40V223H39ZM47 224H48V222H47ZM51 224H52V223H51ZM106 224H107V223H106ZM145 224H147V223H145ZM145 224H144V225H145ZM8 225H9V223H8ZM18 225H19V224H18ZM30 225H29V226H30ZM41 225H42V224H41ZM44 225H46V224H44ZM64 225H65V223H64ZM64 225H63V227H64ZM69 225H70V224H69ZM71 225H73V224H71ZM79 225H80V223H79ZM125 225H126V224H125ZM152 225H153V224H152ZM32 226H33V225H32ZM34 226H35V225H34ZM67 226H68V225H67ZM82 226H83V225H82ZM87 226H88V225H87ZM87 226H85V227H87ZM95 226H97V225H96V222L93 221V222L90 224V231H92V233H95V229H96ZM208 226H209V225H208ZM12 227H13V225H12ZM53 227H55V226H53ZM58 227H59V226H58ZM65 227H66V225H65ZM79 227H80V226H78V229H79ZM98 227H99V226H98ZM98 227H97V228H98ZM103 227H104V226H103ZM111 227H112V226H111ZM130 227H131V226H130ZM18 228H19V227H18ZM31 228H33V227H31ZM36 228H37V227H36ZM47 228H48V227H47ZM60 228H61V227H60ZM60 228H59V229H60ZM66 228L68 229V227H66ZM83 228H84V227H83ZM159 228H161V227H159ZM11 229H12V228H11ZM34 229H35V228H34ZM37 229H38V228H37ZM50 229H52V228H50ZM50 229H48V231H49ZM54 229H55V231L57 230L56 228H53V230H54ZM67 229H66V230H67ZM69 229H70V227H69ZM109 229H110V228H109ZM140 229H141V228H140ZM167 229H166V230H167ZM17 230H19V229H16L15 231H17ZM20 230H22V229H20ZM20 230H19V233H20ZM45 230H46V229H45ZM45 230H44V231H45ZM66 230H65V233L67 232ZM72 230H73V229H72ZM84 230H85V228L83 229V231H84ZM86 230H88V229H86ZM86 230H85V233H86ZM100 230H101V229H100ZM104 230H105V229H104ZM104 230H103V231H104ZM110 230H111V229H110ZM153 230H154V229H153ZM161 230H162V228H161ZM180 230H181V229H180ZM180 230H179V232H180ZM26 231H27V230H26ZM29 231H30V228H29ZM44 231H43V232H44ZM46 231H47V230H46ZM48 231H47V233H49ZM57 231H58V230H57ZM70 231H71V229H70ZM182 231H183V230H182ZM17 232H18V231H17ZM17 232H16V233H17ZM21 232H23V230H22ZM32 232H34V231H32ZM63 232H64V231H63ZM63 232H62V234H63ZM81 232H82V231H81ZM101 232H102V231H101ZM105 232H106V230H105ZM105 232H104V233H105ZM112 232H113V231H112ZM112 232H111V233H112ZM130 232H132V230H131ZM231 232H233L234 235L236 236V241H235V242H233L232 239H231V238H232V235L230 234ZM5 233H6V232H5ZM8 233H9V232H8ZM28 233H29V232H28ZM28 233H27V234H28ZM36 233H38V232H36ZM40 233H41V230H40ZM45 233H46V232H45ZM50 233L52 234V232H50ZM50 233H49V234H50ZM56 233H57V232H56ZM60 233H61V231H60ZM71 233H72V232H71ZM87 233H88V232H87ZM89 233H90V232H89ZM134 233H135V232H134ZM177 233H178V232H177ZM180 233H181V232H180ZM183 233H184V232H183ZM2 234H3V233H2ZM20 234H22V233H20ZM24 234L27 235L26 233H24ZM53 234H55V233H53ZM62 234H60V235H62ZM66 234H68V233H66ZM69 234H70V232H69ZM76 234H77V232H76ZM80 234H81V233H80ZM101 234H102V233H101ZM198 234H199V233H198ZM12 235H13V233H12ZM12 235H11L10 237H12ZM25 235L23 236V238H26ZM40 235H42V234H40ZM44 235H45V234H44ZM55 235H56V234H55ZM55 235H54V237H55ZM57 235H58V234H57ZM70 235H72V234H70ZM83 235H84V234H83ZM87 235H88V234H87ZM97 235H98V234H97ZM104 235L107 236L106 234H104ZM151 235H152V234H151ZM153 235H154V234H153ZM157 235H159V233H158ZM162 235H163V234H162ZM162 235H160V236H162ZM172 235H173V234H172ZM181 235H182V233H181ZM208 235H209V234H208ZM213 235H214V234H213ZM2 236H4V235H2ZM16 236L18 237V234H17ZM30 236H33V235H30ZM49 236H50V235H49ZM63 236H64V234H63ZM80 236H81V235H80ZM92 236H93V235H92ZM102 236H103V235H102ZM115 236H117V235L115 234ZM146 236H147V235H146ZM184 236H185V235H184ZM210 236H211V235H210ZM216 236H217V235H216ZM40 237H41V236H39V238H40ZM42 237H43V236H42ZM58 237H59V236H58ZM60 237H61V236H60ZM64 237H65V236H64ZM66 237H67V236H66ZM66 237H65V239H64L65 241H66ZM98 237L100 238V236H98ZM127 237H128V236H127ZM129 237H131V236H129ZM138 237H139V236H138ZM177 237H178V236H177ZM177 237H176V238H177ZM187 237H188V235H187ZM187 237H186V238H187ZM190 237H191V236H189V239H190ZM12 238H13V237H12ZM19 238H20V237H19ZM27 238H28V237H27ZM45 238H46V236H45ZM67 238H68V237H67ZM75 238H78V237H75ZM75 238H71V239H75ZM82 238H83V237H81V239H82ZM87 238H89V237H87ZM93 238H94V237H93ZM133 238H134V236H133ZM157 238H158V236H157ZM173 238H174V237H173ZM233 238H234V237H233ZM30 239H32V238H30ZM41 239H42V238H41ZM46 239H47V238H46ZM56 239H58V238H56ZM56 239H54V242H55ZM61 239H62V238H61ZM96 239H97V238H96ZM100 239H101V238H100ZM106 239L108 240V238H106ZM118 239H119L118 241L121 242V241H120V238H118ZM14 240H16V239H14ZM18 240H19V239H18ZM23 240H24V239H23ZM25 240H26V239H25ZM28 240H29V238H28ZM39 240H40V239H39ZM39 240L36 239V241H34L35 244H36V242L39 241ZM42 240H44V237H43ZM59 240H60V239H59ZM59 240H56V241H59ZM83 240H85V239H83ZM93 240H95V239H92V241H93ZM107 240H106V241H107ZM121 240H122V239H121ZM129 240H130V239H129ZM164 240H165V239H164ZM216 240H218V243H221V244L223 245V247H224L226 250L222 251L221 249H218V244L215 243ZM233 240H234V239H233ZM16 241H17V240H16ZM16 241H15V242H16ZM21 241H22V240H21ZM32 241H33V239H32ZM45 241H46V240H45ZM67 241H68V240H67ZM98 241H100V240H98ZM131 241H132V243H133V240H131ZM150 241H151V240H150ZM157 241H158V239H157ZM159 241H160V240H159ZM15 242H14V243H15ZM23 242H25V241H23ZM48 242H49V241H48ZM48 242H47V243H48ZM54 242H53V243H54ZM61 242H62V241H61ZM61 242L59 241V243H61ZM68 242L70 243V241H68ZM73 242H74V241H73ZM73 242H72V243H73ZM122 242H123V241H122ZM164 242H165V241H164ZM167 242H168V241H167ZM16 243L18 244V242H16ZM26 243H27V242H26ZM47 243H45V244L47 245ZM49 243H52V242H49ZM63 243H64V244H68V243H65V242L63 241L60 245H62ZM74 243H75V242H74ZM74 243H73V244H74ZM89 243H90V242H89ZM95 243H97V242H95ZM102 243H103V242H102ZM110 243H111V242H110ZM157 243H158V242H157ZM159 243H161V242H159ZM159 243H158V245H159ZM162 243H163V242H162ZM162 243H161V244H162ZM170 243L172 244V242H170ZM3 244H5V242H4ZM17 244H16V245H17ZM35 244H34V245H35ZM40 244H41V243H40ZM43 244H44V243H43ZM57 244H58V243H57ZM82 244H83V243H82ZM134 244H135V243H134ZM163 244H164V243H163ZM200 244H199V245H200ZM22 245H23V247H24V243H23ZM22 245H21V246H22ZM34 245H33V246H34ZM37 245H38V246H37ZM37 245H36V246L39 247V243H37ZM51 245H52V244H51ZM69 245H70V244H69ZM69 245H68V246H69ZM75 245H77V244H75ZM99 245H100V244H99ZM131 245H132V244H131ZM131 245H130V246H131ZM166 245H167V244H166ZM169 245H170V244H169ZM169 245H167V246L169 247ZM3 246H4V245H3ZM6 246H7V245H6ZM11 246H14V244L11 245ZM26 246H27V245H26ZM26 246H25L24 248H27ZM42 246H43V245H42ZM42 246H40V247H42ZM54 246H55V245H54ZM54 246H53V248H54ZM64 246H65V245H64ZM82 246H83V245H82ZM86 246H88V245H87V241H86ZM135 246H136V245H135ZM156 246H157V245H156ZM159 246H160V245H159ZM15 247H16V246H15ZM17 247H18V246H17ZM37 247H36V248H37ZM50 247H51V246H50ZM50 247H49V248H50ZM56 247H57V246H55V249H56ZM66 247H67V246H66ZM66 247H65V248H66ZM71 247H72V246H71ZM76 247H77V246H76ZM213 247H215V248H213ZM6 248H7V247H6ZM30 248H31V247H30ZM36 248H35V249H36ZM44 248H45V247H43V249H44ZM49 248H48V249H49ZM60 248L63 249V246L60 247ZM60 248H59V249H60ZM65 248H64V249H65ZM77 248H78V247H77ZM82 248H83V247H82ZM86 248H87V247H86ZM89 248H90V247H89ZM89 248H88V249H89ZM106 248H107V247H106ZM130 248H132V247H130ZM170 248L173 249V246L170 247ZM1 249H2V248H1ZM8 249H9V248H8ZM31 249H32V248H31ZM31 249H30V250H31ZM67 249H68V247H67ZM90 249H91V248H90ZM113 249H114V248H113ZM140 249H142V248H140ZM155 249L157 250V248H155ZM168 249H169V248H168ZM172 249H171V250H172ZM176 249H178V248H176ZM210 249H212V250H210ZM33 250H34V249H32L31 251L33 252ZM38 250H40V249H38ZM45 250H46V249H45ZM53 250H54V249H53ZM57 250H58V249H57ZM68 250H70V248H69ZM75 250H76V249H75ZM78 250H79V249H78ZM86 250H87V249H86ZM101 250H103V249H101ZM132 250H133V249H132ZM134 250H135V249H134ZM136 250H137V248H136ZM143 250H144V249H143ZM182 250H183V249H181L180 251H182ZM209 250H210V252H209ZM8 251H9V250H8ZM10 251H11V250H10ZM13 251H14V250H13ZM17 251H18V249H17ZM23 251H24V249H23ZM23 251H22V252H23ZM25 251H28V250H25ZM43 251H44V250H43ZM54 251L57 252L56 250H54ZM60 251H61V250H60ZM64 251H65V250H64ZM83 251H84V248H83ZM92 251H93V250H92ZM113 251H114V250H113ZM123 251H124V250H123ZM149 251H150V250H149ZM168 251H169V250H168ZM203 251H202V253H203ZM0 252H1V251H0ZM15 252H16V251H15ZM45 252H46V251H45ZM72 252H73V251H72ZM105 252H106V251H105ZM105 252H103V253H105ZM143 252H145V251H143ZM255 252H256V251H255ZM4 253H6V251H5ZM9 253H10V252H9ZM24 253H25V252H24ZM27 253H28V252H26V255H27ZM29 253H30V252H29ZM59 253H60V252H59ZM84 253H85V252H84ZM121 253H122V252H121ZM6 254H7V253H6ZM15 254H17V253H15ZM15 254H14V255H15ZM18 254H20V252H19ZM32 254H34V252H33ZM32 254H28V255H32ZM37 254H38V253H37ZM39 254H40V253H39ZM41 254H42V253H41ZM49 254H50V253H49ZM76 254H77V251H76ZM76 254H75V252H74V253L71 254V255H76ZM80 254H81V253H80ZM88 254H89V253H88ZM88 254H86V256H87ZM91 254H92V253H91ZM91 254H89V255H91ZM93 254H94V253H93ZM114 254H115V253H114ZM126 254H127V253H126ZM140 254H141V253H140ZM144 254H145V253H144ZM217 254H220L221 256H220V255L218 256ZM10 255H11V254H10ZM23 255H24V254H23ZM28 255H27V256H28ZM43 255H44V254H43ZM45 255H46V254H45ZM95 255H96V254H95ZM99 255H100V254H97L96 256H99ZM106 255H107V254H106ZM116 255H117V253H116ZM121 255H122V254H120L119 257H121ZM147 255H148V254H147ZM147 255H146V256H147ZM213 255H214V256H213ZM12 256H13V255H12ZM21 256H22V253H21ZM33 256H34V255H33ZM33 256H32V258H31L32 260L34 259ZM37 256H38V255H37ZM39 256H40V255H39ZM91 256H92V255H91ZM96 256H95V258H96ZM104 256H105V255H104ZM124 256H125V254L123 255V257H124ZM0 257H1V254H0ZM30 257H31V256H30ZM30 257L28 256L27 258L30 260ZM40 257H41V256H40ZM40 257H39V258H36V256H35V259L39 260ZM43 257H44V256H43ZM45 257H46V256H45ZM48 257H49V256H48ZM50 257H51V256H50ZM53 257H54V255H53ZM64 257H65V256H64ZM64 257H63V258H64ZM70 257H71V256H70ZM81 257H82V256H81ZM84 257H85V256H84ZM89 257H90V256H89ZM101 257H103V256H101ZM185 257H186V256H185ZM20 258H24V256H23V257H20ZM55 258H57V256H55ZM68 258H69V257H68ZM71 258H72V257H71ZM71 258H70V259H71ZM91 258H93V257H91ZM105 258H106V257H105ZM125 258H126V257H125ZM127 258H128V256H127ZM253 258H254V257H253ZM16 259H17V258H16ZM24 259H25V258H24ZM45 259H47V258H45ZM82 259H83V258H82ZM99 259H100V258H99ZM108 259H109V258H108ZM133 259H134V258H133ZM185 259H186V258H185ZM1 260H2V259H1ZM4 260H5V259H4ZM29 260H28V261H29ZM42 260H44V259L42 258ZM57 260H58V259H57ZM57 260H56V261H57ZM59 260H60V259H59ZM61 260H62V259H61ZM68 260H69V259H68ZM73 260H74V258H73ZM86 260H87V259H86ZM90 260H91V259H90ZM90 260L88 259L87 261H90ZM92 260H93V259H92ZM94 260H97V258L94 259ZM126 260H128V259H126ZM138 260H141V259H138ZM172 260H175V259H172ZM182 260H183V259H182ZM214 260H213V261H214ZM19 261H20V260H19ZM26 261H27V260H26ZM34 261H35V260H34ZM39 261H40V260H39ZM48 261H49V260H48ZM53 261H54V260H53ZM65 261H66V259H65ZM74 261H75V260H74ZM109 261H110V260H109ZM109 261H107V262H109ZM130 261H131V260H130ZM178 261H180V260H178ZM200 261H201V260H200ZM217 261H218V260H217ZM32 262H33V261H32ZM35 262H36V261H35ZM35 262H34V263H35ZM40 262H41V261H40ZM42 262H43V261H42ZM42 262H41V263H42ZM50 262H51V260H50ZM62 262H63V261H62ZM99 262H101V259H100ZM99 262H98V263H99ZM172 262H173V261H172ZM175 262H176V261H175ZM262 262H263V261H262ZM29 263H30V262H29ZM29 263H28V264H29ZM34 263H33V264H34ZM37 263H39V262L37 261ZM45 263H46V262H45ZM51 263H52V262H51ZM57 263H59V261H58ZM57 263L55 262V264H57ZM65 263H66V262H65ZM65 263H64V264H65ZM71 263H74V262L72 261ZM71 263H70V264H71ZM79 263H81V262H79ZM94 263H95V262H94ZM94 263H93V264H94ZM125 263H126V262H125ZM128 263H129V260H128ZM167 263H168V262H167ZM167 263H166V264H167ZM188 263H190V262H188ZM2 264H3V263H2ZM9 264H11V263H9ZM26 264H27V263H26ZM46 264H47V263H46ZM53 264H54V262H53ZM67 264H68V263H67ZM75 264H76V263H75ZM82 264H83V263H82ZM90 264H91V261H90ZM95 264H96V263H95ZM102 264H104V263L102 262ZM112 264H113V263H112ZM129 264H130V263H129ZM134 264H135V263H134ZM169 264H170V263H169ZM173 264H174V263H173ZM180 264H181V262H180ZM182 264H183V263H182ZM219 264H220V263H219Z\"/></svg>",
  "mask_w": 264,
  "mask_h": 264
}]
</instances>
